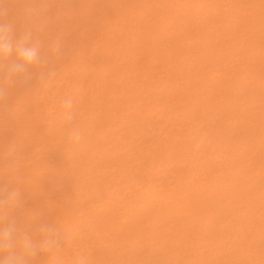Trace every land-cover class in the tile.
<instances>
[{"label":"bare ground","instance_id":"bare-ground-1","mask_svg":"<svg viewBox=\"0 0 264 264\" xmlns=\"http://www.w3.org/2000/svg\"><path fill=\"white\" fill-rule=\"evenodd\" d=\"M7 1H9V0H7ZM14 1H15V3H16L17 0H14ZM18 1H19V0H18ZM20 1H21V0H20ZM23 1H24V0H23ZM25 1H26V0H25ZM32 1H33V0H32ZM40 1H41V0H39V2H38L39 5H41V4H40ZM44 1H45V0H44ZM59 1H60V0H59ZM66 1H67V0H66ZM70 1H71V0H70ZM83 1H84V0H83ZM85 1H86V0H85ZM94 1H95V0H94ZM97 1H99V0H97ZM108 1H109V2H108ZM126 1H127V0H126ZM135 1H136V0H131V1L128 0V1L125 3L123 0H118V4H119V5H120V4H123L122 2H124V5H122L121 7L116 6V5H117V4H116V3H117V0H116V3H115V1H114V4H116V5L113 4V5L115 6V7H114V11H116V13H118V12L120 11V13L116 14L115 12H112V11H111V10H112L111 4H112L113 0H112V1H111V0H103V1L100 0L99 3L101 2L103 6H102L101 4L98 3V4H99V8H98V9H100V10H101V9H104V10H105V12H103V13L100 12V15H101V13H102L101 16H104L103 18H104L105 20H102V18H101V19H99V20H100V21H99V20H98V18H100V15H99V14H98L99 17H97V18L95 17V18H94V19H95L94 22H95V23H98V22H99L98 24L100 25V26H98V24H97L98 30H97V29L94 30V31H95V35H92V32H93L92 29H89V30H92V32H90V31H85L84 33H81V34L78 32L79 30L77 31L80 37H81L83 34H85L86 32H87V34H88V32H90L92 37H90V35H89V37H88L87 35H86V36L83 35V36H85L84 39L86 40V42H89V43L86 44L85 41H84V44H85V45H82V46H81V45H80L81 41H80V43L77 42V43H79V45H80V49H79V48L77 49L78 52L76 51L75 45L73 46L72 49L74 50V48H75V52H77V53H76V56H73V57L70 56V57H71V60H73V58L76 59L77 56H79V57L77 58L78 60L76 59V61H77L78 63H76L75 60L72 61V63H71V62H70V58H69V56H67V58L69 59V63H68V65L71 63V65H69V66H70L71 68H73V70H71V69H67V70H66V68H68L69 66H68V67H60V66H59V68H57V69H58V71H62V75H61V76H63V77L65 76V77H64L65 80H66V78H68V77H66L67 74H68V70L72 71V72L75 73V74H76L77 72L80 73V72L83 71V79H82V78L80 79V77L78 78V75H76V77L78 78V81H79V79L81 80V81L78 83V85H77V83H76V82H78V81H76V80H77L76 77H75L76 79L73 78V80H70L71 78L69 77L70 79H69V78H68V79H69L70 81H67V80H68V79H67V80H66L67 82H66V84H65V81H63L64 78H63V79H62V78H57L56 75H55V77H56V78H54L55 80H56V79L59 80V81L62 80L63 83L61 82V84L66 85V86H63V88L65 87V89H62V87H61V89L63 90L64 93H62V90H61V93H62V94L59 93V92H60V91H59V90H60V87H59V90H55V91H54L55 93H54V94H51V95H53L52 98H50L51 95H50V97L47 96V98H46V95H45V94H48V93H49L48 91L50 90V89H47V90H48V91H47L46 88H47V86H48V83L50 84V82H47V83H44V84H42V82H41L42 85H41V86H37V84H38V85L40 84V81H39L40 79H39V78H37L38 80L36 79V80L39 81V82H38L37 84H36V82H34V84L36 85L35 87H40V88H38L37 93H36L35 88L32 86V87L34 88V92L36 93V95H35L34 92L32 93L31 91H30L29 93H30V94H34V95H35V98L37 99L38 102L41 101V99H40V101H39V98H43V97H44L43 99L46 98V100H47V99L49 100V98H50V101H52V102L55 103V104H53V103H49V104H51V106L53 105V107L49 106V107H51V108H49V107H46V108H45L46 104H44V106H43V105H39V106H43V107L41 108V110H40L41 112H40L39 109H37V108H38V107H37V106H38L37 101L31 100V101H32V102H31V104H32L31 106L29 105V101H28V103L26 102L28 99H30V98H28L27 100L25 99V97L30 96V94H29V95L26 94V95H28V96L23 97V99H25V101H24L23 99H20V97H19V99L21 100L22 103H24V104H23V105H24L23 107H24V108L27 107V111H25L26 109H24V108L21 110L22 107H19V108H18V106H20V104H22L21 102H20V103L17 102V109H15V108H11L12 111L15 110V112H16V117H17V114L19 115V117H17L16 122L14 121L15 123H13V122H11V123H13L14 125H17V127H19V125H20V128H21V129H20V128H19V129L17 128L18 130H16V133L19 134V136H16L17 134H15V135L12 137V140H13L14 137H18V138L20 139V138H21V135H20V133H18L17 131H19V130H22V131H23V129H25V130H26V133H24L25 130H24L23 133L26 135L27 132H28V135H29V132H31V135H29V136H30V138H31V137H32V134H33V139H34V140L38 138V139H40V140L43 141L44 138H45V135H46V137H47V135L49 136V137L46 138V139L49 140V141L51 140V138H53V136L56 137V140L59 138V145H57V146L60 147L59 152H58L57 149H54V148H56V146H55L56 144H53L54 147H52L51 142H50L51 145H49V142H47V140H46V143L48 144L47 148H49V147L51 146V149L49 148V150H48V149L46 148V145H47V144H45V141L42 142V144H41V143L38 144L36 141H34V140L31 138V140H33L34 142H36L38 146H39V145H40V146L42 145V146H43L42 148L45 147V148H44V151L46 150L47 152H44V153H45L46 155L49 154L48 152H51V153H52V150H53V149L55 150V151L53 150V152H56V151H57L56 153H59V156H58V155H56V156H58V157L60 158V160L57 159L56 157H55L56 159H53V160H52V158H51V160H48L49 156H47V157H48V158H47L46 155H45L44 153H43V154H44L45 156L42 155V158L40 157L41 155L38 156L37 153L41 154L42 152H40L41 149H39V147H38V151L35 150V149H37V148H36V147L34 148V146H33L34 142H33V141H30L28 144L31 143L33 149L35 150V151H33V149H32V151H33V153L35 152L34 155L37 154L36 156L32 155L31 153H28L29 150H30L32 147L30 148V146H29V148H27V147H28V144H27L26 140H24V139H22V138L19 140V139L17 138V139L19 140V141H16L17 143L15 142V140H17L16 138H15L14 141L10 140V141H12V143L15 142V143L17 144V150H18V145H19V144L21 145V146H19V147H20L19 150L23 147V148L20 150V152H21L22 150H27V149H29V150H27V153L29 154V155L27 154V156H24V155L26 154V152L22 151L21 155H23L24 157H23V156L20 157V155L17 156L20 152H19V151H17V152L15 151L16 154L14 155V157H15V158H16V157L18 158V159H17V158H16V159H17L18 162H19V161L21 162V163L19 162L21 165L19 166V163H18V169H17V172H16L14 175H12V176H9V174L7 173L6 170H5L6 172L3 171V167H2L1 165H3V164L5 165V163H4V162H5V158H7V155H8V156H10V155H9V152H7V150H6L7 155H6L5 152L2 151L3 154L5 153L4 155H1L2 158L4 157V158H3V161H0V164H1V162L3 163V164L0 165V166H1L0 168H2V171H3L2 173H3V174H5V173L8 174V176L5 174V176L8 178V179L6 178L7 181L10 180L9 177H12L13 180H15V179H16V180H15V181H9V182L6 181V182H5V181H3V179H5V178L2 179V176H1V177H0V182H1V185H0V186H1V187H7V188H9V189H12L13 187H11V186H12V185L15 186V185L17 184V187L15 186L14 188H18V190H20V193H21V194H22V193L24 194V195L21 196L22 201H23V198H22V197L25 196V197H24V198H25L24 200H26V202H27V200H28V199H26V198H29V197H30V198H29L30 200H28V202H27L28 205L24 204V203L21 201V203H23V205H25V207L23 208L22 206H20V208H19V210H18L17 212H19V214H21V211H20V210H22V211L25 210V212H23L24 214L22 213L21 215H16V213H15V216H16L15 219L17 220L18 223H23V222H24L25 224H30V223L32 222V220H31L30 218H28V217L25 216V215L28 216V213H26V210L28 209V211H29L30 207H31V206L33 207V206H35V204H36L35 208L33 207L34 209H33L32 211H29L30 213H32V216H33V217L35 216V212H38V211L41 210V209H40V210H39V209L36 210V208H39V207L41 206L40 208L44 207V208H42V210H46V211H40L41 213L39 212V215L42 214V212H43V216H44V217H43L42 215H40V217L42 216V217H41L42 219L45 218V219H48L49 221H51V220H52V217H53V221H52V223L55 224V225H57V226H59V227H61L64 231L68 232L69 234L72 233V230H73V231H74V230H78V232H79V234H78V236H77L78 238L76 237V238H74L75 240H74V239L69 240V242L66 244V246L64 247V249L62 250V252H60V253L58 254V261L55 260V259H53L52 257H48L46 254H39V255L41 256L40 258H42V259L37 260L36 257H35V258H34L35 260L33 261V264H61V262H62V264H65V263H66V264H72V262H73V260L75 259V257H76L78 254H80L81 252L87 253L90 257L92 256V257H91V260H90V264H101V262H103V264H104V263H105V264H112L111 262H114V264H118L117 256H118V258L122 256V255L120 256V253H118V251H119L121 248H119L118 251H117V250H114L115 252L117 251V254H119V255H117L116 253L113 254V252L110 250V248L114 246V242H113V240L115 241V244H116V241H118V243H119V242L121 243V241H123V242H122V244H123V243H126L125 241H126L128 238H130V239L133 241V242L131 241L130 243H132V245H133V244H135V243H134V239H135V238H136V239L138 238L137 236H135V238H131V235H130L129 237L124 236V235H127V234H124V233H123L124 235L122 234L123 236H122L121 234H118V233H122V232H119V231H120V230H119L120 228L118 227V225L122 224L121 222H119V220H121V219H120V218H121L120 216H123V217H122L123 219H124V216H125V215H126V217H128V216L130 217L132 214L135 213V212L132 213L131 210L137 211V210H135V209H138L139 207L142 208V206L144 205V204H143L144 201L142 200V202H141L140 200H141V198L145 199V198H144L145 196L143 197V195H146V196H147L148 193L146 194V192H148V191H150V190H151V192H152V189H154L155 192H156V189L158 190V189L160 188V186H159V187H157V186H158V185H162V184H164V182H162V184L159 183L158 185H155L156 188H153V186H151L149 189H145V188H147V186H146V187L144 186V184H146V183L144 182V184H142V185L144 186V188H141V189H140V191H141L142 189H144L143 192H140V191H139V192H136V191L139 190L138 185H137L138 189H136L135 192H134L135 188H133V192L135 193V194L133 195V197H132V195L129 194L128 192H124V191H126V189H129V188H126V189L123 188V187H122V186H123V182H125V183L129 182V183H127V184H129V185L132 183L131 185H133V187H134L135 184H138V182H135L137 179H135L136 176H135V177L133 176L134 173L136 174L135 170H134V173L132 174L133 171L131 172L129 169L127 170V168H128L130 165H126V164H125V166H128L127 168L124 166V163L127 162V163L130 164V162H131V161H130V158H129V159H126L127 157H129V155H128L127 157H125V159H126V160H129L130 162H129V161L122 160V159H124V156H125L126 153H127V152H125V150H126V146H125V145H130L131 143L133 144V143H134V140H132V142H131L130 144H128L129 142H128L127 144H125V143H124L125 141L122 140V139H120L119 136H120V134H121L122 137H121V136H120V137L123 138V137L125 136L126 133H123V132H122V133L124 134V135H123L122 133H119V132H120L121 130H124V129H125L124 131H126V127H128L127 130H128V131H132L131 133H133V131H136V132L139 131L140 133H143V131H140V130H142L143 128L145 129L146 127H145L142 123L140 124L139 121L141 122V118L144 117V116H146V115L148 114L147 112H149V113L152 112V116H153V114H154V116H155L156 114L158 115V114H159V113H158V110H161V111H160V114L156 117V119H158V117L161 116V117H162V119H161L162 121H161V124H158V123H160V122H159L160 119H158V123H157V124L160 126V125H162V123H163V124L165 123L164 128L166 129V123H167V121H169V119H170L171 117H170V118H167V120H166V117H169V116H166V115H165L164 117H165V120H166V121L163 120L164 117H163L162 115H163L164 113H163L162 111H164L165 108L168 109V107L166 106L168 102H166V105L164 104V105H165V106H164L162 103H160V101H161L160 99L166 98V96L168 97L169 94H167V93H170V92L173 91V90H174V92H176L175 90H177V89H175V88L182 87L183 89H186L187 87H186L185 85H187V83H190V84H191V81H192V82H193V81L195 82V83L193 82V84H195L194 87H195V86H196V87L199 86V87H197V88H199V90L197 89V91L195 92L194 90L191 89V90H192V91H191L192 93H191V92H187V91H189V90H187V89H186V91L183 90V92L186 94V96H189L188 99H191L192 101H194V103H196L195 105H197V106H195L194 103H193V105H192V101H190V102H191V103H190L191 105H189V104L187 103V104L189 105L188 107H189L190 109L192 108V110H190V109L187 107V105H186V108L189 109L188 112H187V115L190 116V117H192V116L189 114V112H190V111H192V112L194 111V112H195V110H196V111L198 112V114H200V116H201V113L199 112V110H200V106H199V105H201V104H203V103H204V104H205V103H209V99H208V101H207V98H209V97H208V96H205V97L201 98V96H202V94H203V91H202V90L200 91V89H202V86H204V85H202V84H203V81L206 82V80H203V79L210 80V81H209V82H210V83H209L210 85H209L208 87H210L211 89H213V88H212V84H214V83L211 82V79L207 78V77H209V76H206V77L204 76L205 78L202 77V76H203L202 73H203V72L205 73L206 71H209V70H208L209 67H207L205 71H203L202 69H204V68L201 67V68H202L201 70H202L203 72H201V70H200V72H199L198 69H200V68H198V69L195 68V70H198L197 73L199 72L200 75H198V77L196 76V77H195V78H196L195 80H192V79L194 78V76H195V72H194L195 70L193 71L192 69H194V67H196L197 65H195L192 69L190 68V67H191V64L194 65L193 60L196 59V58H193V60H191V58L193 57L194 53L191 54L192 52H190V51H191V50H190V47L193 49L194 46L192 47V44H194V43H191V42H195V40H197L198 38H197V36L195 37L194 34H193V36L196 38L195 40L191 41V40L188 39V40H189V41H188L189 43H187V45H186V42L184 41V42H185L184 46L186 45V46L184 47V49H186V47L189 48V50L187 49L189 52H188L186 55H188V54L190 53L191 56H192V57H191V56H189V57L186 56V58L190 59L193 63H192L190 60H188V59H187V60H188L189 62H185V61H186V60H185V54L182 55V54L179 53V51H178V53H179L178 56L181 57V55H182V56L184 57V59H182L183 57H182L181 59H182V60H185V61H182V60H181L180 63H179V62H174L173 59L176 58V57H175L176 54H174L175 56H173V53H177V51L174 52V51H175V47L179 46V47L177 48L178 50H179V48H182V49H183V46L181 47L180 41L177 42V40H178L177 38H179L180 34H178V32H175V31H176V28H178V27H180L181 29H182V27H183V28H184V27H185V28L188 27V26H187V24L189 25L188 22H190V23L194 22V19H197V17H198L197 15L200 13L201 10L204 12V9L206 8L207 10L205 9V12H206V11L209 12L208 9H211L212 7L214 8V10L217 9V8H216L217 6H214V5H215V2H216V1H217V3H220V2H218V0H216V1H214V0H185V1H184V0H139V2L136 3ZM183 1H184V2H183ZM213 1H214V2H213ZM224 1L227 2V0H224ZM233 1H234V0H233ZM251 1H252V0H251ZM9 2H11V1H9ZM9 2H7V4H8ZM12 2H13V0H12ZM12 2H11V3H12ZM28 2H29V1H28ZM51 2H52V1H51ZM57 2H58V0H57ZM71 2H72V1H71ZM71 2H70V5L72 4ZM75 2H76V1H75ZM234 2H235V1H234ZM236 2H237V1H236ZM252 2H253V1H252ZM260 2H261L260 4H262V1H261V0H260ZM15 3H14V4L12 3V4L15 6ZM17 3H18V2H17ZM22 3H23V2H22ZM38 3H36V4H38ZM42 3H43V1H42ZM46 3H47V2H46ZM46 3H45V5H46ZM49 3H50V1H49ZM61 3H63V1H62ZM61 3H60V4H61ZM68 3H69V0H68V2L65 3V4H67V10H66V8L63 9V10H66V11H65V12H66V15H70L71 11H73V8H72V7H69V6H68V5H69ZM78 3H80V2H78ZM78 3H77V4H78ZM81 3H83V2H81ZM81 3H80V4H81ZM107 3H108V4L110 3V4L107 5ZM129 3H131V4L133 3V4L131 5V4H129ZM213 3H214V4H213ZM217 3H216V4H217ZM240 3H241V1H240ZM253 3H255V2H253ZM12 4H11V5H12ZM19 4H20V2H19ZM26 4L28 5V3L25 2V5H26ZM32 4H33V3H32ZM50 4H51V3H50ZM56 4H57V3H56ZM75 4H76V3H75ZM86 4H87V3H85V5H86ZM95 4L97 5V3H95ZM255 4H256V3H255ZM255 4H252V5H255ZM257 4H259V3H257ZM20 5L22 6V4H20ZM20 5H19V6H20ZM27 5H26V6H27ZM30 5H31V4H30ZM33 5H34V4H33ZM43 5H44V4H43ZM83 5H84V4H83ZM85 5H84V6H85ZM87 5H88V4H87ZM87 5H86V6H87ZM90 5H91V4H90ZM100 5H101V6H100ZM217 5H218V4H217ZM220 5H221V3H220ZM220 5H218V7H219ZM223 5H224V6H223ZM223 5H221V8H219V9H220V12H221L222 8L225 7V4H223ZM233 5H234V4H233ZM235 5H236V4H235ZM250 5H251V3H250ZM250 5H249V6H250ZM7 6H10V5L8 4ZM31 6H32V5H31ZM36 6H37V5H36ZM36 6H35V7H36ZM58 6H59V4H58ZM65 6H66V5H65ZM73 6H74V5H73ZM78 6H79V5H78ZM78 6H77V7H78ZM81 6H82V5H81ZM226 6H227V4H226ZM228 6H229V5H228ZM228 6H227V7H228ZM230 6H231V5H230ZM15 7H16V6H15ZM45 7H46V6H45ZM48 7H49L50 9H52V8H51V5H50V6L48 5ZM63 7H64V5H63ZM68 7H69V8H68ZM79 7H80V6H79ZM79 7H78V8H79ZM107 7H110L111 10H109L110 8H107ZM227 7H226V8H227ZM246 7H247V6H246ZM12 8H13V7H12ZM18 8H19V7H18ZM22 8H24V7L22 6ZM42 8L44 9V7H41V9H42ZM60 8H61V7H60ZM71 8H72V10H71ZM86 8L89 9L90 6H87ZM106 8L109 10L108 12H106ZM203 8H204V9H203ZM236 8H237V6H236ZM247 8H248V7H247ZM247 8H246V9H247ZM252 8H253V7H252ZM255 8H257L258 10L261 9V8H259L258 6H256V7L254 6V9H253L252 11H256ZM10 9H11V7H10ZM20 9H21V8H20ZM35 9H36V8H35ZM39 9H40V8L37 7V10H38L37 12L40 11ZM46 9H48V8H46ZM53 9H55V7H53ZM68 9H70L71 11H68ZM82 9H84V8L82 7ZM88 9H87V11H86V14L84 13L86 9L83 10V13H84L83 15H86V17H87V18L82 17V18H84V19L86 20L85 23H86V22L89 20V18L91 17V16H90V17L87 16V13H89L90 11H91V13H93V12H92L93 9H92V10H88ZM96 9H97V8H96ZM96 9H95V11H96L95 13H97V12L99 13V10L97 11ZM219 9H217V10H219ZM223 9H224V8H223ZM227 9H228V11H230L229 8H227ZM232 9L234 10L235 8H232ZM232 9H231V10H232ZM250 9H251V8H250ZM61 10H62V9H61ZM233 10H232V11H233ZM42 11H43V10H42ZM75 11H76V10H75ZM75 11H73V12H75ZM77 11H80V10H77ZM77 11H76L75 13H71V15H73L74 17H76L77 15L75 16V14H77ZM93 11H94V10H93ZM222 11H225V10H222ZM228 11H227V12H228ZM252 11H251V12H252ZM13 12H14V11H12V13H13ZM18 12H21V11H18ZM44 12H45V11H44ZM56 12H58V11H56ZM56 12H55V15H58V14H56ZM65 12H64V13H65ZM111 12H112L113 14H112ZM214 12H215L214 14H216V11H214ZM217 12H218V11H217ZM225 12H226V11H225ZM227 12H226V13H227ZM235 12H236V14H234L233 17H235V15H238V14H239V13H237V12H238L237 9L235 10ZM12 13H11V14H12ZM21 13H22V12H21ZM61 13H62V11H61ZM67 13H68V14H67ZM79 13H80V12H79ZM81 13H82V11H81ZM107 13H108V14H107ZM212 13H213V10L211 11L210 14H212ZM246 13H247V12H246ZM248 13H249V12H248ZM254 13H255V12H254ZM254 13H253V14H254ZM259 13H260V12H259ZM17 14H18V13H17ZM62 14H63V13H62ZM109 14H111V15H109ZM114 14H115V15H114ZM253 14H249V15H250L252 18H254V15H255L256 13H255L254 15H253ZM19 15H20V14H19ZM19 15H18V16H19ZM38 15H39V14H38ZM49 15H50V12L48 13V16H49ZM53 15H54V14H53ZM53 15L51 14L50 16L52 17ZM55 15H54V16H55ZM66 15L63 16V19L66 17ZM81 15H82V14H81ZM88 15H91V14H88ZM95 15L97 16V14H95ZM117 15H118V16H117ZM119 15H120V16H119ZM203 15L205 16V13H203ZM203 15L200 16V17L203 18ZM207 15H209V14H207ZM217 15H218V14H217ZM224 15H225V14H224ZM252 15H253V16H252ZM18 16H16V18H17ZM20 16H21V15H20ZM22 16H24L23 13H22ZM26 16H29V15H25V17H26ZM34 16H35V15H34ZM44 16H45V14H44ZM44 16H43V18H44ZM54 16H53V17H54ZM111 16H112V17H111ZM148 16H151V17H150L151 19H149ZM218 16H219V17H220V16L222 17V13L219 14ZM239 16H240V15H239ZM246 16H247V14H246ZM25 17H22V18H24L23 20H25ZM29 17H30V16H29ZM36 17H39V16H36ZM45 17H46V16H45ZM60 17H61V14H60ZM60 17H59V19H60ZM69 17H70V16H69ZM69 17H68V18H69ZM74 17H73V18H74ZM145 17H147L149 20H148V21H144V18H145ZM205 17H206V16H205ZM205 17H204V18H205ZM211 17H212V16H211ZM211 17H210V18H211ZM228 17H229V16H228ZM231 17H232V16H231ZM237 17H238V16H237ZM240 17H241V16H240ZM251 17H248V19H247L246 21L249 20L248 22H250ZM18 18H19V17H18ZM22 18H21V20H22ZM56 18H58V17H56ZM66 18H67V17H66ZM73 18H72V19H73ZM82 18H81V19H82ZM91 18H92V17H91ZM202 18H201V21H203ZM204 18H203V19H204ZM214 18H215V17H214ZM229 18H230V17H229ZM229 18H227V16H226V19H227L228 21H232V20H229ZM255 18H256V17H255ZM27 19H28V17H27ZM44 19H45V18H44ZM47 19H48V18H47ZM47 19H45V21H46ZM54 19H55V18H54ZM54 19L52 18V20H54ZM59 19H56V20H59ZM69 19H70V18H69ZM69 19H68V20H69ZM81 19H80V20H81ZM124 19H126V20L128 21V23H127V21H126V23L128 24V27H127L124 31H121V29L124 28V27L122 28L123 23H125V22H122ZM191 19H192V20H191ZM226 19H224V20H226ZM233 19H234V18H233ZM241 19H242V18H241ZM18 20H20V18H19ZM29 20H30V19H29ZM48 20H49V19H48ZM68 20H65V22L68 21ZM76 20H77V19H76ZM80 20H78V21H80ZM91 20H92V19H91ZM91 20L89 21V22H90L89 24H91V22L93 23V20H92V21H91ZM101 20H102L103 22H101ZM142 20H143V21H142ZM208 20H209V19H208ZM215 20H216V19H215ZM215 20H213L214 23L210 21V23H212L213 25L211 26V24H208V27H209V25H210L209 28H208V27H205V26H206V25L204 24L205 21L203 22L204 26H203V25H202V26L205 27V29H207V32L210 31L211 29H213V26H214V27H215V26L217 27V24L219 23V19H218V22H217L216 25H215ZM224 20H223V21H224ZM254 20H255V19L251 20V22L254 21ZM261 20H262V19H261ZM14 21H15V19H14ZM14 21H12V22H14ZM30 21H31V20H30ZM38 21H39V20H38ZM41 21H42V19H41ZM45 21H44V22H45ZM59 21H60V20H59ZM70 21H71V20H70ZM70 21H69V22H70ZM196 21H197V20H196ZM199 21H200V20H199ZM235 21H236V19H235ZM235 21H234V22H235ZM259 21H260V20H259ZM262 21H264V20H262ZM27 22H28V21H27ZM49 22H51V21H49ZM49 22H48V23H49ZM55 22H56V27H57V23H58V22H57V21H55ZM55 22L53 23V21H52V23H51V25H52L51 28H53V29L55 28V27H54ZM71 22H72V21H71ZM80 22H81V21H80ZM80 22H79V23H80ZM112 22H113V23H112ZM121 22H122V23H121ZM134 22H135V23H134ZM221 22H222V21H221ZM242 22H243V24H244V20L241 21V23H242ZM257 22H258V21H256V24H257ZM22 23H23V22H22ZM61 23H62V20H61ZM66 23H68V22H66ZM75 23H77V22H75ZM82 23H84V22H82ZM82 23H81V24H82ZM95 23H93V24H94V28H95V26H96ZM195 23H197V22H195ZM206 23H207V22H206ZM227 23H228V22H227ZM232 23H233V22H232ZM238 23H239L238 25H237L236 23H234L235 25L233 26V30H232V29H229V32H227V30H228L227 28H229V27H226V26L228 25V24H227V25L225 26V31H224L223 33H220V32H219V33H220L221 35L226 34V36L228 35V33H230V35H231V34H232L231 31L234 32V28H236V31L238 32L239 29H238L237 27L241 25L240 22H239V20H238ZM254 23H255V22H253V24H254ZM16 24H17V23H16ZM24 24L27 25V23H24ZM31 24H32V23H30L29 26H31ZM41 24H42L43 26L47 27V26H46L47 24L44 23V24H45V25H44L43 22H41V23H40V26H41ZM53 24H54V25H53ZM59 24H60V23H58V27H60L61 30L64 28V25H67V24H64V23H63L64 25L62 24V25L60 26ZM77 24H78V23H77ZM101 24H102V25H101ZM199 24H201V22H200V23H197L196 25L193 23V25L196 26V27L198 28V33H197L196 31H194V32H196L197 34H199V33L201 34V27H202V26L200 27ZM219 24H221V23H219ZM219 24H218V25H219ZM253 24H252V27H253ZM26 25H25V26H26ZM36 25H39V23L36 24ZM48 25H49V24H48ZM71 25H72V24H71ZM74 25L77 26L76 24H74ZM86 25H88V22L86 23ZM120 25H121V26H120ZM179 25H181V26H179ZM197 25H198V26H197ZM19 26H20V25H19ZM19 26H18V27H19ZM21 26H22V25H21ZM21 26H20V27H21ZM32 26L35 27L34 25H32ZM43 26H42V27H43ZM68 26H69V25H67L66 28L69 29L70 27H68ZM119 26L121 27V29H120ZM124 26H126V24H124ZM255 26H257V25H255ZM23 27H24V26H23ZM26 27H27V26H26ZM78 27H79V26H78ZM78 27H77V28L75 27V28L78 29ZM82 27H83V25H82ZM84 27H85V25H84ZM84 27H83V29H84V30H87V29H85V28H87L88 26L85 27V28H84ZM196 27H195V28H196ZM203 27H202V29H204ZM220 27H221V26H220ZM222 27H224V25H223ZM250 27H251V25H250L248 28H250ZM252 27H251V28H252ZM35 28H36V27H35ZM40 28H41V27H40ZM40 28H39V29H40ZM51 28H48V29H51ZM66 28H65V29H66ZM72 28L74 29V26H73ZM80 28H81V25H80ZM88 28H90V27H88ZM94 28H93V29H94ZM180 28H178V29H180ZM185 28H184V30H186ZM192 28H193V27L191 26V28H189V29H192ZM197 28H196V29H197ZM231 28H232V25H231ZM33 29H34V28H33ZM36 29H37V28H36ZM36 29H34V30L37 32ZM39 29H38V30H39ZM41 29H42V28H41ZM57 29H58V28H57ZM65 29H64V30H65ZM70 29H71V28H70ZM178 29H177V30H178ZM199 29H200V32H199ZM205 29H204V30H205ZM214 29H215V28H214ZM217 29H218V27H217ZM221 29H222V28H221ZM223 29H224V28H223ZM226 29H227V30H226ZM237 29H238V30H237ZM243 29H244V28H243ZM253 29H254V28H253ZM255 29H256V28H255ZM54 30H55V29H54ZM61 30H60V29L57 30L58 32L55 30L54 32H56V33H61V32H60ZM194 30H195V29H194ZM230 30H231V31H230ZM245 30H246V29H245ZM248 30H249V29H248ZM22 31H23V30H22ZM49 31H50V30H49ZM52 31H53V30H51V32H52ZM62 31H63V30H62ZM72 31H73V30H71L70 32H72ZM74 31H75V29H74ZM98 31H99V32H98ZM178 31H179V30H178ZM187 31L189 32V30H187ZM187 31H185V32H187ZM190 31H193V30H190ZM202 31H203V30H202ZM213 31H216V30H213ZM219 31H221V30H219ZM42 32H43V31H42ZM70 32H69V33H70ZM77 32H76V33H77ZM80 32H82V28L80 29ZM180 32H181V31H180ZM183 32H184V31L182 30V34H183ZM207 32L205 31L204 33L207 35ZM210 32H211V31H210ZM221 32H222V31H221ZM225 32H226V33H225ZM240 32H241V30H240ZM240 32L238 33L239 35H240ZM43 33H44V32H43ZM45 33H46V32H45ZM49 33H50V32H47V34H49ZM96 33H98V34H96ZM116 33H117V34H116ZM190 33H191V32H189V36H190ZM196 33H195V35H196ZM211 33H212V32H211ZM214 33H215V32H214ZM219 33L217 34V31H216L215 34H216L217 36L219 35V37H220L221 35H220ZM262 33H264V32H262ZM47 34H44V37H45V35H47ZM61 34H62V33H61ZM78 34H76V35H78ZM114 34H116L115 36L118 37L119 40H118V39H114V40H113V37H115ZM174 34H175V35L177 34L176 36H174V38L176 37L175 39H177V40H175V43L173 42V39H171L170 41L168 40V38H170V36L173 37ZM184 34H185V33H184ZM243 34H245V33H243ZM35 35H36V34H35ZM40 35H41V33H40ZM49 35H50V34H49ZM56 35H57V34H56ZM56 35H55V33H54V36H56ZM64 35H65V34H64ZM73 35H74V34H72V36H73ZM96 35H97V36H96ZM105 35H106L107 37H106ZM186 35H188V34L186 33ZM202 35L204 36V34H202ZM210 35L212 36L213 33L210 34ZM216 35H213V36H215L216 38H219V37H217ZM232 35H233V34H232ZM236 35H237V34H236ZM236 35H234V36H236ZM246 35H249V34H246ZM246 35H245V36H246ZM251 35H252V34H251ZM260 35H261V34H260ZM54 36L51 37V35H50V36H48L49 38H46V37H45V38L48 40V43L44 44V47H46L48 44L51 43V40H50V39H51V38H52V39L55 38ZM62 36H63V35H62ZM62 36H61V37H62ZM72 36H71V37H72ZM79 36H78V37H79ZM94 36H96V37H95L96 39L94 38L95 41H94L93 43H92V42L90 43V41L94 40V39H93ZM103 36H104V38H106V40H109V39H107V38L110 37V36H112V37H110V38H112V39H110V40H113V42L111 41V43L117 42V45L113 44V45H115V46H113V45H112V46H113L115 49H114V48H111V49H113V50H111V49H110V47H111L110 44H111V43H109V41H106V40H105L106 43H105V49H104V50L109 49V51L107 50L106 53L103 51V52H104L103 55H102V52L98 51V53H99L100 55L98 54L97 57H98V58L100 57V58H103V59H102V61L97 65L96 62L93 60V55H95L94 52H96V51L98 50V48L101 46V44H100V40H101V37H102V40H104ZM183 36H184V35H183ZM198 36H201V35H198ZM226 36H221V37H222V38H223V37L225 38ZM234 36H232V37H234ZM42 37H43V36H42ZM57 37H58V36H57ZM80 37H79V38H80ZM194 37H193V39H194ZM206 37H207V39H208V36H206ZM215 37H214V40H216ZM246 37H247V36H246ZM258 37H259V35H258ZM262 37H264V36H261V38H262ZM40 38H41V37H40ZM45 38H44L43 41H47ZM72 38H73V37H72ZM91 38H92V39H91ZM185 38H186V40H187V37H185ZM188 38H189V37H188ZM203 38H204V37H202L201 39H203ZM226 38H227V37H226ZM238 38H240L241 40H242V38H244V36L242 37V33H241V36H240V37H239V36L237 37V42H240V44H242V43H243V42H242L243 40L240 41V40H238ZM247 38H248V37H247ZM247 38H246V39H247ZM249 38H251V37H249ZM38 39H39V38H38ZM42 39H43V38H42ZM55 39H56V38H55ZM61 39H63V41H62V40H59L60 42H61V41L64 42V41L67 40V38H66V40H64L65 38H61ZM73 39H77V36H76V38H73ZM82 39H83V37L81 38V40H82ZM180 39H181V38H179V40H180ZM199 39H200V37H199ZM227 39H228V38H227ZM227 39H226V40H227ZM230 39H231V37H230ZM232 39H233V38H232ZM235 39H236V38L234 37V40H235ZM49 40H50V41H49ZM116 40H117V41H116ZM181 40H182V39H181ZM183 40H184V37H183ZM205 40H206V39H205ZM211 40H212V38H211ZM217 40H219V39H217ZM249 40H250V39H249ZM251 40H252V39H251ZM253 40H254V38H253ZM253 40H252L251 42L249 41V42H250L249 44L253 43V44L256 45V43H255L256 40H254V41H253ZM40 41H41V40H40ZM43 41H41V42H43ZM53 41H54V39H53ZM56 41H58V40L56 39ZM105 41H104V42H105ZM199 41H200V45H201V47H202V45L204 46V43H205L204 39L202 40V41L204 42L203 44H202L201 40H199ZM206 41L209 43V40H206ZM221 41H222V40H221ZM227 41H228V40H227ZM235 41H236V40H235ZM244 41H245V40H244ZM258 41H259V40H258ZM258 41H257V42H258ZM49 42H50V43H49ZM69 42L71 43V39H70ZM72 42H74V41H72ZM82 42H83V41H82ZM101 42H102V41H101ZM207 42H206V43H207ZM212 42H214V41L212 40ZM215 42H216V41H215ZM215 42H214V43H215ZM225 42H226V41H225ZM259 42H260V41H259ZM262 42H264V41H262ZM65 43H67V41H66ZM65 43H63V47H64V46L66 47V45H68V44H65ZM77 43H76V44H77ZM102 43H103V42H102ZM173 43H174V44H173ZM208 43H207V44H208ZM214 43H211V44H214ZM216 43L218 44L219 41H217ZM220 43H221V42H220ZM64 44H65V45H64ZM73 44H74V43H73ZM92 44H93V45H92ZM99 44H100V45H99ZM103 44H104V43H103ZM221 44H222V43H221ZM232 44H236V42H235V43H232ZM238 44H239V43H238ZM240 44H239L240 47L243 46V44H242V45H240ZM260 44H261V42H260ZM77 45H78V44H77ZM182 45H183V42H182ZM200 45H199V46H200ZM219 45H220V44H219ZM222 45H223V44H222ZM227 45H229V42H228ZM244 45H246V44H244ZM255 45H254V46H255ZM89 46H91V48H90ZM92 46H93L94 48H92ZM102 46H103V45H102ZM195 46L198 48L197 45H195ZM205 46H206V44H205ZM208 46H209V45H208ZM212 46H213V45H212ZM216 46L218 47V45H216ZM216 46H215V47H216ZM237 46H238V45H237ZM249 46H250V45H249ZM76 47H79V46H76ZM201 47L198 48V49H200L201 52H203L204 50L201 49ZM206 47H207V46H206ZM206 47H205V48L203 47V48L206 49ZM215 47H214V49H215ZM217 47H216V48H217ZM228 47H231V46H228ZM240 47H239V48H240ZM260 47H261V46H260ZM46 48H47V47H46ZM103 48H104V47H103ZM197 48H196V49H197ZM210 48H211V46H210ZM210 48H209V50H211ZM212 48H213V47H212ZM219 48L221 49V48H223V46H221V47H219ZM219 48H218V49H215V50H218V51H219V50H220ZM226 48H227V47H226ZM232 48H235V47L232 46ZM242 48L245 49V47H242ZM242 48H240V49H242ZM246 48H247V47H246ZM255 48H256V47H255ZM89 49H90V50H89ZM91 49H92V52H91ZM101 49H102V48H100V50H101ZM256 49H258V47H257ZM69 50H70V49H69ZM102 50H103V49H102ZM102 50H101V51H102ZM173 50H174V51H173ZM187 50H185V52H186ZM207 50H208V49H207ZM207 50H205L204 52H206ZM230 50H231V49H230ZM232 50H233V49H232ZM236 50H238V47L236 48ZM242 50H243V49H242ZM247 50H248V49H247ZM262 50H264V49H262ZM66 51H68V50L66 49ZM88 51H89V52H88ZM192 51H193V50H192ZM194 51H195V50H194ZM194 51H193V52H194ZM197 51H198V50H197ZM218 51H216V53H217ZM220 51H221V50H220ZM223 51H224V50H223ZM227 51H228V50H227ZM245 51H246V50H245ZM64 52H65V51H64ZM182 52H184V51H182ZM199 52H200V51H199ZM199 52H198V54H199ZM204 52H203V53H204ZM207 52H208V51H207ZM210 52H211V51H210ZM233 52H237V51H234V50H233ZM240 52H242V51H240ZM256 52H257V51H255V53H253V55L256 54ZM260 52H261V51H260ZM67 53H68V52H67ZM67 53H66V54H67ZM72 53H73V52H72ZM90 53H91V54H90ZM129 53H132V54L129 55ZM228 53H229V52H228ZM244 53H245V52H244ZM244 53H243V55H244ZM247 53H248V51H247ZM262 53H264V52H262ZM262 53H261V54H262ZM63 54H64V53H63ZM69 54H70V53H69ZM77 54H78V55H77ZM86 54H87L88 56H87ZM127 54H128V55H127ZM195 54H196V56H195V55H194V56H195V57H198V59H201V62H203V61H202L203 59L200 58V56L203 57V56H205V54L200 55V56H199V55L197 56V53H195ZM214 54H215V53H214ZM214 54H213V55H214ZM219 54H220V53H219ZM223 54H224V52H223ZM226 54H227V52H226ZM226 54H225V56H226ZM238 54L240 55L241 53H239V51H238ZM258 54H259V52H258ZM73 55H75V54H73ZM132 55H134V56H132ZM135 55H137V56H135ZM217 55H218V54H217ZM239 55H238V56H239ZM246 55L248 56V59L245 60V63H246L247 60L249 61V59L251 58V56H250V58H249V54H246ZM259 55H260V54H259ZM259 55H257V56H259ZM262 55H264V54H262ZM95 56H96V55H95ZM101 56H104V57H101ZM119 56H120V58H119ZM126 56H128L129 60L132 59V60L134 61V63H133L132 60H130V62L127 63V58H125ZM129 56H130V57H129ZM160 56H161V59L164 60V62L169 63V65L167 64V66H166L167 68H165V65H166V64L162 61V62L165 64V65L163 64L165 70H163V67L159 65V66H160V68H159L160 70H158V71H162V70H163L162 72H163V73L165 72L164 74H167V75H164V76L161 75V74H163V73L160 74V72H159L160 76H157V75H155V74H157L158 71H156V72L153 74V72H154L155 70H154L153 68L150 69V67H152V66H151L152 63H150V62L152 61V62H153V65H154L155 62H154L153 59L156 60V58H158V57H160ZM178 56H177V57H178ZM206 56H207V57H206ZM206 56H205V57H206L207 59H206V61H204V62L208 63V62H210V61L207 62V60H209L208 54H207ZM210 56H212L211 53H210ZM215 56H216V55H215ZM254 56H255V55H254ZM86 57H88V59H87ZM97 57H94L95 60L98 59ZM180 57H179V60H180ZM239 57H240V56H239ZM242 57H243V56H242ZM245 57H246V56H245ZM245 57H243V58L245 59ZM255 57H256V56H255ZM100 58H99V59H100ZM133 58H134V59H135V58H136V59H137V58H138V59H141V62H140L139 60H137V61H139V63H141V65L143 64V62L146 63V64L144 63L145 66L142 65L143 68H144V71H142V72L144 73V75H143L144 78H142V77H141V78H139V77H136V78H135L136 70H137V72H138V69H139V70H140V68H141V70H143V69H142V66L139 64L141 67H140V68H137V69L135 70L136 67H134V66H136V65H138V64H135V62H137V61H135ZM142 58H144V59L142 60ZM225 58H227V57H225ZM257 58H258V57H257ZM259 58H260V56H259ZM262 58H264V56H262ZM59 59H60V58H59ZM68 59H66V60H68ZM111 59H112V61H111ZM113 59H114V61H113ZM198 59H197V60H198ZM235 59H237V58H235ZM251 59H252V58H251ZM251 59H250V62H252L255 58H254L253 60H251ZM88 60H89V61H88ZM92 60H93V63H92ZM100 60H101V59H100ZM174 60L177 61L178 59H174ZM197 60H196V61H197ZM222 60H224V59H222ZM225 60H227V59H225ZM242 60H243V59H242ZM60 61H61V60H60ZM87 61H88V63H87ZM96 61H98V60H96ZM118 61H119V62H118ZM142 61H143V62H142ZM156 61L158 62V60H156ZM160 61H161V60H160ZM160 61H159V63H160ZM194 61H195V60H194ZM196 61H195V63H196ZM199 61H200V60H199ZM213 61L215 62L216 59H215V60H212L211 62L213 63ZM233 61H234V60H233ZM248 61H247V64H248ZM255 61H256V59L254 60V62H255ZM257 61H259V63H260V61H262V60H261V59H260V60L257 59ZM5 62H6V61H5ZM116 62H118V64H117L118 66H116ZM131 62H132V63H131ZM162 62H161V65H162ZM183 62H184V64H187V66L185 65V69H186V71L182 70V67H180L181 65L183 66ZM197 62H198V61H197ZM201 62H200V63H201ZM211 62L208 63V65H209V64H212ZM235 62H236V60H235ZM235 62H233L232 65H233ZM239 62L243 63L242 61H239ZM250 62H249V64H250ZM262 62H264V61H262ZM65 63H66V62H65ZM159 63H158V64H159ZM170 63H171V64H170ZM200 63H199V64H200ZM220 63H221V60H220ZM222 63H223V62H222ZM241 63H240V64H241ZM0 64L2 65V62H1ZM3 64H4V63H3ZM63 64H64V62H63ZM63 64H62V65H63ZM94 64H95V66H93ZM150 64H151V65H150ZM180 64H181V65H180ZM196 64H197V63H196ZM202 64H205V63H202ZM213 64H214V63H213ZM213 64H212V65H213ZM216 64H217V63H216ZM235 64H237V63H235ZM238 64H239V63H238ZM240 64H239V65H240ZM247 64H246V65H247ZM249 64H248V65H249ZM257 64H258V63H257ZM260 64H261V63H260ZM260 64H258V65H260ZM76 65H77V66H76ZM78 65H79V66H78ZM156 65H157V64H156ZM241 65L243 66V64H241ZM246 65H244V67H242V69H241V73H242L244 76H243V75L241 76V74H240V72H239L240 76H241V77H244V78L247 76V72H244V73H243V71L248 70L247 67H246ZM248 65H247V66H248ZM258 65H256L255 67H257ZM262 65H264V64H262ZM56 66H57V65H56ZM56 66H55V67H56ZM64 66H65V65H64ZM96 66H97V67H96ZM154 66H155V65H154ZM200 66H201V64H200ZM203 66H204V65H203ZM206 66H207V64H206ZM209 66H210V65H209ZM227 66H228V65H227ZM229 66H231V65H229ZM233 66H234V65H233ZM237 66H238V65H237ZM57 67H58V66H57ZM70 67H69V68H70ZM155 67H156V66H155ZM155 67H154V68H155ZM183 67H184V66H183ZM198 67H199V65H198ZM240 67H241V66H240ZM245 67H246V68H245ZM251 67H252V66H251ZM260 67H261V66H260ZM260 67H257V69H258V68L261 69ZM0 68H1V67H0ZM60 68H61V69H60ZM79 68H80V71H79ZM161 68H162V70H161ZM210 68H211V67H210ZM230 68H233V67H230ZM252 68H253V67H252ZM252 68H251V69H252ZM1 69H2V68H1ZM55 69H56V68H55ZM59 69H60V70H59ZM62 69L64 70V73H63V70H62ZM81 69H82V70H81ZM216 69H217V68H216ZM216 69H215V70H216ZM235 69H236V68H235ZM249 69H250V68H249ZM254 69H255V68H254ZM254 69L252 70V71H254V74H253V75H255V76L258 75V76H259L258 73H260V72H258V73L256 74V73H255L256 70H254ZM259 69H258V71H260ZM262 69H264V68H262ZM262 69H261V70H262ZM3 70H4V69H3ZM33 70H34V69H33ZM141 70H140V71H141ZM190 70L193 71L192 74H191V71H190ZM218 70H219V69H218ZM218 70H217V71H218ZM233 70H234V69H233ZM242 70H243V71H242ZM0 71H1V70H0ZM34 71H37V70H34ZM38 71H39V70H38ZM56 71H57V70H56ZM56 71H55V72H56ZM140 71H139V75L141 76V75H142V72H140ZM1 72L3 73V71H1ZM1 72H0V74H1ZM185 72L187 73V74H185V76L187 75V77L184 78V80H185V81H184L181 77H179V74H184ZM210 72H212V71H210ZM219 72H220V71H219ZM219 72H218V73H219ZM224 72H225V71H224ZM224 72H223V73H224ZM233 72H234V71H233ZM235 72H236V71H235ZM235 72H234V73H235ZM31 73H32V71H31ZM60 73H61V72H60ZM208 73H209V72H208ZM218 73H216L217 75H215V76L213 77L212 80H215V79H216L217 82H219L218 80L220 79L221 74H220V73L218 74ZM245 73H246V75H245ZM250 73H251V70H250ZM63 74H64V75H63ZM77 74H78V73H77ZM112 74H114V75H112ZM189 74H190L191 77L194 75L193 78H191V77L189 76ZM201 74H202V76H201ZM226 74H227V72H226ZM236 74H237V73H236ZM248 74H249V73H248ZM251 74H252V73H251ZM58 75H59V73H58ZM111 75H112V77H111ZM171 75H172V79H171L172 81L169 80L170 82H168V79H169V77H170ZM205 75H208V74H205ZM213 75H214V72H213ZM213 75H212V73H211V77H212ZM232 75H233V74H232ZM261 75H262V74H261ZM36 76L38 77V75H36ZM61 76H60V77H61ZM69 76H70V75H69ZM113 76H114V77H113ZM133 76H134V78H133ZM136 76H137V75H136ZM229 76L231 77V75H229ZM234 76H235V75H234ZM249 76H250V75H249ZM255 76H254V79H256ZM225 77H226V76H225ZM225 77H224V78H225ZM262 77H264V75H262ZM164 78H165V79H164ZM170 78H171V77H170ZM224 78H223V80H225ZM227 78H228V76H227ZM227 78H226V79H227ZM235 78H236V77H235ZM237 78H238V76H237ZM251 78H252V75H251ZM259 78H260V77H259ZM51 79H53V77H52ZM51 79H50V80H51ZM60 79H61V80H60ZM135 79H136V80H135ZM179 79H180V82H179ZM181 79H182V80H181ZM228 79H229V78H228ZM228 79H227V81H229ZM230 79H231V78H230ZM239 79H240V78H239ZM252 79H253V78H252ZM57 80H56L55 82L52 80V83H51V85H53V86L56 84V85L54 86L55 89H58V88H56V87H58V85H59L58 82H57ZM74 80H75L76 82H75ZM220 80H221V79H220ZM223 80H222V81H223ZM232 80H235V79L232 77V79H231L230 81H232ZM240 80H242V79H240ZM260 80L262 81V83H264V78H262V79H260ZM28 81H29V80H28ZM83 81H85V82L83 83ZM182 81H183V83H182ZM222 81H220V82H222ZM227 81H226V82H227ZM230 81H229V82H230ZM236 81H237V80H236ZM242 81H244V80H242ZM245 81H248V80L245 79ZM254 81H255V80H254ZM56 82H57V83H56ZM81 82H82V83H81ZM217 82H216V83H217ZM226 82H225V83H226ZM229 82H227L226 85H227ZM237 82H238V81H237ZM237 82H232V83H234V85H235V83H237ZM249 82H250V80H249ZM0 83H1V80H0ZM54 83H55V84H54ZM211 83H212V84H211ZM242 83H243V82H242ZM252 83H253V81H252ZM254 83H255V82H254ZM260 83H261V82H260ZM2 84H3V81H2ZM19 84H20V83H19ZM22 84H23V83H22ZM24 84H25V82H24ZM24 84H23V88H25V87H24ZM31 84H32V83H31ZM57 84H58V85H57ZM184 84H185V85H184ZM190 84H188V88H190L191 86L193 87V85H192V84L190 85ZM217 84H218V85H217ZM217 84H214V85H213V87H216V86H217V87H216L215 89H213L212 91H211V89H209V92H210V93L213 92V94H214V92H215L216 90L218 91L219 89H222V90H225V91L229 89V88H226V86H225L224 84H222V83H221V84L217 83ZM230 84H231V82H230ZM237 84H238V83H237ZM243 84L246 85L247 82H246V83L244 82ZM3 85H4V87H5V84H3ZM6 85H7V84H6ZM25 85H26V84H25ZM183 85H184L185 88L183 87ZM189 85H190V87H189ZM231 85H232V84H231ZM240 85H241V83H240ZM245 85H243V86L245 87ZM247 85H250V84L248 83ZM0 86H1V85H0ZM8 86H10V85H7V87H8ZM21 86H22V85H21ZM21 86H20V87H21ZM53 86H52V87H53ZM232 86H233V85H232ZM255 86H258V85H255ZM259 86H260V85H259ZM262 86H264V85H262ZM16 87H17V85H16ZM49 87H51V86H49ZM49 87H48V88H49ZM194 87H193V89H194ZM196 87H195V89H196ZM227 87H229V86H227ZM238 87H239V86H238ZM240 87H241V86H240ZM244 87H243V88H244ZM11 88H12V87H11ZM27 88H28V87H27ZM33 88H32V89H33ZM182 88H181V89H182ZM225 88H226V89H225ZM252 88L255 89L253 86H251V89H252ZM5 89H6V88H5ZM8 89H9V88H8ZM30 89H31V88H30ZM30 89H28V90H30ZM42 89H43V90H42ZM53 89H54V88H53ZM82 89H83V92L86 90L85 93H84V94H81V95H82L81 98H80V95H79V96H77V99H76L75 96L78 95L79 91H81ZM235 89H237V88H235ZM241 89H242V87H241ZM241 89H240V90H241ZM246 89H247V88H246ZM251 89H250V90H251ZM15 90H16V89H15ZM15 90L13 89L14 93H16ZM90 90H91V91H90ZM259 90H260V89H259ZM7 91H8V90H7ZM23 91H27V90L23 89ZM87 91H88V94H87ZM193 91H194V92H193ZM217 91H216V92H217ZM225 91H223V92H225ZM232 91H233V90H232ZM235 91H236V90H235ZM235 91H233V92H235ZM242 91H243V90H242ZM248 91H249V90H248ZM251 91H252V90H251ZM257 91H258V90H257ZM261 91H262V90H261ZM17 92H18V90H17ZM43 92L45 93L44 95H43ZM47 92H48V93H47ZM50 92L53 93L52 90H51ZM56 92H58V95H56V94H57ZM83 92H81V93H83ZM181 92H182V90H181ZM220 92L223 93L221 90L218 91V93H220ZM233 92H232V93H233ZM246 92H247V91H246ZM253 92H255V90L252 91V92H250V93H253ZM14 93H12V94H14ZM20 93H21V96H23L24 93H23L22 91H21ZM22 93H23V94H22ZM25 93H26V92H25ZM89 93H90V95H89ZM184 93H183V94H184ZM210 93H209V95H210V97H211L212 94H210ZM218 93L215 94V96L218 95V96H219V99H224V98H221V97H220L221 95L218 94ZM238 93H240V92L238 91ZM250 93H249V95L251 96ZM255 93H256V92H255ZM8 94H9V93H8ZM171 94H172V93H170V95H171ZM178 94H179V92H178ZM185 94H184V95H185ZM187 94H188V95H187ZM223 94H224V93H223ZM228 94H229V91H228ZM261 94L264 95V92H262ZM19 95H20V94H19ZM24 95H25V94H24ZM54 95H55V96H54ZM88 95H89V99H88ZM226 95H227V94H226ZM252 95H253V94H252ZM262 95H261V96H262ZM31 96H32V95H31ZM31 96H30V97H31ZM68 96L73 97L74 101H75V100H78V101H75L76 123L80 126V128L82 129V133H83V135H82V139H81L79 142H71V141L69 140V138H68V130H67L66 127L64 126V124H63V120H62V115H63L62 100H63L65 97H68ZM86 96H87V97H86ZM136 96H137V98H136ZM164 96H165V97H164ZM177 96L179 97V100H180L181 97H180L179 95H177ZM177 96H176V97H177ZM181 96H182V94H181ZM190 96H194V97L196 98V100H194L193 97H190ZM212 96H213V95H212ZM222 96H223V95H222ZM228 96H229V95H228ZM253 96H254V95H253ZM253 96H252V97H253ZM256 96H257V94H256ZM17 97H18V96H17ZM53 97H57V98H56V99H53ZM178 97H177V98H178ZM213 97H214V96H213ZM224 97H225V96H224ZM226 97H227V96H226ZM226 97H225V98H226ZM235 97L238 98L236 95H235ZM235 97H234V98H235ZM246 97H247V96H246ZM257 97H258V96H257ZM9 98H10V97H9ZM9 98H8V99H9ZM21 98H22V97H21ZM33 98H34V97L32 96L31 99H33ZM79 98H80V99H79ZM170 98H171V97H170ZM172 98H173V96H172ZM174 98H175V97H174ZM177 98H176V99H177ZM184 98H185V97H183L182 99H184ZM217 98H218V97H217ZM242 98H243V97H242ZM249 98H250V100L252 99L251 97H249ZM262 98H264V97H262ZM219 99H218V100H219ZM253 99H254V98H253ZM260 99H261V97H260ZM260 99H259V100H260ZM53 100H54V101H53ZM164 100H165V99H163V101H164ZM186 100H187V99H186ZM215 100H217V99H215ZM224 100H225V99H224ZM230 100H231V98H230ZM238 100H240V99L238 98ZM238 100H237V101H238ZM242 100H243V99H242ZM3 101H5V100H3ZM12 101H13V100H12ZM14 101H15V99H14ZM23 101H24V102H23ZM33 101H34V102H33ZM128 101H129L130 103H129ZM166 101H168V100L166 99ZM172 101H173V100H171V102H172ZM180 101H181V100H180ZM220 101H221V100H220ZM220 101H219V102H220ZM226 101H227V100H226ZM232 101H235V100H232ZM262 101H264V99H262L261 102H262ZM41 102L43 103V100H42ZM41 102H40L39 104H41ZM45 102H46V101H45ZM123 102L125 103V105L121 104V103H123ZM183 102H184V101H183ZM187 102H188V100H187ZM219 102H218V103H219ZM228 102H229V100H228ZM228 102H225V103L228 104ZM243 102H244V100H243ZM248 102H249V101H248ZM248 102H245V103H248ZM252 102H253L255 105H257V104H256L257 99H256V102H255V100H252ZM252 102H250L251 105H252ZM261 102H260V103H261ZM0 103H1V102H0ZM5 103H6V102H4V105H6V107H9V106H7V104H5ZM11 103H13V102H11ZM14 103H15V102H14ZM18 103H19V104H18ZM46 103H47V102H46ZM128 103H129V104H128ZM185 103H186V101H185ZM212 103H213V102H212ZM214 103H215V102H214ZM216 103H217V102H216ZM220 103H221V102H220ZM225 103L222 102V104H225ZM235 103H236V101H235ZM237 103H239V102H237ZM257 103H258V102H257ZM1 104H2V103H1ZM1 104H0V106H1ZM8 104H9V103H8ZM159 104H160V107H159L160 109L157 110L156 107H158ZM170 104H171V103H170ZM177 104H179V103H177ZM182 104H184V103H182ZM182 104H181V106H182ZM209 104H210V103H209ZM209 104H208V107H207V105H206V107H207L208 109H209V108L211 109L212 106L214 107V105H209ZM229 104H231L233 108L238 106V105L235 106V104L233 105V102H232V103L229 102ZM258 104H259V103H258ZM4 105L1 106V107L5 108ZM15 105H16V103H15ZM15 105H14V107H15ZM116 105H117V106H116ZM161 105H163V106H161ZM172 105H173V103H172ZM172 105H171V106H172ZM215 105H216V104H215ZM218 105L220 106L221 104H218ZM225 105H226V104H225ZM225 105H224V106H225ZM243 105H245V104H243ZM251 105H250V110H251V108L253 107V105H252V106H251ZM33 106H35L34 109H33L34 111H32V109H31V108H33ZM144 106H145V108L147 109V112H146L147 114L144 113V115H143V111L146 110L145 108H143ZM168 106H169V105H168ZM190 106H191V107H190ZM194 106L197 107V108L199 107V108L197 109V108H195ZM228 106H230V105H228ZM261 106H262V105H260V107H261ZM1 107H0V109H1ZM36 107H37V108H36ZM97 107L100 108L99 111H98V108H97ZM161 107H162V108H161ZM215 107H216V106H215ZM222 107H223V105H222ZM254 107H256V106H254ZM254 107H253V108H254ZM257 107H258V105H257ZM3 108H2V109H3ZM43 108L47 109L46 111H44V112H45V116L42 115V114H43ZM102 108H103V110H102ZM170 108H171V107H170ZM172 108H173V107H172ZM176 108H177V106H176ZM217 108H218V107H217ZM226 108H227V107H225V109H226ZM242 108H243V107H242ZM247 108H248V107H247ZM247 108H246V112L248 111ZM261 108H262V107H261ZM45 109H44V110H45ZM112 109H115L116 112H115V113H114V112H111ZM183 109H184V112L187 111V109H186V111H185V108H184V107H183ZM208 109H206V111H207ZM218 109H219V108H218ZM220 109H221V108H220ZM234 109H235V108H234ZM254 109H255V108H254ZM259 109H260V108H259ZM262 109H264V108H262ZM6 110H7V108H6ZM6 110H5V111H6ZM9 110H10V109H9ZM20 110H21L22 112H23V110H24L26 116H27V115H30L31 117H32V116H33V117H37L38 119L36 120V122H34V123L31 124V122H33V119H32L33 117H32V118H29V116L26 117L25 115H22L23 117H21V114H24V112L21 113ZM96 110H97V111H96ZM168 110H169V109H168ZM176 110H177V109H176ZM178 110H179V109H178ZM226 110H227V109H226ZM226 110H224V111L226 112ZM229 110L231 111V110H233V109H230V108H229L228 111H229ZM241 110H242V109H241ZM243 110H244V108H243ZM250 110H249V111H250ZM256 110H257V109H256ZM256 110H254V111H255L254 113L257 112ZM260 110H261V109H260ZM0 111H1V110H0ZM2 111H4V109H3ZM38 111H39L40 113H37ZM102 111H103V112H102ZM112 111H114V110H112ZM125 111L127 112L126 114H124ZM165 111H166V110H165ZM165 111H164V112H165ZM170 111H171V110H170ZM170 111L168 112V114L170 113ZM172 111H173V109H172ZM208 111H209V110H208ZM208 111H207V113H206V112H205V113L208 114ZM210 111H211V110H210ZM213 111H214V108L212 109V112H213ZM215 111H217V110L215 109ZM228 111H227V112H228ZM249 111H248V113H249ZM258 111H259V110H258ZM32 112H35V114H32V115H31ZM94 112H97V114L94 113ZM110 112H111V113H110ZM161 112H162V114H161ZM180 112H181V110H180ZM182 112H183V111H182ZM197 112H196V113H197ZM212 112H209V113H212ZM225 112H224V113H225ZM237 112H238V111H237ZM237 112H236V113L233 112V113H234V114H237ZM9 113L13 115L14 111H13V112H11V111L9 112V111L7 110V113L2 112L1 115H2V116H5V115L8 116ZM26 113H27V114H26ZM36 113L39 114V116H37ZM93 113H94L95 115H93ZM171 113H172V112H171ZM177 113H178V111H177ZM190 113H191V112H190ZM239 113H241V112H239ZM248 113H247V114L244 113V114H246V116H247V115H249ZM252 113H253V111L251 110V111H250V115H251ZM100 114H101V116H103V114L106 116V117L103 116V117H104L103 120L109 119V121H106V122L103 121V122H105V123L102 125L103 122L100 121L101 119H99V118L101 117ZM180 114H181V113H180ZM191 114H192V113H191ZM206 114H205V115H206ZM214 114H215V113H214ZM227 114H228V113H227ZM229 114H230V116L232 115L230 112H229ZM241 114H242V113H241ZM262 114H264V111H262ZM46 115H47L49 118L47 117V119H46V118H45ZM149 115L151 116V113H150ZM192 115H193V114H192ZM205 115H204L203 117H200V118H204V117H206L204 120H206V119L209 118V119L211 120L210 122L213 123V122H212V120H213L212 118H214L215 116H213V117H208V118H207L208 115H207V116H205ZM212 115H213V114H212ZM220 115H222V114H220ZM223 115H224V114H223ZM242 115H243V114H242ZM252 115H253V114H252ZM252 115H251V116H252ZM260 115H261V113H260ZM6 116H5V117H6ZM10 116H11V115H10ZM87 116H88V117H87ZM147 116H148V115H147ZM152 116H151V118H153ZM173 116H174V118H175L176 115H173ZM173 116H172V117H173ZM194 116H196V115H194ZM218 116H219V114H218ZM238 116H239V115H238ZM243 116H244V115H243ZM243 116H242V117H243ZM246 116H245L244 118H246ZM251 116H250V117H251ZM261 116H262V115H261ZM13 117H14V115H13ZM13 117H12V119H15V117H14V118H13ZM85 117L87 118V120L90 119V120H88V121H89V123L91 124V126H89V124L85 125V124L83 123V122H85V120H84ZM176 117H177V116H176ZM240 117H241V116H240ZM247 117H248V116H247ZM250 117H249V118H250ZM254 117H255V116H253L252 118H254ZM2 118L5 119L4 117H2ZM24 118H25V120H24ZM26 118L29 119V120H32V121H29V120H28V121H29V122H27L28 125H25V124H26V121H27ZM101 118H102V117H101ZM105 118H106V119H105ZM146 118H150V117L148 116V117H146ZM159 118H160V117H159ZM179 118H180V117L175 118V119H177L176 122L178 121ZM193 118H194V119H197L198 117H197V118L193 117ZM220 118H221V117H220ZM249 118H248V119H249ZM255 118H256V117H255ZM3 119H2V120H3ZM8 119H9V117L7 118V121H9ZM12 119H11V120H12ZM35 119H36V118H35ZM143 119H144V118H143ZM156 119H154V120H156ZM194 119H193V120L191 119V120L194 121ZM250 119H251V118H250ZM260 119H264V116H262ZM0 120H1V119H0ZM145 120H146V119H145ZM147 120H148V119H147ZM150 120H151V119H150ZM154 120H153V121H154ZM170 120H171V119H170ZM172 120H173V119H172ZM191 120H190V121H191ZM254 120H255V119H254ZM258 120H259V118H258ZM7 121H5V122H7ZM18 121H19V123L16 124ZM24 121H25V122H24ZM34 121H35V120H34ZM148 121H149V120H148ZM148 121H147V122L145 121V123H147V126H148ZM174 121H175V120H174ZM174 121H171L170 123H169V122H168V123L171 125L172 122H174ZM185 121H187V119H186ZM185 121H184V122H185ZM197 121H198V120H197ZM200 121H201V120H200ZM222 121H224V120H222ZM228 121H229V120H228ZM249 121H250V120H249ZM249 121H248V123H249ZM251 121H252V119H251ZM23 122H24L25 124H23ZM95 122H97L96 125H95ZM98 122H99V124H98ZM143 122H144V121H143ZM149 122H150V121H149ZM151 122H152V121H151ZM155 122H157V121H155ZM176 122H174V123H176ZM198 122H199V121H198ZM198 122H197V123H198ZM204 122H205V123H202V125H203V124H206V123L208 124L207 121H204ZM216 122H217V121H216ZM216 122H214V124H216ZM218 122H219V121H218ZM9 123H10V121H9ZM100 123H101V124H100ZM168 123H167V125H168ZM174 123H173V124H174ZM191 123H193V122H190V123L188 122V124H190V125H191ZM220 123H221V122H220ZM230 123H231V120H230ZM230 123H228L227 126H229ZM258 123L261 124V121H258ZM258 123H257V124H258ZM2 124H3V123H2ZM13 124H12V127H11L10 124H9V126H10V129H9V130H10V133H11V134H9V138H10V135H12V134L15 133V132H14L15 130H12V129H13V126H14ZM29 124H30V127H29ZM151 124H152V123H151ZM154 124H155V123H154ZM157 124H155V125H156V128H157ZM182 124H183V123H182ZM193 124H194V123H193ZM222 124H223V123H222ZM236 124H237V122L235 123V125H236ZM245 124L248 125L246 122L244 123V125H245ZM251 124H252V125L254 124V126H255V122H254V121H253V123H251ZM257 124H256V125H257ZM262 124H264V123H262ZM0 125H1V123H0ZM6 125H8V124H6ZM93 125H94V127H93ZM104 125H106V127H105ZM186 125H187V123H186ZM186 125H185V126H186ZM200 125H201V123H200ZM218 125H219V124H218ZM223 125H225V122H224ZM235 125H233V126H235ZM249 125H250V124H249ZM252 125H250L249 127H251ZM95 126H97L96 129H93V128H95ZM99 126H100V127H99ZM103 126H104V129H105V130H104L103 128H101V127H103ZM124 126H126V127H124ZM139 126H140V127H139ZM143 126H144V127H143ZM150 126H151V125H150ZM159 126H158V128H159ZM187 126L189 127V125H187ZM192 126H193V125H192ZM192 126H191V127H192ZM211 126H212V124H211ZM211 126L209 127V128H210V131H212V130H211L212 127H214V128L216 127V125H215V126H212V127H211ZM220 126H222V125L220 124ZM2 127H3V126H2ZM6 127H7V126H6ZM14 127H15V126H14ZM41 127L45 129V132H44V133H43V131H42V130H44V129H42ZM45 127H46V128H45ZM98 127H99L100 129H99ZM160 127H161V126H160ZM170 127H171V131H168L167 134H169V133L171 132V134L173 135V133H172V132H173V131H172L173 129H172V128H174V127H173V126H170ZM181 127H182V126H181ZM188 127H187V128H188ZM194 127H195V126H194ZM229 127H230V126H229ZM237 127H239V124H237ZM256 127H259V126H256ZM256 127H255V129H256ZM7 128H8V127H7ZM7 128H6V129H7ZM11 128H12V129H11ZM15 128H16V127H15ZM15 128H14V129H15ZM27 128H28V129H27ZM97 128H98L99 130H97ZM147 128L150 129V127H147ZM147 128H146V129H147ZM151 128H152V127H151ZM153 128H155V127L153 126ZM153 128H152V132H153ZM158 128H157V130H158ZM164 128H163V129H164ZM167 128L169 129V126H168ZM196 128H198V127H196ZM196 128H195V129H196ZM204 128H205V127H204ZM206 128H207V126H206ZM206 128H205V131L208 129V128H207V129H206ZM214 128H212V129H214ZM219 128H220V127H219ZM219 128L216 127V129H218V130L220 131ZM225 128H226V126H225ZM225 128L223 127L224 130H225ZM230 128H231V127H230ZM233 128H234V127H233ZM233 128H232V129H233ZM3 129H4V128H3ZM29 129H30V130H29ZM159 129H160V128H159ZM163 129H161V130H163ZM165 129H164V130H165ZM168 129H167V130H168ZM179 129H180V128H179ZM181 129H183V127H182ZM181 129L178 130V131H179L178 134L181 133V132H180V131H182ZM190 129H191V128H190ZM190 129H188V130H190ZM193 129H194V128H192V130H190V131H193ZM198 129H199V128H198ZM223 129L221 128V132H222ZM227 129L232 131V129H229V128H227ZM242 129H243V128H241V130H242ZM258 129H259V131H260V127H259ZM9 130H8V131H9ZM119 130H120V131H119ZM147 130H148V129H147ZM147 130H146V131H147ZM155 130H156V129H155ZM161 130H160V131L158 130V132L156 131L157 133H155V131H154L153 133H150V132H151V130H150V132H149L150 135H148V133L145 134L146 131L144 130L145 132H144L143 135L140 134V133H139L138 135H139V136H142V137L145 136V135H148L149 138H150L153 134H155V136H156V135L159 133V135H160ZM167 130H165V131H167ZM169 130H170V129H169ZM174 130H175V129H174ZM176 130H177V129H176ZM208 130H209V129H208ZM208 130H207V132H205V134L207 133V134H206L207 137H212V136H211L212 134L208 136ZM0 131H1V130H0ZM8 131H7V132H8ZM186 131H187V130H186ZM202 131H203V130H202ZM234 131H235V129H234ZM234 131H232V134H233V135H234V133H233ZM236 131H237V130H236ZM236 131H235V133H236ZM238 131H240V129H239ZM246 131H247V130H246ZM2 132H3V131H2ZM12 132H14V133H12ZM48 132H49V133H48ZM106 132H107L108 134H107ZM117 132H118L119 134H118ZM136 132H134L133 134H135ZM174 132H175V131H174ZM187 132H188V131H187ZM187 132H186V134H187ZM200 132H201V130H200ZM248 132H249V131H248ZM21 133H22V132H21ZM23 133H22V136L24 135ZM128 133L131 134L130 132H128ZM137 133H138V132H137ZM196 133L199 134V130H198V132H196ZM203 133H204V132H203ZM218 133H219V132H218ZM218 133H217V135H220V134H218ZM225 133H226V132H225ZM225 133H224V131H223L222 135L225 134ZM228 133H229V131H228ZM240 133L243 134V132H241V131H240ZM245 133H246V132H245ZM250 133L252 134V132H250ZM253 133H255V132H253ZM260 133H261V132H260ZM7 134H8V133H7ZM50 134H52V135L54 134V135H53V136H50ZM109 134L112 135V136H111L112 138L110 137ZM175 134H176V133H175ZM175 134H174V135H175ZM182 134H184V132H182ZM236 134H237V133H236ZM5 135H6V134H5ZM28 135H27V136H23V138H24V137L27 138ZM34 135H36L35 138H34ZM107 135H109V136H107ZM127 135H128V134H126V136H127ZM135 135H137V134H135ZM159 135H158V138L161 139V136L163 135V132H162V135H160V137H159ZM202 135L204 136V134H201L200 136H202ZM222 135H221V136H222ZM230 135H231V134H228V135H226V136H230ZM244 135H245V136H244ZM252 135H253V134H252ZM261 135H262V134H260V137H261V138L264 137V136H261ZM105 136L108 137V138L106 137V140H105ZM139 136H138V137H139ZM153 136H154V135H153ZM155 136H154V137H155ZM167 136H168V135H167ZM175 136H176V137H175ZM175 136H173V139L179 138V136H178V137H177V135H175ZM188 136H189V135H188ZM190 136H191V135H190ZM192 136H193V135H192ZM192 136H191V137H192ZM203 136H202V137H203ZM213 136H214V135H213ZM221 136H220V137H221ZM243 136H244V138L246 137V139H247V136H248V135L243 134ZM255 136H257V134H256ZM43 137H44V138H43ZM55 137H54V138H55ZM113 137H114V138H113ZM131 137H133V135H131V136L128 137V138H131ZM138 137H136V138H138ZM142 137H140V140H142ZM182 137H183V136H182ZM182 137H181V138H182ZM193 137H194V136H193ZM205 137H206V136H204V138H201V137H200L202 140L199 139L200 142H201V144L205 141V142L203 143L205 146L207 145L208 147H209V146L212 147V144H213V146L215 147L216 145H217V146H219V145H220V146H223V144H224V143H223V144L221 145V144L219 143V141H220V139H219V141L217 142L216 145H215L216 142H213L214 140H213V141L211 140V142H213V143L211 144V142H210L211 145H208L209 142L206 143V138H207V137H206V138H205ZM220 137L218 136V138H220ZM236 137H237V136H236ZM7 138H8V137H7ZM30 138H27V140H30ZM42 138H43V139H42ZM48 138H49V139H48ZM54 138H53V139H54ZM109 138L112 139V140L115 139L117 142H118L119 140H121V142H120L119 145H122L121 147H124V146H125V150H124L125 153L123 152V148H121L120 146H117V143H116V145H115V143H112V141L110 142V141H109V140H110ZM126 138H127V137H126ZM136 138L133 137V139H135V142H138V141H139V145H137L138 143H137V144L134 143L135 146L137 145L138 148H140L141 146H144V145H145V144H144V145H141V146H140V143H141V142H140V140H136ZM145 138H146V136H145ZM145 138H144V139H145ZM156 138H157V137H156ZM158 138H157V140L154 138V139H155V142H154V143H155V147H154L153 144H152V145H153V146H152L153 148H152L151 145H150L152 151H150L149 154H152L153 151H155L154 153H158V151H159V152H162V155L166 156V157H164V159H165V158H169V157H171L170 154H173L172 157H171L170 159H167V160H170V161H171L170 163H172V162H176V160H178V159H176V157H174V154L177 155V153L179 152V154L182 153V155L180 156V159L178 160L179 163H180V161L185 160V161L187 162V165H188V163H189L190 161H192V160H191V157H186V155H189V154H192V155H193V153L190 152V150L188 151V152H190L189 154H183V152H185V151H183V150H184V147H186V144H185V143H189V144H190V141H189V140H188L187 142L183 141V139L186 138V135L182 138V141H183L184 144H185V145H183L184 147H182L183 149L177 151V149H181L180 145H177L179 148L175 147V149L177 148L176 150H175L174 148H173V150L171 149L172 146L174 147L176 144L179 143V140L176 139L177 141L175 140L174 143H172V144L170 143V144H169L170 146H171V145H172V146H171V148H170V146H169V150H170V151H169L168 153H167V151L163 150V149H164V148L162 147L163 142H162V143L160 142V143H161V146H160V143H159V144L156 143V142L159 140ZM164 138H165V135H164ZM216 138H217V137H216ZM218 138H217V139H218ZM222 138H224L223 140H225L226 137H225V136H222ZM222 138H221V139H222ZM234 138H235V136H234ZM238 138H239V135H238ZM240 138L243 139V137H241V136H240ZM240 138L237 139L239 143H240V141H241ZM261 138L259 139V141L261 140ZM5 139H6V138H5ZM38 139H37V141H39ZM92 139H93V140H92ZM94 139H96V140H94ZM99 139H103L104 141H103V140H102V141L100 140V142H98ZM117 139H119V140H117ZM124 139H125V138H124ZM131 139H132V138H131ZM131 139H130V141H131ZM162 139H163V138H162ZM162 139H161V140H162ZM173 139H172L170 142H173ZM213 139H214V138H213ZM226 139H229V138H226ZM232 139H233V137H232ZM232 139H231V140H232ZM246 139H243V142H245L244 140H246ZM253 139H254V138H253ZM262 139H264V138H262ZM8 140H9V139H8ZM22 140L25 141L24 143L27 144L26 146H23V145H25V144H23V145L21 144V141H22ZM128 140H129V139H128ZM128 140H127V141H128ZM152 140H153V138H152ZM161 140H160V141H161ZM163 140H164V139H163ZM180 140H181V139H180ZM190 140H191V139H190ZM193 140H194V139H193ZM209 140H210V138H209ZM215 140H216V139H215ZM231 140H230V141H231ZM237 140H235V141H237ZM2 141H4V140H3L2 137H1L0 142H2ZM106 141H108L107 143H110V144L112 143V145H114L115 148L118 147V148H121L122 150H119V149H118L119 151H118V150L115 151V150H116V149H115V150L113 151L112 149H114V147L111 145V147H113V148H110V144L107 145ZM116 141H115V142H116ZM146 141H147V140H146ZM153 141H154V140H153ZM191 141H192V140H191ZM207 141H208V140H207ZM221 141H222V140H221ZM252 141H253V140H252ZM254 141H255V140H254ZM254 141H253V142H254ZM262 141H264V140H261L260 143H261ZM4 142H5V141H4ZM18 142H20V143H18ZM32 142H33V144H32ZM55 142H57V144H58V140H57V141H54V143H55ZM104 142L106 143V145H105ZM113 142H114V141H113ZM197 142H198V140H197ZM228 142H229V141H228ZM233 142H234V140H233ZM249 142H250V139H249L248 142H246V144L249 143ZM256 142H258V139H257ZM6 143H7V142H5V144H6ZM43 143H44L45 145H44ZM100 143H104L103 149L106 150V153H107L106 155H107V157L110 156L109 159H107V158L103 159V158H104L103 156L105 155V151H102V152H103V153H102L103 155H102V154H101V156L98 155V152H99L100 150L97 149V148H100V146H102V144H100ZM121 143H122V144H121ZM144 143H145V142H144ZM236 143H237V142H236ZM239 143H237V144L240 146ZM250 143H251V142H250ZM10 144H11V142H10ZM99 144H100V146H99ZM123 144H124V146H123ZM142 144H143V143H142ZM148 144H149V143H148ZM148 144H146L145 146H147ZM156 144L159 145L162 149H161L160 147L158 148ZM179 144H182V142L179 143ZM189 144H188V145H189ZM191 144H192V143H191ZM197 144H198V143H197ZM203 144H202V145H203ZM218 144H219V145H218ZM232 144H233V143H232ZM232 144H231V145H232ZM234 144H235V143H234ZM258 144H259V142H258ZM35 145H36V144H35ZM192 145H193V144H192ZM198 145H200V143H199ZM202 145H201V147H202ZM204 145H203V147H204ZM225 145H229V144L226 143ZM252 145H253V144H252ZM254 145H255V144H254ZM260 145H261V147H259ZM260 145H258V147H259L260 149H261L262 147H264V146H262V144H260ZM2 146H4L5 148H6L7 146L9 147L8 144H7V146H6V145H2ZM2 146L0 145V147H2ZM61 146H62V147H61ZM133 146H134V145H132V147H133ZM137 146L135 147L136 149H135L134 147L132 148V150H133V149H134V151L136 150V151H135V152H136V156H137V155H141V154H138V153H140V152L143 151V149H142V147H141L142 150H140V152H138ZM139 146H140V147H139ZM189 146H190V145H189ZM195 146H196V145H195ZM207 146L204 147L205 149H204V148H202V149L206 150V149L208 148ZM232 146H233V145H232ZM15 147H16V146H15ZM24 147H26V148H24ZM105 147H106V148L109 147V150L111 149V151L114 152L115 155H116V153L121 152V153H119L120 156L117 154V156H119V159L116 158L117 156H114V153H112V154H113V156H114L115 159H116V160L114 159L115 161L120 160L122 163H123V161H124V163L122 164L123 167H122L121 163H119V164H118V163H115V164H114L113 162H109V165H106V164H108V160H110V159L112 158V154H111V155L108 154V152L110 153L111 151H109V150L107 151V149H106ZM129 147H130V146H127L128 151H129ZM211 147H210V148H211ZM214 147H212V149H215V148H216V147H215V148H214ZM223 147L225 148L226 146H223ZM223 147H222L221 149H222V151L225 152L226 149L224 150ZM234 147H235V146H234ZM236 147H237V146H236ZM242 147H244V146L242 145ZM79 148H80V149H79ZM130 148H131V147H130ZM144 148H145V147H144ZM155 148H156V149H155ZM157 148L159 149L158 151H157ZM188 148H189V147H188ZM188 148H187V149H188ZM210 148H209L210 153H211V151H212L213 154H214V152L217 151V150H212V149L210 150ZM226 148H228V147H226ZM229 148H231V150H230ZM229 148H228V149H229L230 152L232 153V150H233L232 148H233V147L230 146ZM240 148H241V147H240ZM246 148H247V149H242V150H243V151H244V150H247V153H248V152L250 153L251 151H248V149H251V148H249V144H248V146H247ZM253 148L256 149L257 146H256V148H255V147H253ZM7 149H8V148H7ZM65 149H66V150H65ZM101 149H102V148H101ZM103 149H102V150H103ZM153 149H155V150H153ZM160 149L163 150V151H161ZM187 149H186V150H187ZM192 149L195 150V151H196V150L198 151V149L202 150L200 147H199L198 149H194V147H193ZM217 149H218V152H219V151H220V148L218 147ZM260 149H258V151H257V154H259V155L261 154V153H258ZM262 149H264V148H262ZM0 150H1V149H0ZM2 150H3V149H2ZM4 150H5V149H4ZM15 150H16V149H15ZM39 150H40V151H39ZM50 150H51V151H50ZM130 150H131V149H130ZM234 150H235V149H234ZM234 150H233V151H234ZM240 150H241V149H240ZM252 150H253V149H252ZM256 150H257V149H256ZM256 150H254V151H256ZM42 151H43V150H42ZM134 151H132V152H134ZM164 151H165V152H164ZM182 151H183V152H182ZM202 151H203V150H202ZM226 151H227V150H226ZM238 151H239V150H238ZM18 152H19V153H18ZM30 152H31V151H30ZM151 152H152V153H151ZM163 152H164V153H163ZM173 152H174V153H173ZM176 152H177V153H176ZM186 152H187V151H186ZM186 152H185V153H186ZM203 152H204V151H203ZM206 152H207V151H206ZM227 152H228V151H227ZM244 152H245V151H244ZM24 153H25V154H24ZM78 153H80V154H78ZM81 153H82V155H81ZM123 153H124V154H123ZM204 153H205V152H204ZM208 153H209V152H208ZM208 153H206V156H207ZM215 153H216V152H215ZM231 153L228 152V154H229L228 156H229V157H230ZM235 153H236V151H235ZM235 153H234V154H235ZM240 153H241V151H240ZM121 154H123L124 156H122ZM158 154H159V155H158ZM158 154H155V157H157L156 155H158V157L161 156V157H160L161 159L159 160L158 157H157L156 159H158L160 162H159V161H156V163L158 162L159 164H161V161H162L163 156L160 155V153H158ZM224 154H225V153H224ZM237 154H239V153H237ZM241 154H242V153H241ZM241 154H240V155H241ZM253 154H255V152L251 153V158L249 157L250 159H254V158H255V157H252ZM31 155H32V156H31ZM52 155H55V153L52 154ZM52 155H51V156H52ZM74 155H75V156H74ZM78 155H80L81 157L78 156ZM106 155H105V157H106ZM108 155H109V156H108ZM134 155H135V153H134ZM204 155H205V154H204ZM208 155H210V154H208ZM218 155H219V154H218ZM220 155H221V153H220ZM262 155H264V154H262ZM5 156H6V157H5ZM29 156H31V157L29 158ZM51 156H50V157H51ZM76 156H77V157H80L78 160H80V159H82V160H81L80 162H77V157H76ZM167 156H168V157H167ZM182 156H184V159H181V158H183ZM197 156H199V154H198ZM221 156H222V155H221ZM241 156H242V155H241ZM249 156H250V155H249ZM255 156H257V155H255ZM19 157H20V160H19ZM27 157H28L29 160L27 159ZM33 157H34V158H33ZM37 157H39V158H41V159H40V160H36ZM44 157H46L47 159L44 158ZM98 157H99V158H98ZM114 157H113V158H114ZM121 157H123V158H121ZM143 157H145V156H143ZM153 157H154V155H151L150 158H153ZM185 157H186V159H187V158H188V159L186 160ZM193 157H194V156H193ZM193 157H192V158H193ZM202 157L204 158V156H202ZM202 157H201V161H203V160H202V159H203ZM246 157L248 158V156H245L244 160L246 159ZM258 157H259V156H258ZM262 157H264V156H262ZM32 158H33L34 160H32ZM39 158H38V159H39ZM113 158H112V159H113ZM174 158H175V159H174ZM178 158H179V155H178ZM194 158H196V157H194ZM205 158H206V157H205ZM223 158H224V157H223ZM233 158L237 159L238 157H233ZM249 158H248V159H249ZM45 159H46V160H45ZM49 159H50V158H49ZM138 159H139V158H138ZM143 159H144V158H143ZM146 159L149 160L147 156H146ZM146 159H145V161H146ZM153 159H154V158H153ZM153 159H152V160H153ZM171 159H172V160H175V161H172ZM207 159H210V158H208V156H207ZM211 159H213V158H211ZM215 159H217V158H215ZM226 159H230V158H228V157L226 156ZM238 159H241V158H238ZM242 159H243V158H242ZM255 159H256V158H255ZM255 159H254V160H255ZM262 159H264V158H262ZM0 160H1V159H0ZM7 160H8V159H6V161H7ZM57 160H58L59 162H57V163H56V162H55V163H54V162H51V165H49V164H50L49 161H57ZM75 160H76V161H75ZM99 160H100V161H99ZM105 160H107V162H104ZM135 160H136V157H135ZM152 160H151V163H152V165H153V164H154L153 161H155V159H154L153 161H152ZM167 160H166V159L163 160V161H164V162H163L164 165H162L163 163L161 164V167L163 166L164 169H165V168H168V169H169V168H171V167H173V166H175V165H176V166L179 165V164H176V163H175V164H173V166H172V165L170 166V165H169L170 163H169V161H167ZM205 160H206V159H205ZM205 160H204V161H205ZM219 160H220V159H219ZM257 160H258V162L255 160V161L257 162V164H258V165H257V164H256V165L259 167V163H260L262 160H261V158H259V159H257ZM259 160H260V161H259ZM26 161H27V162H26ZM28 161H29V162H28ZM38 161H40V162H38ZM46 161H48V162H46ZM97 161H99V162H97ZM101 161H103V162L105 163V164H103V167L101 166V165H102V162H101ZM111 161H112V160H111ZM115 161H114V162H115ZM120 161H117V162H120ZM140 161L142 162V160H140ZM145 161L143 162L144 165L146 164ZM165 161H166V162H165ZM178 161H177V163H178ZM207 161H208V160H207ZM210 161H211V160H210ZM210 161H209V162H210ZM213 161L215 162V160H213ZM228 161H229V160H228ZM231 161H232V160H231ZM245 161H246V160H245ZM249 161H250V160H249ZM251 161H252V160H251ZM251 161H250V163H251ZM255 161L252 162V163H254V166H255V163H256ZM25 162H26V163H25ZM74 162H75V164L78 163V165L76 164L77 167H78V166H81V167H80V168H82L81 175H82L83 172H86V173H84V174H85V175L87 174L86 176H87V178H89V181H88L89 183H88V185H90V184H92V185H91V187L88 188V187L85 186V184H84V187H85V188H86V187L88 188V189L86 188V190H85L86 193L83 192L84 194H82V193H81L82 191L79 192V193L76 192V193H75L76 195H77V193L80 194V195H79V197H78V196L76 197L75 194H74V197H75V198H73V196H72L73 194H71L72 197H71L70 200L74 199V201H75L76 198H79L80 200L83 198V200H84V199H85L84 197H86V196H84L85 194L87 195V197H86V202H84V203H85V206H86V204H88L87 202L89 201V199H90L91 201H92V200H96V201H92V202L89 201L91 204H88V207H89V208H90L91 206L94 207V208L92 207L93 210H94L93 212L91 211L92 209L90 208V209H91L90 211L92 212L91 214H90V213L87 214V213H85V212H82V213H81L82 210L80 211V207H79V209H77L78 207L75 208L76 205L74 204V201H73V200L70 201V200H69V196H66V192H65V191L63 192V190H62V191L60 190V189H62L63 187H65L66 185H67V186H66V191H69V194H70V191L73 192V190H76V189L69 190L70 188L72 189V188H75V187H76L77 190H78V186H79V185L76 183L77 180H76V182H75V179L78 178V177H76V178H71L70 175H72V174H70V175L68 174L69 176H67V173H66L68 170H69V172H70V170H71V165H74ZM96 162H97V163H96ZM186 162H185V163H186ZM194 162H195V161H194ZM194 162H192V164H195V165H196V163L198 164L200 161H199V162L196 161V163H194ZM218 162H219V161H218ZM222 162H223V161H222ZM234 162H235V161H234ZM243 162H244V161H243ZM246 162H248V161H246ZM24 163H25V165H26L25 167H24ZM47 163H49V164H47ZM52 163H53V164H52ZM98 163H99V164L101 163V165H99V167L97 168ZM137 163H139V162H137ZM158 163H157V164H158ZM165 163H166V164L168 163V167H167V165H165ZM202 163H206V161H205V162H202ZM230 163H232V162H229L230 169H234L235 167H237L236 165H238V163H240V161H238V163L235 162V163H237V164H234V165H235L234 168H231V167H232V164L230 165ZM250 163L248 162L246 165H249V166H250V170H251V166H252V164H250ZM54 164H56V165L52 168V166H53ZM68 164H69V166H70V169H68V170H66V172H64V169H67V168H65V166H67ZM96 164H97V165H96ZM111 164L115 165V166L112 165V167H113V168H112V171H113V170L115 171V169L118 168V166H121V168H123V170H124V167L126 168V169H125L126 172L129 171L128 174H129L130 172H131V174H132V175H128V176H130V177H129V179L126 178V179H125L126 181H125V180H124V181H121V185H120L119 188H122V191H121L122 193H121L120 191H119V192H120L122 195H123L124 193H125V194L128 193V194H129V197H130V195H131L132 200H133L134 197L137 196L136 193H138V196H137V197H139V195L142 194V195L140 196V198H139L140 200L137 198L139 202L137 201V199H135V200H136V203H137V204H138V203H142L143 205H142V204H139V207H138V206L136 205V203H135V200H134V203H135V204L133 203L132 200H131V201L129 200V199H131V197L126 199V198L123 197V196L121 197V195H120L119 197H121L122 199H126L127 201L129 200V201L127 202V204L125 203V204H123V205H122V204L119 205V203H121V201H122L121 198L119 199L120 201L118 200V198H113V197H115V194H116V192H118L117 190H119V189H118V187H117V188L115 187L116 182H114V181H110V180L107 178V175H108V176H109V174H111L112 176H114V175L116 176V175H117V176H118L117 178H119V173L117 172V174H115V173L112 172V171L109 172V170H110V169H109L108 171H105V173L108 172L109 174L107 173V174H106V177L104 178L103 176L105 175V173H104L103 170H101V168H102V169L105 168L104 165L110 167ZM147 164H148V162H147ZM157 164H156V165H157ZM190 164H191V163H190ZM214 164H215V163H214ZM225 164H226V163H225ZM225 164H224V165H225ZM242 164H243V163H242ZM142 165H143V164H141V168L143 167ZM150 165H151V164H150ZM150 165H149V166H150ZM154 165H155V164H154ZM154 165H153V166H154ZM156 165L154 166L155 169L158 168ZM180 165L183 166L182 163H180ZM180 165H179V166H180ZM187 165H186V166H187ZM200 165H201V164H200ZM202 165H203V164H202ZM210 165H212V164H210ZM220 165H221V164H220ZM222 165H223V164H222ZM234 165H233V166H234ZM261 165H264V163H262ZM261 165H260V167H261ZM49 166H50V167H49ZM69 166H67V167H69ZM116 166H117V167H116ZM132 166H133V165H132ZM139 166H140V165H139ZM146 166H147L146 168L149 169V168H148V165H146ZM153 166H152V168H153ZM169 166H170V167H169ZM193 166H194V165H193ZM203 166H204V165H203ZM205 166H206V165H205ZM218 166H219V164H216V169H217ZM240 166H241V164H240ZM243 166H245V163H244ZM243 166H242V167H243ZM257 166H256V167H257ZM73 167H76V166H73ZM115 167H116V168H115ZM130 167H131V166H130ZM156 167H157V168H156ZM163 167H162V168H163ZM187 167L190 168V167H192V166H191V165H190V166L188 165ZM247 167H248V166H247ZM258 167H257L256 170H258ZM94 168H95V169H94ZM114 168H115V169H114ZM121 168H120V169H121ZM159 168H160V166H159ZM159 168L157 169V171L159 170ZM174 168H175V167H174ZM176 168H177V167H176ZM208 168H209V167H208ZM224 168H226V167H221V168L219 167V169H222V170H223ZM243 168H244V167H243ZM253 168L255 169V167H253ZM23 169L26 171V172L24 173V174L27 173L26 175H28V173H30V171H31V173H30V178L32 177L31 174H34V178H37V181H38V179H39L40 177H43V179H44V177H49L50 181H53V183H51V185H50V184H49L50 182H49V183H48L47 181H45V182H47V184L49 185V187L51 186V187H50L51 190L48 189L51 193H50L48 190H46L47 187H46L45 185H44V187H41L42 185H40V188H41V189H37L36 186L34 187V186H33V185H34L33 182H32V184H31L32 186H31V185H27V186H26V184H25L26 181H25V179L23 178L24 175H23V173L21 174V172H24ZM106 169H108V168H106ZM120 169H119V170H120ZM147 169H145L144 172H143L142 174H146V172L150 171V169H149L148 171H147ZM160 169H161V168H160ZM182 169H183V168H182ZM197 169H199V168H198V165H197ZM197 169H196V170H197ZM202 169H203V168H202ZM204 169L206 170V168H204ZM204 169H203V170H204ZM209 169H210L209 174L211 173V177H214V176H215V177L217 178V176H218V177H219V176L221 177V175H223V174H220V173L218 172V171H219V169H218L217 172L219 173V175H217L218 173L215 172L216 175H215V173H214V174H213L214 176H213V175H212V172H211L212 167L209 168ZM228 169H229V168H228ZM235 169H236V168H235ZM235 169H234V171H236ZM239 169H240V168H239ZM247 169H248V168H247ZM262 169H264V168H262ZM74 170L76 171V169H74V168H73V170H71V171L74 172ZM100 170H101V171H100ZM123 170L121 169V172H122ZM132 170H133V169H132ZM184 170H185V169H184ZM186 170H188V169H186ZM190 170H194V169H190ZM199 170H200V169H199ZM203 170H202V171H203ZM212 170H213V169H212ZM222 170H220L222 173H223V171L225 172V169H224L223 171H222ZM226 170H227V168H226ZM240 170H242V169H240ZM244 170H245V169H244ZM244 170L241 171V172L239 171V173H240V174H241V173L244 174L243 172H246V170H245V171H244ZM248 170H249V169H248ZM256 170H255L254 172H256ZM37 171H38L39 173H37ZM97 171L103 172V173H102V175H103V176H102L103 179L100 178V177H101V173H99V174H100V176H99V174H97V173H98ZM142 171H143V169H142ZM145 171H146V172H145ZM153 171H154V168H153ZM153 171H152V172H153ZM155 171H156V170H155ZM155 171H154V172H155ZM160 171H161V170H160ZM163 171H164V170L162 169V173L166 172L167 170L164 171V172H163ZM173 171H174V170H173ZM176 171H177V170H176ZM179 171H180L179 173H178V171H177L178 174H176L175 176H177V175L180 176V173L182 172L181 168L179 169ZM227 171H228V170H227ZM230 171H232V172L234 173L233 170H230ZM230 171H229V173H230ZM237 171H238V170H237ZM0 172H1V170H0ZM4 172H5V173H4ZM40 172H41V174H40ZM69 172H68V173H69ZM73 172H72V173H73ZM93 172H94V173H93ZM96 172H97V173H96ZM119 172H120V171H119ZM123 172H124V171H123ZM123 172H122V173H123ZM126 172H125V174H126ZM186 172H187V171H186ZM232 172H231V174H232ZM259 172H260V171H257V172H256V173H257V178H256V174H255V173L252 174V173H253V172H252V173H251L252 175L250 174L251 177L253 176L252 178L255 177L254 180H252V183H254L256 179H258V173H259ZM261 172H264V171H261ZM261 172L259 173V175L261 174ZM2 173H0V174L3 175ZM52 173H53V174H52ZM74 173H75V172H74ZM90 173H91V174H90ZM95 173H96V174H95ZM122 173H121V174H122ZM169 173H170V172H169ZM188 173H189V172H188ZM190 173H191V172H190ZM190 173H189V174H190ZM193 173H194V171H193ZM193 173H191V174H193ZM195 173H197V171H196ZM195 173H194V174H195ZM207 173H208V170H207ZM226 173H227L226 175H228V172H226ZM249 173H250V171H249ZM84 174H83V175H84ZM88 174L91 175V176H92V175H93V176H95V175L97 176V177H92V178H93L92 180H93L94 182L96 181V178H100V180H104V179L106 180V179H107L110 183H111V182H112V183H113V182L115 183V184L113 183V186L111 187V192H112V189H114V188H115L116 192H114L115 190L113 191V193H114V194H113V197H111L112 193H110V196H108V199H110L112 203H111L110 201H109V202L107 201V202H108L107 204L109 205V203H110V205H112V206L109 205V207H108L107 204H104V202H103L104 200L102 201V204H101V203H100V204H97V203H98L97 201L100 202V199H101V198L98 199V198H97L98 195H97L96 197H94V196H95V193H94V196H93V192H94L95 190L97 191V189L102 185V182H101V185H100V186H97V185L100 183V182H99V183L97 182V181H98V179H97V181H96L97 183L95 182V184H93L94 182H93V183L90 182V181H92V180L90 179V178H91L90 176L88 177ZM121 174H120V175H121ZM125 174H124V176L127 175V174H126V175H125ZM150 174H151V171H150ZM158 174H160V172H159ZM174 174H175V173H174ZM183 174H184V173H183ZM189 174H188V176H189ZM191 174H190V175H191ZM235 174H237V173H235ZM240 174H239V178H241V177H240ZM242 174H241V175H242ZM262 174H264V173H262ZM262 174H261V176H262ZM40 175H41V176H40ZM74 175H75V174H74ZM74 175H73V176H74ZM77 175H79V174L76 172V176H77ZM83 175H82L81 178L84 177V178H83V180H84L86 176H83ZM151 175H152V176H151ZM151 175H150V177H153V173H152ZM162 175H163V174H162ZM184 175L187 176L186 173H185ZM195 175H196V174H195ZM195 175H194V176H195ZM224 175H225V173H224ZM250 175H249V176H250ZM254 175H255V176H254ZM18 176H19V177L21 176V178H22V180H20V181H18V182H22L23 179H24V184H23V182H22V184H21V185H24V186H23V189H21L20 183L16 182ZM66 176H67V178H66ZM73 176H72V177H73ZM128 176H127V177H128ZM144 176H145V175H144ZM156 176H157V175H156ZM156 176H154V177H156ZM158 176H160V175H158ZM158 176H157V177H158ZM169 176H170V175H169ZM172 176H173V175H172ZM172 176H171V178H174V177H172ZM229 176H230V174H229ZM229 176H228V178H230ZM233 176H234V174H233ZM233 176H232V177H233ZM242 176H243V175H242ZM261 176H260L259 179H261ZM19 177H18V178H19ZM25 177H26V176H25ZM69 177H70V178H69ZM74 177H75V176H74ZM121 177H122V179H116V178H114V179H115L116 181H117V180H123V175H122ZM121 177H120V178H121ZM145 177H146V176H145ZM182 177H184V176L182 175ZM182 177H180V178L178 177V179H180V180L177 179V180H178V183H177V180H176V178H175L176 183H175V182L173 183L174 185H177V186H179L180 188H178L177 186H176V188H173L174 185H169L170 187L172 186V188L174 189V190H171L170 187L165 186V187H167V188L162 189V190H161L162 193H164V192H163L164 190H167V193H169L168 196L170 197L171 194H173V193L176 194L177 192H180L179 189H181V188H183V190L186 189L185 191H188L189 189L187 190V188L189 187V183H190L191 179H190V181H187V182H188V186L184 184V186H186V187H183V185H182V186H180V185L183 184V182L186 180L185 178H187V177H184V179L181 180ZM192 177H193V176H191V178H192ZM211 177H210V179H211ZM226 177H227V176H226ZM235 177H236V176H235ZM245 177H246V174H244L243 179H245ZM12 178H11V180H12ZM26 178H27V177H26ZM28 178H29V177H28ZM34 178H33V179H34ZM87 178H86V179H87ZM94 178H95V179H94ZM109 178H110V179H113V178H111V176H110ZM142 178H143V180H144V177H142ZM146 178H147V179H150V178H148V177H146ZM162 178H163V177H162ZM165 178H166V177H165ZM171 178H170V180H171ZM193 178H194V177H193ZM216 178H214V179L212 178V181H211V182L214 183L215 180H216ZM221 178H222V177H221ZM223 178H224V177H223ZM228 178H227V181H226V179H223L224 182H228V181H229ZM236 178H237V177H236ZM239 178H237V179H239ZM247 178H248V176L246 177V179H247ZM252 178H250V180H251ZM262 178H264V177H262ZM1 179H2L3 182L1 181ZM6 179H5V180H6ZM40 179H41V178H40ZM45 179H46V178H45ZM47 179H48V178H47ZM58 179H59V180H58ZM67 179H71V181H72V180H74V181L66 183V182L68 181ZM114 179H113V180H114ZM153 179H154V178H153ZM153 179H152V180H153ZM163 179H164V178H163ZM163 179H162V180H163ZM188 179H189V177H188ZM195 179H196V178H195ZM207 179H208V178H207ZM217 179H218V178H217ZM233 179H234V178H233ZM233 179H230V182H229V183H231V182L233 181ZM237 179H234V180H237ZM259 179H258V180H259ZM29 180H30V179H29ZM35 180H36V179H35ZM35 180H34V181H35ZM87 180H88V179H87ZM156 180H158V179H156ZM170 180H167V183H166V184H168V182H169ZM200 180L203 181V182H201L202 184L199 183V185L201 184L202 186L205 184V181H206L207 183L210 181V180H205V181H204V178H203V179H200ZM223 180L221 179V181H223ZM248 180H249V179H248ZM250 180H249V181H250ZM258 180H256V181H258ZM27 181H28V180H27ZM30 181H31V180H30ZM37 181H35V182H37ZM69 181H70V180H69ZM85 181H86V180H85ZM85 181H84V182H85ZM108 181H107V182H108ZM147 181H148V180H147ZM150 181H151V180H150ZM164 181H165V180H164ZM171 181H173V180H171ZM180 181H182L181 184L179 183ZM213 181H214V182H213ZM216 181H217V180H216ZM238 181H240L241 184H244V186L241 185V187H240L238 184L235 183V181H233V183L235 184V186H236V185L239 186V189H238V186L235 187L236 189L239 190L237 195H235V194L237 193V190L233 189L234 191H236V192H234V191L232 190V188H229V187H231L232 183H231L230 186H227L226 184H228V183H223V182H221V186L223 187V188H221V190H222V189L224 190V189L227 187L229 190H231L232 193H235V194L232 195L231 197L229 196V194L226 195V196H228L229 198H231V199H230L231 202H233V201H234V202H233V203H230V201H229V204L227 203L228 208H227V210H226V214H225V216L227 215V213L229 214V212L231 213L230 216L233 214V213H232V208H233V207H237V208H238V205H237V202H236V201H239V200L241 199V195H242V197H245V196H243V195H244V194H243L244 192L242 191V189H243L244 191H246V192H247V191H248V192L250 191V193H249V195H250L249 199L252 198L251 201L249 200L250 202H247L248 200H247V201H246V200H243V198L241 199L240 202H238V203H241L242 201H243V202H244V201L247 202V203H245V202L242 203L243 205L240 206V207H243V206H244L245 209H246V211L248 210L247 212L245 211V214H246V213L248 214V212L250 213L251 209H253V208H251L250 206L256 207V206L259 204V202H260V205H261L262 207H264V205H262V204H264V203H261V202H264V197H261L262 195H264V194L261 193V192L264 191V190H260L261 195H260V193H258V194H259L258 196H260V197L256 196V197L259 198V199L262 198V199H261L262 201H259V199H258V200H257V201H258V204H255V203H256V200H254L253 202H255V203H252L253 205H251V202H252V200H253V198H254V194H253V196L251 197V190H252V189L254 190L255 185H258V184H256L257 182L254 183V186H253V185H250V182H249V181H247L248 183L245 182L246 184H245V183H242V182H244L245 180H244V181H243V180H242V181H241V180H237V182H238ZM253 181H254V182H253ZM260 181H262V180H260ZM12 182H15L16 184H15V183H13V184H11V185H10V184H7V183H12ZM40 182H41V180H40ZM42 182H44V181H42ZM45 182H44V183H45ZM55 182H58V185H62V184H65V183H66V185H64V186H62V187H61V186H60V187L57 186V189L60 188L59 191L56 189V191L59 192V196H61L62 198L66 199V201L64 202V200H62L61 198H59L60 200L58 199V201H60V202L57 201V202L59 203V204H58V203L56 202V199H57L59 196H56V194H55V197H54V196H53V197L55 198L54 202H55L56 205L53 204L54 202L51 204L50 201H47V199L50 200L49 198H51V197L45 196V191H44V188H45V190H46V194H47V195H49V194H53V193H52V191H53V190H52V184L55 185ZM73 182L76 183L75 186H72V185H73ZM107 182L105 181L104 183L106 184ZM130 182H131V183H130ZM140 182L143 183L142 180H141ZM151 182H152V181H151ZM157 182H158V181H156V182H154V183L156 184ZM187 182H186V184H187ZM211 182H209L208 185H209ZM29 183H30V182H28V184H29ZM38 183H39V182H38ZM38 183L36 184L37 186H39V184H40V183H39V184H38ZM44 183H43V184H44ZM69 183L72 184V185H70ZM85 183H87V181H86ZM104 183H103V184H104ZM110 183H109V184H110ZM119 183H120V181H119V182L117 181L116 186H117ZM141 183H140V184H141ZM148 183H149V182H148ZM154 183H152V185H154ZM169 183L172 184L171 182H169ZM212 183H211V184H212ZM252 183H251V184H252ZM258 183H259V182H258ZM68 184L70 185V188L67 190V188L69 187ZM82 184H83V182H82ZM107 184H108V183H107ZM127 184H125V187H129V186H127ZM140 184H139V186H140ZM178 184H179V185H178ZM196 184H198V182H196ZM196 184H195V185H196ZM214 184H215V183H214ZM219 184H220V183H219ZM224 184H225L226 186H224ZM234 184H233V185H234ZM248 184L250 185V187L252 186L253 188L251 189L250 187H249V188H248V187H245V186H248ZM48 185H47V186H48ZM56 185H57V184H56ZM86 185H87V184H86ZM93 185H94V186H93ZM191 185H192V183H191ZM195 185H193V186L196 187ZM199 185H198V186H199ZM201 185H200V186H201ZM205 185H207V184H205ZM260 185H261V188L264 187V186H262V185H264V184L261 183ZM71 186H72V187H71ZM103 186H104V185H103ZM103 186L100 187V188L98 189V192H96V194L98 193V194L102 195L101 192H104V191H105V190L103 191V188H107V187H105L106 185H105L104 187H103ZM149 186H150V184H149ZM149 186H148V187H149ZM155 186H154V187H155ZM162 186H163V185H162ZM193 186H192V187H193ZM200 186H199V188H200ZM202 186H201V187H202ZM209 186H210L209 189H212L213 184H212V185H209ZM216 186H217V187H216ZM219 186H220V185H219ZM219 186L215 184L214 187H213L212 193H210L211 190H207V189H206V190L204 189V190H205V191H208V192H206V194L210 193V194L215 195V197H216V194H219V195H220L219 198L222 200L223 197H221V196L224 195V194H223V192H222L223 190L220 192V189H218V188L221 187V186H220V187H219ZM58 187H59V188H58ZM96 187H97V189H96ZM135 187H136V186H135ZM141 187H142V186H141ZM163 187H164V186H163ZM204 187L206 188V186H203V188H204ZM215 187H216V188H215ZM224 187H225V188H224ZM232 187H233V186H232ZM242 187H243V188H242ZM38 188H39V187H38ZM53 188H54V186H53ZM55 188H56V186H55ZM199 188H198V189H199ZM203 188H202V190H203ZM207 188H208V187H207ZM214 188H215V189H218L220 193H219L218 191H217L218 193H215V192H214V190H215ZM240 188H241V190H240ZM245 188H247V190H246ZM63 189H64V188H63ZM90 189H91V191H89ZM92 189H93V192H92ZM123 189H124V191H123ZM160 189H161V188H160ZM160 189H159V192H161ZM168 189H170L171 194H170V192H168ZM177 189H178L179 191H175V190H177ZM196 189H197V187H196ZM198 189L195 191L196 193H194V191L191 190L188 194H190V193H191V194H196V195H195L196 198H198V197L200 198L201 195H199V194H198L199 196L197 195V191H198ZM228 189H225V190L229 191ZM258 189H259V188H258ZM39 190H40V191H39ZM42 190H43V192H42ZM64 190H65V189H64ZM87 190H88V191H87ZM100 190H102V191L100 192ZM183 190H182V191H183ZM22 191H23V192H22ZM28 191H32V193H34V194H32V195H35V198H36V195H39V194H40L39 197L37 196V198H39V199L33 200V199H35V198H32V201L34 202L33 204H31V202H32V201H31V197H32L31 194L26 195V192H28ZM35 191H36V193H35ZM185 191H184V192H185ZM199 191H200V190H199ZM209 191H210V192H209ZM38 192H42V193H39V194H38ZM53 192H55V191H53ZM58 192H57V194H58ZM61 192H62V193H61ZM74 192H75V191H74ZM151 192L149 193L150 195H151ZM155 192L153 191V193H154L155 195L152 193V194L154 195V197L156 196V193H155ZM172 192H173V193H172ZM200 192L204 193V195H205V192H204V191H200ZM224 192H225V191H224ZM242 192H243V193H242ZM248 192H247V193H248ZM256 192H257V191H254L255 194H256ZM131 193H132V192H131ZM139 193H140V194H139ZM162 193H158V195L162 196ZM165 193H166V192H165ZM165 193H164V195H165ZM227 193H228V192H227ZM232 193H231V194H232ZM247 193H245V194H247ZM252 193H253V191H252ZM41 194H42V197H41ZM89 194H91L90 197H89ZM149 194H148V195H149ZM186 194H187V193H186ZM221 194H222V195H221ZM231 194H230V195H231ZM43 195H44L45 197H44ZM53 195H54V194H53ZM82 195H83V196H82ZM100 195H99V196H100ZM158 195L155 197V199L158 198ZM173 195H174V194H173ZM173 195H171V196L173 197ZM176 195H178V193H177ZM176 195H175V196H176ZM181 195H182V194H181ZM202 195H203V194H202ZM213 195H211L210 197H209V195H208V196L205 197V198H208V197H209V199H210ZM239 195H240V196H239ZM28 196H29V197H28ZM51 196H52V195H51ZM102 196H105V194H103ZM126 196H128V195H126ZM182 196L184 197V196H186V195H182ZM192 196H194V195H192ZM192 196H191V197H192ZM197 196H198V197H197ZM217 196H218V195H217ZM226 196L224 195V197H226ZM235 196H236V197H235ZM238 196L240 197V199L238 198L239 200H236ZM47 197H48V198H47ZM81 197H82V198H81ZM91 197H92V199H91ZM116 197H117V196H116ZM164 197H165V196H164ZM164 197H162L163 199H157V200H161L162 202L165 200L167 203H168V202L170 203V201L167 199V197H165V198H164ZM172 197H170V198H172ZM213 197H214V196H213ZM213 197H212V199H213ZM215 197H214V198H215ZM232 197H233V198H232ZM247 197H248V195H247ZM247 197H246V199H248ZM40 198H41V199L43 198L42 201L46 198V200H44V202H43L44 204L46 203V204H45L46 206H42L43 203H42V201H41ZM95 198H96V199H95ZM102 198H103V197H102ZM148 198H149V197H148ZM170 198H169V199H170ZM173 198H175V197H173ZM173 198H172V199H173ZM178 198H180L181 201L184 200L183 198L179 197V195H178L174 200H171V204H170L171 206H167L166 209L163 208V207L166 206V205H164L165 201H164L163 203L160 202V205H161V203H162V205H163V206H161L163 209H162V208L160 209L159 206L155 203V208L158 207V208H159L158 210H156V209L151 205V202H148V203H150V206H151V207H149V208H152V207H153V208L155 209V210H154L155 213H157L156 211H158V213H157L158 216H157V217L152 216L150 219H149V216H145V215L149 214V213H148L149 211H151V209L148 210V206H147V205H146V207H147L148 212H146V210L144 209L145 213H147V214H145V213L142 211V214L144 215V217H146L147 220L149 219L150 222H152V223H148L150 226L146 223V222H148L149 220H148V221H145V219L143 220V219L141 218V217H143V215H142V216H139V215H141V213L139 212V213H140V214H139L138 211H139V210H140V211L143 210V209H140V208H139V210L136 212V213H137V218H134V219H138V220H139V218H141V219L143 220V223H142V221H140V222H141V223H140V227L138 226V225H139V224H138V225H136V226H138V227H134L133 230H135L136 228H139V229H140V228L142 227V225H143L144 223H146L147 225L144 224L143 227H145V228H147V229L149 228V230H151V231H152V228H151V227H153L152 234L154 233V235L151 236V237H149V235L147 234L148 237H149V239H152L151 242L155 241L154 243H156V241H157V243L160 242L161 245L163 246V245L165 244L166 241L163 243V242H161V241L158 240V239H160L159 237L156 238V236H159V234H160L159 231H161V228H160V227H159L160 230H157V228H156V224L159 225V226L161 225V224H159V223H160V221L162 222V220H165V219H164V215H165V217L168 218L167 221L169 220V218H171V217L174 216L173 218H171L172 220H170V221H171L170 226H172V227H173V226H174V227H177V226H178V229H179V230H177V232H176V238H175V234H174L175 232H173V230L175 231L176 228H175V229H173L174 227H173V228H172V227L169 228L170 226H168L169 229H168V228H167V229H166V228L163 229L164 232H162V233H163L162 235L165 236L164 233L167 234L168 231L166 232L165 230H169V231H170L171 229H173V230L171 231V232H173V233L169 232L170 234L168 233V235H170V237H171L172 235H174L173 238L175 239V242H176V239H177V238L180 239V240H181V238H182L181 242H183V241L185 242V241H186L185 244L188 246V243H190V240L188 239V241H187V240H186L187 238L185 239V237H186L185 235H186V234H184V235H183V233L181 234V232H182L183 230L181 231V229H180V228H183V227H184V226H182L183 224L180 225V223H184V222H183V221L180 222L181 220L179 221V219H180L181 217L183 218L184 216H186L185 212L188 214V212H191V209H192V210L195 209V213L198 211L196 214L199 215V212H200V215L202 216L201 212H205V211H203V210H208V211H209V209H210L211 206H212L211 211H212V210H215V211H213V212L215 213L216 217H217V216H218V217H220V216L222 217V214H221V213L223 212V214H224V210H225L226 207H227V205H226V207H225V209H224V207L222 206L223 208H222V207H221V208H222L223 210H221L220 208H216V207H215V209H213V207L216 206V204L212 201V199H211L210 201L207 199L209 202L206 200V202H208V203H207V204H204V203H205V202H204V203H203L204 205L200 202V203L202 204V206H201V205H200V206L198 205V206H199V207H198V206H196V204H194V203H196L198 200H195L196 198L194 199V197H193V199H194L195 202H193V201H192L193 199L191 198V199H192V200H191V201H192V204H194L197 208H194V205H192V204L190 203V201H189V202H188V201L184 202V201H185V200H184V201H182V203L184 202L185 204H184V203H183V204H184L186 207L189 205V206L187 207V208H189V209L187 210V208H186L185 206H183V205H182V207H180V205L178 204V205H179L178 207H180V208L182 209V210H181V209H178V207H175V206H174V205L176 204L175 202H178ZM186 198H187V197H186ZM202 198H203V197H202ZM216 198H217L218 200L214 199V201H215V202L218 201V203H220L221 200H220L218 197H216ZM226 198H227V197H226ZM234 198H235V199H234ZM257 198H256V199H257ZM79 199H78V201H77V200L75 201V203H76L77 205H79V202H80ZM103 199H104V198H103ZM153 199H154V198H152V200H153ZM203 199H204V198H203ZM232 199H233V200H232ZM51 200L53 201V198H51ZM87 200H88V201H87ZM101 200H102V199H101ZM126 200H124V201H126ZM150 200H151V199H150ZM176 200H177V201H176ZM187 200H189V199L187 198ZM200 200L202 201V199H200ZM225 200H227V199H225ZM225 200H223V201H225ZM30 201H31V202H30ZM46 201H47L48 203H47ZM81 201H82V200H81ZM146 201H148V199H147ZM173 201H175V202H173ZM203 201H204V200H203ZM211 201H212L213 204H215V205H211V203H212ZM70 202H71V204H69ZM77 202H78V203H77ZM96 202H97V203H96ZM152 202H153V201H152ZM158 202H159V201H158ZM210 202H211V203H210ZM93 203H95V205H94ZM131 203H133L134 205H136V207L134 208V205L131 204ZM145 203L148 204L147 202H145ZM182 203H181V204H182ZM186 203H187V205H186ZM188 203H190V204H188ZM200 203L197 202V204H200ZM209 203H210V207H208V208L206 207V208H205L204 206H205V205H206V206H207V205L209 206ZM234 203L236 204V206H235ZM29 204H31V205H29ZM44 204H43V205H44ZM73 204H74L75 207L73 206ZM82 204H83V203H82ZM152 204L154 205V203H152ZM172 204H174V205H172ZM220 204H221V203H220ZM220 204H219V205H220ZM232 204H234V205H232ZM244 204H246V205H244ZM247 204L249 205L248 209H247V207H246V206H248ZM254 204H255L256 206H255ZM47 205H48V206H47ZM80 205H81V204H80ZM140 205H142V206H140ZM191 205H192V206H191ZM221 205H222V204H221ZM224 205H225V204H224ZM231 205H232V207L230 208L229 206H231ZM27 206H28V208H26ZM106 206H107V207H106ZM176 206H177V205H176ZM261 206H260V208L262 209ZM21 207H22V209H21ZM82 207H83V205H82ZM137 207H138V208H137ZM168 207H169V208H168ZM190 207H191V208H190ZM217 207H218V206H217ZM84 208H85V207H84ZM86 208H87V206H86ZM132 208H134V209H132ZM144 208H145V207H144ZM175 208L177 209L176 211H178V212L175 211ZM183 208H185V210H187V211L184 212ZM193 208H194V209H193ZM201 208H203V209H202L201 211H199ZM204 208H205V209H204ZM229 208H230V209H229ZM249 208H250V209H249ZM258 208H259V206H258ZM258 208L256 207V210H257ZM23 209H24V210H23ZM123 209H124V210H123ZM216 209H217V210H216ZM218 209L221 210V212H219ZM238 209H239V208H238ZM245 209H244V210H245ZM261 209H260V210L258 209L257 211L260 213V212H261ZM30 210H31V209H30ZM35 210H36V211H35ZM48 210H49V211H48ZM159 210L161 211L160 214H162V212H163V213L166 212V213H164V215H161V216H163V219H160L161 216H159ZM166 210H167V211H166ZM172 210H173L175 213H172V212H173ZM180 210H181V211H180ZM189 210H190V211H189ZM196 210H197V211H196ZM229 210H230V211H229ZM244 210H243V212H244ZM256 210H254V212H255ZM262 210H264V209H262ZM28 211H27V212H28ZM84 211H86V210H84ZM87 211H88V210H87ZM87 211H86V212H87ZM119 211H120V212H119ZM121 211H122V212H121ZM154 211H153V212H154ZM170 211H171L172 214L170 213ZM182 211H183L184 213H183ZM208 211H207V213H208ZM239 211H240V210H239ZM45 212H48L49 215H48L47 213H45ZM153 212H152L151 214H154ZM213 212H212V213L210 212V213H211V214H214ZM237 212H238V211H237ZM252 212H253V211H252ZM252 212H251V215H252ZM254 212H253V213H254ZM258 212H256V213H258ZM262 212H264V211H262ZM52 213H53V214H52ZM62 213H63V215H64V214L66 215V216H65L66 218L64 217L66 220L63 218V215H61ZM78 213H81V214H78ZM128 213H130V214H128ZM168 213H169V215H168L169 217L166 216V214H168ZM177 213H178V214H177ZM179 213H180L181 215H183V214H184V215L181 216ZM192 213H193V212H191L189 215L191 216ZM217 213H219V214H217ZM175 214H176V216H175ZM204 214H205V213H204ZM211 214H208V215L210 216ZM243 214H244V213H243ZM243 214L241 215V217L243 216ZM245 214H244V215H245ZM134 215H135V214H134ZM154 215H156V214H154ZM179 215H180L181 217H179ZM189 215H187L186 217H188ZM234 215L237 216V214H234ZM253 215L255 216L256 214L254 213ZM260 215L264 216V214H258L257 217L259 218ZM29 216H31V214H30ZM50 216H51V217H50ZM60 216H62V217L60 218ZM170 216H171V217H170ZM190 216H189V217H190ZM192 216H193V215H192ZM206 216H207V215H206ZM228 216H229V215H228ZM236 216H235V217H236ZM239 216H240V215H239ZM46 217H47V218H46ZM118 217H120V218L118 219ZM134 217H135V216H134ZM138 217H139V218H138ZM144 217H143V218H144ZM147 217H148V218H147ZM153 217H154V218H153ZM177 217H179V218H177ZM194 217H195V215H194ZM214 217H215V216H214ZM235 217H234V218H235ZM31 218H32V217H31ZM157 218H159V220H158ZM176 218H177V219H176ZM239 218H240V217H239ZM249 218H251V217H249ZM252 218H253V217H252ZM26 219H28V220H26ZM32 219H33V218H32ZM45 219H44V220H45ZM126 219H127V218H126ZM130 219H131V218H128V220H130ZM151 219H156V220H158V221H157L158 223H156L155 220H154V221H151ZM175 219H176V220H175ZM188 219H189V218H188ZM215 219H217V218H214V221H215ZM219 219H220V218H218L217 226H220V228H219V227H216V229H213V230H217V228L222 229V228H221V225H218V224H220V223H219ZM224 219H225V218H224ZM241 219H242V218H241ZM241 219H237V220H236V218H235V222H234V223L236 224V227H237V225L240 223V220H241ZM255 219H256V218H255ZM18 220H19V221H18ZM48 220H47V221H48ZM64 220H65V221H64ZM124 220H125V219H124ZM128 220H127V221H128ZM138 220H135V222L138 221ZM174 220H175V222H174ZM207 220H208V218H207ZM207 220H206V221H207ZM259 220H260L261 222H260ZM127 221H126V223H127ZM132 221H133V217H132L131 222H132ZM144 221H145V222H144ZM165 221H166V220H165ZM177 221H178V222H177ZM187 221H188V220H187ZM192 221H193V220H192ZM216 221H217V220H216ZM224 221H225V220H224ZM242 221L244 222L245 219L243 218V220H241V222H242ZM258 221H259L260 223H262L261 226L264 227V218H259ZM89 222L92 223V224L95 226V227H94V230H91V231H90V230L87 229L86 225H87ZM118 222H119L120 224H118ZM122 222H123V221H122ZM176 222H177V224H176L177 226L174 225V223H176ZM204 222H205V220H204ZM229 222H230V221H229ZM237 222H238V223H237ZM256 222H257V220H256ZM124 223H125V222H124ZM124 223H123V227L126 226V224L124 225ZM133 223H134V222H133ZM133 223H132V224H133ZM137 223H138V222H137ZM155 223H156V224H155ZM187 223H188V222H187ZM211 223H212V222H211ZM127 224H130V225H131L130 222L127 223ZM151 224H153V225L151 226ZM178 224H179V225H178ZM191 224H192V223H191ZM205 224H206V223H205ZM213 224H214V222H213ZM230 224H231V226H232V225H235V224H233V222H230ZM168 225H169V224H168ZM184 225H185V224H184ZM198 225H199V224H198ZM208 225H209V226H208ZM208 225H207V226L210 228V223H209V222H208ZM239 225H241V224H239ZM239 225H238V226H239ZM121 226H122V225H121ZM133 226H135V225L133 224V225H131V227L127 226V229L129 228V232H128V234H132L131 229H132ZM147 226H148V227H147ZM154 226H155V228H154ZM166 226H167V224H166ZM180 226H181V227H180ZM223 226H224V225H223ZM164 227H165V226H164ZM208 227H206V228H208ZM236 227H235V229H236ZM118 228H119V229H118ZM162 228H163V227H162ZM204 228H205V227H204ZM206 228H205V230H206ZM211 228H212V226H211ZM230 228H231V227H230ZM230 228H229V229H230ZM240 228H242V225H241ZM240 228H239V230H240ZM122 229H124V228H121V231H122ZM125 229H126V227H125ZM127 229H126V230H127ZM139 229H137V230L139 231ZM142 229H143V228H142ZM147 229H145V230L147 231ZM184 229H185V228H184ZM252 229H253V228H252ZM155 230H157L156 232L159 233V234L155 233ZM211 230H212V229H211ZM211 230H210V231H211ZM225 230H226V229H225ZM239 230L237 229V231H239ZM255 230H256V228H255ZM255 230H254V231H255ZM123 231H124V230H123ZM130 231H131V232H130ZM138 231L135 232V235H137ZM146 231H145V233H146ZM179 231H180V235H181V236L183 235L184 237H181V238H180V235L178 236ZM218 231H219V230H218ZM218 231H217V233H218ZM234 231H235V230H234ZM240 231H241V230H240ZM240 231H239V232H240ZM258 231H259V230H258ZM258 231H257V232H258ZM125 232H127V231H125ZM141 232L144 233V231H141ZM188 232H190V231H188ZM197 232H198V231H197ZM208 232H209V231H208ZM208 232H207V235H208ZM220 232H221V231H220ZM222 232H223V231H222ZM230 232H232V229H231L230 231H228L227 233H230ZM259 232H260V231H259ZM262 232H264V231H262ZM142 233L139 232L138 236L142 237V236H141ZM147 233H150V232L147 231ZM195 233H196V232H195ZM214 233H215V232H214ZM252 233H253V232H252ZM152 234L150 233V235H152ZM219 234H220V233H219ZM224 234H225V233H224ZM224 234H223V235H224ZM256 234H257V233H256ZM117 235H119V236H117ZM143 235H144V234H143ZM204 235H205V234H204ZM227 235L229 236V234H227ZM166 236H167V235H166ZM209 236H210V235H209ZM219 236H222V235H219ZM224 236H225V235H224ZM228 236H225V237H228ZM116 237H117V239H116ZM118 237H122V238H119V240L121 239V241L118 240ZM125 237L127 238L126 240H125ZM133 237H134V236H133ZM140 237H139V238H140ZM143 237L148 238V237H146L145 235H144ZM153 237H155L154 239H157V240H153ZM170 237L168 236V240H169V241L171 240V242H168V243H169L170 245H171V243H172V245H173L175 242L173 243V242H172V239H173V238H172V237L170 238ZM211 237H212V236H211ZM230 237H231V236H230ZM123 238H124V239H123ZM145 238H144V239H145ZM183 238H184V240H183ZM219 238H220V237H218V239H219ZM223 238H224V237H223ZM141 239L143 240V238H141ZM149 239H148V240L146 239V240L149 241ZM166 239H167V237H166ZM174 239H173V241H174ZM211 239H213V238H211ZM215 239H216V238H215ZM221 239H222V238H221ZM221 239H220V241H221ZM73 240H74V242H77V243H73ZM101 240H102V241H101ZM110 240H112V241L110 242ZM124 240H125V241H124ZM146 240H144V241H145L144 243H140V245H141V244H143V245H144V244H147V243H146ZM160 240L164 241V240H165V237H164V240H163V237H162V239H160ZM180 240H179V241H180ZM82 241H83V243H82ZM106 241H109V242H106ZM211 241H212V240H211ZM80 242H81V243H80ZM138 242H139V241H138ZM181 242H180V243H181ZM112 243H113V245H112ZM149 243H150V242H149ZM160 243H158V244H160ZM162 243H163V244H162ZM166 243H167V242H166ZM168 243H167L166 246L169 245ZM215 243H216V241H215ZM81 244L83 245V249H82V247H81V251L79 250V252H78V251H77L78 249L76 250V248H78L79 246H82ZM84 244H86V247H84ZM106 244H109V247L112 245V246L109 248L110 251H108V249H106V247L108 248V245L106 246ZM136 244H137V243H136ZM177 244H178V242H177ZM181 244H183V246H185L184 243H181ZM222 244H223V243H222ZM76 245H77V247H76ZM88 245H89V246H88ZM118 245H119V244H118ZM124 245L127 246V248H125ZM124 245L121 246V247H124V249H127V250H128L129 248L132 247V245H130L131 247L128 246V245H129L128 241H127V244H124ZM149 245H150V244H149ZM152 245H153V244H152ZM170 245H169V246H170ZM179 245H180V244H179ZM115 246H116V245H115ZM115 246H114V247H115ZM135 246H138V244L135 245ZM141 246H142V245H141ZM154 246H155V244H154ZM157 246L160 247L159 245H156V247H157ZM166 246H163V248L166 247ZM191 246H192V245H191ZM219 246H221V245H219ZM239 246H240V245H239ZM87 247H89L90 249H89V248H88L89 250L86 249ZM116 247H117V246H116ZM118 247H119V246H118ZM133 247H134V245H133ZM133 247H132V248H133ZM156 247H154V248H156ZM173 247L176 248V249H178V247H175V246H173ZM222 247H223V245H222ZM241 247H242V246H241ZM79 248H80V247H79ZM103 248H105L106 251H108V253L111 252L112 254H111V253H110L109 255L106 254V256H105V255L103 254V250H102ZM132 248H131V249H132ZM139 248H140V246H138V250H139ZM144 248H145V247H144ZM166 248H169V247H166ZM166 248H164V251L167 250ZM180 248H181V247H180ZM183 248H184V247H183ZM185 248H186V247H185ZM188 248H189V247H188ZM238 248H239V247H238ZM134 249H135V247H134ZM136 249H137V248H136ZM141 249H143V246L141 247ZM170 249H172V247L169 248L168 250H170ZM176 249H175V251H176ZM210 249H211V248H210ZM227 249H228V248H227ZM248 249H249V247H248ZM93 250H94V251H93ZM95 250H96V251H95ZM100 250H101V251H100ZM122 250H123V249H122ZM127 250H126V252H127ZM129 250H130V249H129ZM156 250L158 251V249H156ZM168 250H167V251H168ZM178 250H179V249H178ZM235 250H237V249H235ZM235 250H233L232 252H235ZM239 250H240L239 253L243 252V251H241V250H242L241 248H239ZM76 251H77V252H76ZM123 251H124V250H123ZM130 251H131V250H130ZM130 251H129V252H130ZM162 251H163V250H162ZM173 251H174V249H173ZM228 251H229V250H228ZM237 251H238V250H237ZM237 251H236V252H237ZM248 251H249V250H248ZM119 252L122 253L121 250H120ZM136 252H137V250L134 251V253H136ZM151 252H152V251H151ZM154 252H156V251L154 250ZM158 252H160V251H158ZM201 252H202V251H201ZM224 252H225V251H224ZM232 252H229V253L231 254ZM104 253H106L105 250H104ZM123 253H124V252H123ZM131 253H133V251H131ZM137 253H139V252H137ZM161 253H162V252H161ZM173 253H174V252H173ZM175 253H176V252H175ZM178 253H179V251H178ZM210 253H211V252H210ZM243 253H244V252H243ZM91 254H92V255H91ZM96 254H97V255H96ZM102 254H103V255H102ZM128 254H129V253H128ZM148 254H150V252H149ZM148 254H147V255H148ZM151 254L153 255V253H151ZM151 254H150V256L147 257V259H145V260H148V262H149V260H150V259H148V258L152 256ZM159 254H160V253H159ZM192 254H193V253H192ZM241 254H242V253H241ZM241 254H239V255H241ZM124 255H127V254L125 253ZM124 255H123V256H124ZM131 255H132V254H131ZM154 255H155V254H154ZM157 255H158V254H157ZM162 255H163V254H162ZM166 255H167V253H166ZM166 255H165V256H166ZM169 255H170V256H168L169 258H170L171 256L173 257V256L176 255V256H175L176 259H177V256H178V254H170V253H169ZM180 255H181V254H179V256H180ZM184 255H185V254H184ZM201 255H202V253L199 254V255H197V256H200V257H199V260H202L204 257H206V256H202V257H201ZM232 255H233V254H232ZM236 255H238V254H236ZM63 256H64V257H63ZM104 256H105V257H104ZM109 256H115V257H110V258H111L112 260H113V258H116V261H117V262H116V261H111V262H109V261H110ZM123 256H122V257H123ZM136 256H137V254H136ZM136 256H135V257H136ZM145 256H146V255H145ZM145 256H144V257H145ZM217 256H218V254H217ZM217 256H215V257H217ZM230 256H231V255H230ZM103 257H104V258H103ZM106 257H108V258H107L108 260L106 259L108 262L104 260ZM155 257H156V256H155ZM163 257H164V256H163ZM166 257H167V256H166ZM166 257H165V258H166ZM168 257H167V260H165V261H168ZM175 257H173V258L175 259ZM185 257H186V256H185ZM209 257H210V256H209ZM209 257H208V258H209ZM213 257H214V256H213ZM219 257H220V256H219ZM231 257H232V256H231ZM231 257H230V258H231ZM233 257H234V256H233ZM236 257H237V256H236ZM239 257H240V256H239ZM241 257H242V255H241ZM247 257H248V256H247ZM258 257H259V256H258ZM258 257H257V259H258ZM262 257H264V256H262ZM37 258H39L38 255H37ZM63 258H65V259H63ZM125 258H127V260H128L129 256H127V257H126V256L123 257V259H124L125 261H124L123 259H121V260L123 261L122 263H123V264H124V263H125V264H128L129 262H128ZM133 258H134V257H132L131 259H133ZM156 258H158V256H157ZM161 258H162V256H161ZM173 258H172V259H173ZM178 258H179V257H178ZM200 258H201V259H200ZM234 258H235V257H234ZM234 258H231V259H229V260L227 259V260L230 261V260H232V259H234ZM251 258H252V257H251ZM102 259H103V260H102ZM176 259H175V260H172V261H174L173 264H175ZM179 259H181V257H180ZM184 259H185V258H184ZM61 260H62V261H61ZM63 260L65 261V263L63 262ZM99 260H100V261H99ZM101 260H102V261H101ZM134 260H135V259H134ZM134 260H133V261H134ZM151 260H152V261H151ZM151 260H150L151 262H149L150 264L153 262V260L155 261L156 259H151ZM160 260H162V259H160ZM181 260H182V259H181ZM187 260H188V259H187ZM196 260H197V259H196ZM204 260H205V259H203V261H204ZM206 260L210 263V261H211L212 259H211V260L206 259ZM234 260H236V259H234ZM234 260H232L233 262H231V261H230V262L233 263V264H235V263H234ZM247 260H248V259H247ZM104 261H105V262H104ZM129 261H130V260H129ZM136 261H137V260H136ZM136 261H135V262H136ZM179 261H180V260H179ZM184 261L186 262V260H184ZM190 261H191V264H194V263H195V262H193V261H195V260H193V259H192V260L190 259ZM190 261H188V263H190ZM240 261H241V260H240ZM249 261H250V258H249ZM115 262H116V263H115ZM119 262H120V259H119ZM126 262H127V263H126ZM158 262H159V261H158ZM161 262H163V261H161ZM161 262H160L159 264H161ZM170 262H171V259H170ZM176 262H177V261H176ZM192 262H193V263H192ZM199 262H200V261H199ZM208 262H207V264H208ZM226 262H227V261H226ZM237 262H238V261H237ZM256 262H257V261H256ZM256 262H255V261H254V263H253V262H252V263L250 262V264H257V263L259 264V262H257V263H256ZM120 263H121V262H120ZM130 263H131V262H130ZM133 263H134V262H133ZM143 263L145 264L146 261H145V262H142V263H139V264H143ZM197 263H198V262L196 261V264H197ZM200 263H202V262H200ZM214 263H215V261H214ZM231 263H229V264H231ZM134 264H137V262L134 263ZM146 264H147V263H146ZM177 264H178V263H177ZM180 264H185V263H180ZM203 264H206V263H203ZM216 264H217V263H216ZM218 264H220V261H219ZM222 264H223V263H222ZM238 264H240V263H238Z\"/></svg>","mask_w":264,"mask_h":264},{"label":"rangeland","instance_id":"rangeland-1","mask_svg":"<svg viewBox=\"0 0 264 264\" xmlns=\"http://www.w3.org/2000/svg\"><path fill=\"white\" fill-rule=\"evenodd\" d=\"M9 1L12 2V0H9ZM9 1H7V2H9ZM28 1H29V2H28ZM42 1H43V3H42ZM49 1H50L51 4L49 3ZM51 1H52V2H51ZM62 1H63V3H61ZM71 1H72V2H71ZM71 1L69 0V3H68L69 5H68V6H69V7H72V8H73V11H75V10H76V11H77V10H80V11H77V14H75V16L77 15L76 17H74L73 15H71V13H75V12H76V11H75V12L71 11L72 8H71V10L68 9V11H71L70 15H66V12H65V11L67 10V4H65V3L68 2V0H67V1H66V0H60V1L58 0V2H57V0H45V1H44V0H41V1H40V4H41V5H39V3H38L39 0H33V1H32V0H26V1H25V0H24V1H23V0H21V1H20V0L18 1V0H17L16 3H15V1L13 0L12 3H13V4L15 3V6H16V7H15L11 2L8 3V4L10 5V6H8L9 9H10V7H11V9H10V14H9V16H8V20H9L10 22H12V21H14V19H15V21L12 22V23H13L14 26L16 27V30H17L18 33H19V32H22V30H25V28L32 27V28H34V29L37 28V29H36L37 32L34 30V31H35V34H36L35 36H36L37 39L39 38V40H41V41H43L45 37H46V38H49L48 36H50V35H51V37L54 36V33H55V35L57 34V35L54 36V37H55L58 41H59V40H62V41H63V39H61V38H65L64 40H66V38H67V40H66L67 43H65L66 41H64V42L61 41L62 44H63V43L68 44V45H66V47L64 46V51H65V52L63 51L64 54L60 57V59H57V60L54 61V64H55L54 67H55L56 65L58 66V67H57V66L55 67L56 70H57V71L55 72V75H56L57 78H62V79H63L65 76H64V77L61 76V75H62V71H58L57 68H59V66H60V67H68L69 65H71L72 61H74V60L76 61V59H77L79 56H77L76 59L73 58V60H71V57H70V56H72V57H73V56H76V53L78 52L77 49H78V48L80 49V45H81V46H82V45H85V44H84V41H85L86 44L89 43V42H86V40L84 39L85 36L87 35V36L89 37V35H90V37H92L90 32H92V30H93L92 35H95V31H94V30H95V29L98 30L97 24H98L99 22H98V23H95V22H94V20H95L94 18H95V17H96V18L99 17L98 14L100 15V12H102V13L105 12L104 9H101V10L98 9V8H99V4L102 5L101 2L99 3L100 0H99V1H97V0H95V1H94V0H86V1H85V0H84V1H83V0H71ZM75 1H76V2H75ZM101 1H103V0H101ZM111 1H112V0H111ZM114 1H115V3H116V0H113V2H112V4H111L112 10H111L110 7H107V8H110L109 10H111L112 12H115V13H116V11H114V7H115L114 5L117 4L116 6L121 7L122 5H124V2L126 3L128 0H127V1H126V0H123V1H124V2H122L123 4H120V5L118 4V0H117V3H116V4H114ZM130 1H131V0H130ZM184 1H185V0H184ZM184 1H183V2H184ZM214 1H216V0H214ZM214 1H213V2H214ZM234 1H235V2H234ZM234 1H233V0H227V2H226V1H224V0H218V2L221 3V5L225 4V7H223L224 9L222 8V10H225V11L227 12V11H228L227 8L230 9V11H228L227 13H226L225 11H222V10H221V12H220V9H219V8H221V5H220V3H217V1L215 2V5H214V6H217L216 8L219 9V10H217V9L214 10V8L212 7L211 9H208L209 12H208V11L205 12V9H206V8H205V9L203 8V9H204V12L201 10L200 13L197 15V16H198L197 19H194V22H192V23L188 22V23H189V25L187 24L188 27H186V28L184 27L186 30H184L183 27H182V29H181L180 27H178V28H180V29L176 28V31H175V32H178V34H180L179 38H181L182 40H181V39L179 40V38H177V39H178V40H177V39H175L176 37L174 38V36H176L177 34H176V35L174 34L173 37L170 36V38H168L169 41H170L171 39H173V42H174V43H175V40H177V42L180 41L181 47L183 46V49H182V48H179V50H178L177 48H178L179 46H177V47H175V51L173 50L174 52L177 51V53H173V56H175L174 54H176V56H175L176 58H174V59H178L177 61H175V60L173 59L174 62H179V63H180V61H181L182 59H184V57L182 56V55H184V54H185V60H186V61H185V60H182V61L189 62L188 60H190V59L186 58V56L189 57V56H191V54H193V53H194L195 56H196L195 53H197V56H198V55L200 56V55H203V54H205V56H206V55L208 54L209 60H207V62H208V61L211 62L212 60H215V59H216L215 62L213 61L214 64L211 62L213 65H212V64H209V65H210V66H209L208 63H210V62H208V63L204 62V61H206V59H207L206 57H207V56H206V57H205V56H203V57L200 56V58L203 59V60H202L203 62H201V59H198V57H195V56L193 55V57L191 56V57H192L191 60H193V58H196V59H194V60L196 61V60L198 59V60H197L198 62L196 61V63H197V64H196L195 61L193 60L194 65L191 64V67H190V68L192 69L195 65H197V66L194 67V69H192V70L194 71L195 68H196V69L200 68V69H198L199 72H200V70L202 69L201 67L204 68V69H202L203 71H205L206 68L209 67V68H208L209 71H206L205 73L201 70V72H203V73H202L203 76H202V74H201V76H202L203 78H205L206 76H209V77H207V78L211 79V82H213L214 84H217V83L221 84V83H222V84H224V85L226 86V88H229V89L226 90V91H225V90H222V89H219V90H218V91L221 90L222 92L225 91V92H223L224 94L221 93V92L218 93L217 90H216L217 92L215 91L214 94H213V92L210 93V92H209V89H211V88L208 87V86L210 85V84H209V83H210V82H209L210 80L203 79V80H206V82L203 81V84H202V85H204V86H202V89H200V91H201V90L203 91V94H202L201 98H203V97H205V96H208L209 98H207V101H208V99H209V103H210V104H209V103H205V104L203 103V104L199 105V106H200V110H199V112L201 113V116H200V114H198V112H197L196 110H195V112H194V111H193V112L190 111V112L193 114V115H192V114L189 112V114H190L192 117H190V116L187 115V112H188V110L190 109L188 106L191 105V104H190V103H191L190 101H192V100H191V99H188L189 96H186V94L183 92V90H185V91H186V89L189 90V91H187V92H191L192 90H194V91L196 92L197 89L199 90V88H197V87H199V86H197V87L195 86V87H196V89H195V87H194L195 84H193L194 81H193V82L191 81V84L193 85L194 89H193L192 86L190 87V85H191L190 83H187V85L184 84V85L187 87L186 89H183L182 87H178V88H175V89H177V90H175L176 92H174V90L170 92V93H172L171 95H170V93H167V94H169V95H168V97L166 96V98H163V99H165L164 101H163V99H160V100H161L160 103H162L163 105H164V104L166 105V102H168L166 106H167L168 109H169V110H168L167 108H165L164 111H165V110H166V111H165V112L162 111V112L164 113L162 116H163V117H164L165 115H166V116H169V117H166V120H167V118H170V117H171V118H170L171 120L169 119V121H167V123H168V122L170 123L171 121H174V120H175L174 122H176L177 119H175V118H178V117H180V118L178 119V121H177L176 123L172 122L171 125H170L169 123H168V125H167V123H166V129L164 128L165 123H164V124L162 123V125H160L161 127L158 125V124H161V121H162L161 119H162V117H161V116H159L160 118L158 117V119H160V121H159L160 123H158V119H156V117L160 114V111H161V110H158V109H160V108H159V107H160V104L158 105V107H156L157 110H158V113H159L158 115L156 114V115L154 116V114H153V116H152V112H150V113H151V116H152L153 118H151V116L149 115L150 113L147 112V109H146L145 106H144L143 108H145L146 110L143 111V115H144V113L147 112L148 114H147V113H146V114H147L150 118H146V117H148V116L146 115V116H144V117L141 118V122L139 121V123H140V124L142 123L146 128H147V127H150V129L147 128V129H148V130H147L146 128H145V129L143 128L142 130H140V131H143V133H140L139 131H137L138 133H137L136 131H133V133L136 132L135 134H137V135H135V134L131 133L132 131H128V130H127L128 127L124 126V127H126V131H124L125 129H124V130H121V131L119 130V131H120L119 133H122V132H123V133H126V134H128V135L126 136V134H125V136H124L123 138H121L122 136H121V134H120L121 137L119 136V138L122 139V140H124V141H125V142H124L125 144H127L128 142H129L128 144H130V143L132 142V140H134V143H136V144L138 143L137 145H139V141H138V142H135V139H133V137H135V138L138 137V136H139V135H138L139 133L143 135L144 132H145L146 130H147V131L145 132V134L148 133V135H150V134H149L150 130H151L150 133H153L154 131H155V133H157L158 130L160 131V130L163 129V128H164L165 130H167V129H168V128H167L168 126H169V129H170V130H169V129H168L167 131H165L164 129L161 130L160 135H162V132H163V135L161 136V139L163 138L164 140H163V139L161 140V139L158 138L159 133H158L156 136H155V134H153L155 137L152 135V136L149 138L148 135H145L146 138H145V136H143V137H142V136H139L138 138H136V140H140V137H142V140H140V142H141V143H140V146H141V145H144V144L146 145V144L149 143L147 146H145V145H144V146H141L142 149H143L142 152H140V150H142L141 147L139 146L140 148H138V146L136 145V146H137V149H138V152H140V153H138V154H141V155H137V156H136V152H135L136 150H135V151H134V149L132 150L133 147H134V148L136 147L134 143H133V144L131 143L130 145H125V146H126V150H125V146H124V144H123L124 147H121L122 145H119L120 142H121V140L117 139V140H119V141L117 142L115 139L112 140V139L109 138V139H110V140H109L110 142L112 141V143H115V145H116V143H117V146H120L121 148H123V152H124V150H125V152H127L125 156L123 155L125 152H124L123 154H121L122 156H124V159H122V160L129 161V160H126V159H129V158H130V161H131V162L129 161L130 164L127 163V162L124 163V161H123L124 166H125V164L131 166V167H130V166H129V167H128V166H125L126 168L128 167L127 170L129 169L131 172L133 171L132 174L134 173V170H135V172H136V174L134 173L133 176H134V177L136 176L135 179H137V180H136L135 182H138V184H135L134 187H133V185H131V184H132L131 182H130V183H131L130 185L127 184V183H129V182H127V183L123 182V186H122V187L125 188V189H126V188H129V189H126V191H124V189H123V191H124V192H128L129 194L132 195V197H133V195L135 194L134 192L136 191V189H138V187H139V190L136 191V192H139L141 188H144V186H145V187L147 186V188H145V189H149L151 186H153V188H156L155 185H158L159 183L162 184V182H164V184H162L164 187H163L162 185H158V186H157V187L160 186L161 189H160V188H159V189H160V191H161L162 189L167 188V187H165V186L170 187L169 185H174L173 183H174V182L176 183V180L178 179V177L180 178V177H182V175H183L184 177H187V178H185L186 180L183 182V184H181L182 181L179 182V183L181 184L180 186L183 185V187H186V186H184V184L188 186V182H187V181H190V179H191V181H190V183H189V187L187 188V190H188V189H189V190H188V191H185L186 189L183 190V188H181V189H179L180 192H177V193H178L179 197H181V198H183V199L185 200V201H184V200H182V201H184V202H186V201L189 202V201H190V203L192 204V201L195 202L194 199L196 198V196H195L196 194H191V193L188 194V193H189L191 190H193L194 193H196L195 191H196V190L199 188V186L202 184L201 182H203V181L200 180V179H203V178H204V181H205V180H210L209 182H211V181H212V178H213V179L216 178V177L213 175L215 172H216V173L219 172L220 174H223V175H221L222 178H221L220 176H219V177L217 176V178H218V179L216 178L217 181H216V180H215V182L213 181L216 185H218V186L220 185V186H221V182H223V183H228V184H226V185H227V186H230L231 183H232L231 187H229V188H232V190H233V189L237 190V193L235 194V193H232L231 190H229L227 187H226V188L224 187V188H225V189H228L229 191H227V190H225V189H224V190L222 189V190H223V191H222L221 188H223V187H222V186H221V187L219 186L220 188H218V189H220V192L222 191L223 194H224L225 196L229 194V196L231 197V196L234 195V194H235V195L238 194L239 186H240V187H241V185L244 186V184H241L240 181L237 182V180H241V181H242V180H243V181L245 180V181L242 182V183H245V182L248 183L247 181H249L250 178L253 177V176L251 177L252 174L255 173V174H256V178H257V173H256V172H257V171H260V172H261V171H264V169H262V168H264V165H261L262 163H264V159H262V158H264V157H262V156H264V155H262V154H264V149H262V148H264V147H262L261 149L259 148V147H261L260 144H262V146H264V141H262V142L260 143L261 140H264V139H262V138H264V137H262V138L260 137V134H262L261 136H264V124H262V123H264V119H260L262 116H264V114H262V111H264V109H262V108H264V101L261 102V100L264 99V98H262V97H264V95L261 94L262 92H264V86H262V85H264V83H262V81L260 80V79L264 78V77H262V75H264V69H262V68H264V65H262V64H264V62H262V61H264V58H262V56H264V55H262V54H264V53H262V52H264V50H262V49H264V42H262V41H264V37L261 38V36H264V33H262V32H264V21H262V20H264V0H261V1H262V4H260V3H261L260 0H252V1L255 2L256 4L253 3L251 0H234ZM236 1H237V2H236ZM240 1H241V3H240ZM17 2H18V3H17ZM19 2H20V4H22V6H23L24 8H22V6L19 4ZM22 2H23V3H22ZM25 2L28 3V5L26 4L27 6L25 5ZM46 2H47V3H46ZM70 2L72 3L71 5H70ZM78 2H80V3L83 2V3L80 4V3H78ZM108 2H109V1H108ZM135 2L138 3L139 0H136ZM32 3H33L34 5H33ZM36 3H38V4H36ZM45 3H46V5H45ZM56 3H57V4H56ZM60 3H61V4H60ZM75 3H76V4H75ZM77 3H78V4H77ZM85 3L88 4V5L86 4L87 6H90L89 9L86 8L87 6L85 5ZM95 3H97V5H96ZM98 3H99V4H98ZM216 3H217L218 5H220V6L218 7V5H217ZM250 3H251V5H250ZM257 3H259V4H257ZM8 4H7V5H8ZM11 4H12V5H11ZM30 4H31L32 6H31ZM43 4H44V5H43ZM58 4H59V6H58ZM83 4H84L85 6H84ZM90 4H91V5H90ZM109 4H110V3H109ZM109 4L107 3V5H109ZM113 4H114V5H113ZM129 4H131V3H129ZM132 4H133V3H132ZM132 4H131V5H132ZM213 4H214V3H213ZM226 4H227V6H228V5H229V6L227 7ZM233 4H234V5H233ZM235 4H236V5H235ZM252 4H255V5H252ZM19 5H20V6H19ZM36 5H37V6H36ZM48 5H49V6L51 5V8H52V9H50V8L48 7ZM63 5H64V7H63ZM65 5H66V6H65ZM73 5H74V6H73ZM78 5H79L80 7H79ZM81 5H82V6H81ZM101 5H100V6H101ZM230 5H231V6H230ZM249 5H250V6H249ZM35 6H36V7H35ZM45 6H46V7H45ZM77 6H78L79 8H78ZM102 6H103V5H102ZM223 6H224V5H223ZM236 6H237V8H236ZM246 6H247L248 8H247ZM254 6H255V7L258 6V7L261 8V9L258 10L257 8H255L256 11H252V10L254 9ZM12 7H13V8H12ZM18 7H19V8H18ZM28 7H32V8L35 10V14H34L35 16H34V15H29L30 17H29V16H26V17H25V15H26V14H25V9L28 8ZM37 7L40 8V9H39V10H40L39 12H37V11H38V10H37ZM41 7H44V9H43V8L41 9ZM53 7H55V9H53ZM60 7H61V8H60ZM69 7H68V8H69ZM82 7H83L84 9H82ZM226 7H227V8H226ZM252 7H253V8H252ZM20 8H21V9H20ZM35 8H36V9H35ZM46 8H48V9H46ZM65 8H66V10H63V9H65ZM96 8H97V9H96ZM107 8H106V12L109 11ZM232 8H235V9L233 10ZM246 8H247V9H246ZM250 8H251V9H250ZM61 9H62V10H61ZM85 9H86V10H85ZM87 9H88V10H92V9L94 10V11L92 10L93 13H91V11H90L89 13H87V16H89V17L91 16V17H92V18L90 17L89 20L87 21V22H88V25H86L87 22L85 23L86 20L84 19V18H87V17H86V15H83L84 13L86 14ZM95 9H96L97 11L99 10V13H98V12L95 13V12H96ZM231 9H232L233 11H232ZM236 9L238 10L237 13H239V14H238V15H235V17H233L234 14H236V12H235ZM42 10H43V11H42ZM83 10H85L84 13H83ZM206 10H207V9H206ZM212 10H213V13L210 14ZM12 11H14V12L12 13ZM18 11H21V12L23 13L24 16H22V13H21V12H18ZM44 11H45V12H44ZM56 11H58V12H56ZM61 11H62L63 14L61 13ZM81 11H82V13H81ZM214 11H216V14H214V13H215ZM217 11H218V12H217ZM251 11H252V12H251ZM49 12H50V15H51V14H52V15H53V14L55 15V12H56V14H58V15H55V16L53 15L54 17H53V16L51 17L50 15L48 16V13H49ZM64 12H65V13H64ZM79 12H80V13H79ZM112 12H111V13H112ZM246 12H247V13H246ZM248 12H249V13H248ZM254 12H255L256 14H255ZM259 12H260V13H259ZM11 13H12V14H11ZM17 13H18V14H17ZM102 13H101V15H102ZM118 13H120V11H119ZM118 13H116V14H118ZM203 13H205V16H206V17L203 15ZM221 13H222V17H221V16L219 17L218 15L221 14ZM253 13H254L255 15H254ZM19 14H20L21 16H20ZM38 14H39V15H38ZM44 14H45L46 17L44 16ZM60 14H61V17H60ZM67 14H68V13H67ZM81 14H82V15H81ZM88 14H91V15H88ZM95 14H97V16H96ZM107 14H108V13H107ZM112 14H113V13H112ZM207 14H209V15H207ZM217 14H218V15H217ZM224 14H225V15H224ZM246 14H247V16H246ZM249 14H253V15H254V18H252ZM18 15H19V16H18ZM64 15H66L67 18L65 17V18L63 19V16H64ZM101 15H100V18H98V20L101 19V18H102V20H105V19L103 18L104 16H101ZM109 15H111V14H109ZM114 15H115V14H114ZM202 15H203V18L205 17L204 19H203L202 17H200V16H202ZM239 15H240L241 17H240ZM253 15H252V16H253ZM16 16H18V17L20 18V20H18L19 18H18V17L16 18ZM36 16H39V17H36ZM43 16H44L45 19L48 18L49 20L47 19V20L45 21V19L43 18ZM69 16H70V17H69ZM117 16H118V15H117ZM119 16H120V15H119ZM211 16H212V17H211ZM226 16H227V18L230 17L229 20H232V21H228V20L226 19ZM228 16H229V17H228ZM231 16H232V17H231ZM237 16H238V17H237ZM22 17H25V20H23L24 18H22ZM27 17H28V19H27ZM56 17H58V18H56ZM59 17H60V19H59ZM68 17H69L70 19H69ZM73 17H74V18H73ZM82 17H84V18H82ZM111 17H112V16H111ZM150 17H151V16H148L149 19H151ZM210 17H211V18H210ZM214 17H215V18H214ZM248 17H251L250 22H248L249 20L246 21V20L248 19ZM255 17H256V18H255ZM21 18H22V20H21ZM52 18H53V19L55 18V19L52 20ZM72 18H73V19H72ZM81 18H82V19H81ZM148 18L145 17V18H144V21H148V20H149ZM201 18H202L203 21H201ZM233 18H234V19H233ZM241 18H242V19H241ZM29 19H30L31 21H30ZM41 19H42V21H41ZM56 19H59L60 21H59V20H56ZM68 19H69V20H68ZM76 19H77V20H76ZM80 19H81V20H80ZM91 19L93 20V23H95V25H96L95 28H94V24H93L92 22H91V24H89V23H90L89 21H90ZM208 19H209V20H208ZM215 19H216V20H215ZM218 19H219V23H221V24L218 23L219 25L217 24ZM224 19H226V20H224ZM235 19H236V21H235ZM253 19H255V20L251 22V20H253ZM261 19H262V20H261ZM38 20H39V21H38ZM61 20H62V23H61ZM65 20H68V21H66V22H68V23H66ZM70 20H71L72 22H71ZM78 20H80L81 22L78 21ZM92 20H91V21H92ZM102 20H101V22H103ZM191 20H192V19H191ZM196 20H197V21H196ZM199 20H200V21H199ZM213 20H215V25L217 24V27H218V29H217L216 26H215V27L213 26V29L210 30V31L213 33V35H216V34H215L216 31H217V34H218L219 32H220V33H223V32L225 31V26H226L227 24H228V25H227L226 27H229V28H227L228 30L226 29L227 32H229V29H232V30H233V26L235 25L234 23H236L237 25L239 24V23H238V20H239V22H240L241 25L237 27V28L239 29L238 32L236 31V28H234V32L230 30L231 33H232L233 35H232V34L230 35V33H228V35L226 36V34L221 35V34L219 33L221 36H226L228 39H227L226 37H225V38H224V37L222 38L221 36L219 37V35H218V36L216 35L217 37H219V38H216V37L213 36V35L211 36L210 34H212V33H211L210 31L207 32V29H205V27H208V24H211V26L213 25L212 23H210V21L214 23ZM223 20H224V21H223ZM243 20H244V24H243V22L241 23V21H243ZM259 20H260V21H259ZM27 21H28V22H27ZM44 21H45V22H44ZM49 21H51V22H49ZM52 21H53V23H54L55 21H57L58 23H60V24H59L60 26H61L63 23H64V24H67V25H69L68 27H70L71 29H70V28H69V29L66 28L67 25H64V24H63V25H64V28L62 29V30H63V31H62L61 28L58 27V23H57V27H56V22H55V25L53 24L54 27H55L54 29H55L56 31L60 29V30H61L60 32H61L62 34H61V33H56V32H54L55 30H54L53 28H51V27H52V25H51ZM69 21H70V22H69ZM99 21H100V20H99ZM126 21H127L126 19H124V20L122 21V22H125V23H123V25H122V28L124 27L123 29H121V27H120L121 25L119 26L120 29H121V31H124V30L128 27V24H127L128 21H127V23H126ZM142 21H143V20H142ZM204 21H205V22H204ZM221 21H222V22H221ZM234 21H235V22H234ZM256 21H258L257 24H256ZM22 22H23V23H22ZM41 22H43V24H44V23L47 24V25H46L47 27L43 26L42 24H41V26H40V23H41ZM48 22H49V23H48ZM75 22H77L78 24L75 23ZM79 22H80V23H79ZM82 22H84V23H82ZM122 22H121V23H122ZM195 22H197V23H200V22H201V24H199L200 27H201L202 25L204 26V24L206 25L205 27L202 26L205 30L202 29V27H201V34H200V33L197 34V33H198V28H197L196 26L193 25V23H194L195 25L197 24V23H195ZM203 22H204V24H203ZM206 22H207V23H206ZM227 22H228V23H227ZM232 22H233V23H232ZM253 22H255V23L253 24ZM16 23H17V24H16ZM24 23H27V25L24 24ZM30 23H32L31 26H29ZM38 23H39V25H36V24H38ZM81 23H82V24H81ZM112 23H113V22H112ZM134 23H135V22H134ZM45 24H44V25H45ZM48 24H49V25H48ZM71 24H72V25H71ZM74 24H76L77 26H75ZM124 24H126V26H124ZM252 24H253V27H252ZM19 25H20V26L22 25V26L20 27ZM25 25H26L27 27H26ZM32 25H34L36 28L33 27ZM80 25H81V28H82V32H80V29H81V28H80ZM82 25H83V27H84V25H85V27L88 26V27H90V28H88V27L85 28V27H84L85 29H87V30H84L83 27H82ZM101 25H102V24H101ZM223 25H224V27H222ZM231 25H232V28H231ZM250 25H251L252 28H251V27L248 28ZM255 25H257V26H255ZM18 26H19V27H18ZM23 26H24V27H23ZM42 26H43V27H42ZM73 26H74L75 31H74V29L72 28ZM78 26H79V27H78ZM98 26H100V25L98 24ZM179 26H181V25H179ZM191 26H192L193 28H192V29H189V28H191ZM197 26H198V25H197ZM220 26H221V27H220ZM40 27H41L42 29H41ZM75 27H76V28L78 27V29H76ZM195 27H196L197 29H196ZM209 27H210V25H209ZM209 27H208V28H209ZM39 28H40V29H39ZM48 28H51V29H48ZM57 28H58V29H57ZM65 28H66V29H65ZM93 28H94V29H93ZM214 28H215V29H214ZM221 28H222V29H221ZM223 28H224V29H223ZM243 28H244V29H243ZM253 28H254V29H253ZM255 28H256V29H255ZM38 29H39V30H38ZM64 29H65V30H64ZM89 29H92V30H89ZM177 29H178L179 31H178ZM194 29H195V30H194ZM238 29H237V30H238ZM245 29H246V30H245ZM248 29H249V30H248ZM49 30H50V31H49ZM51 30H53V31L51 32ZM71 30H73V31L70 32ZM78 30H79V31H78ZM182 30L184 31L183 34H182ZM187 30H189V32H191V33H190V36H189V32H188ZM190 30H193V31H190ZM202 30H203V31H202ZM213 30H216V31H213ZM219 30H221L222 32L219 31ZM240 30H241V32H240ZM42 31H43L44 33H43ZM77 31H78L80 34H81V33H84L85 31H90V32H88V34H87V32H86L85 34H83V35H85V36L82 35V36L80 37ZM180 31H181V32H180ZM185 31H187V32H185ZM194 31H196L197 33L194 32ZM205 31L207 32V35L204 33ZM45 32H46V33H45ZM47 32H50V33H49L50 35L47 34ZM57 32H58V31H57ZM69 32H70V33H69ZM76 32H77V33H76ZM98 32H99V31H98ZM199 32H200V29H199ZM214 32H215V33H214ZM239 32H240V35L238 34ZM40 33H41V35H40ZM184 33H185V34H184ZM186 33H187L188 35H186ZM195 33H196V35H195ZM225 33H226V32H225ZM241 33H242V37L244 36V38H242L243 41H242L240 38H238V40H240V41L243 42V43H242L243 46L240 47V46H239L240 42H237V37H238V36L240 37V36H241ZM243 33H245V34H243ZM44 34H47V35H45V37H44ZM64 34H65V35H64ZM72 34H74V35L72 36ZM76 34H78V35H76ZM96 34H98V33H96ZM116 34H117V33H116ZM116 34H114V36H115ZM193 34H194L195 37L197 36V38H198L197 40H195L196 38L193 36ZM202 34H204V36H203ZM236 34H237V35H236ZM246 34H249V35H246ZM251 34H252V35H251ZM260 34H261V35H260ZM62 35H63V36H62ZM183 35H184V36H183ZM198 35H201V36H198ZM234 35H236V36H234ZM245 35H246L248 38H247ZM258 35H259V37H258ZM42 36H43V37H42ZM57 36H58V37H57ZM61 36H62V37H61ZM71 36H72L73 38H76V36H77V39H73ZM78 36H79L80 38H79ZM96 36H97V35H96ZM96 36H94L93 39H94ZM105 36H106V35H105ZM206 36H208V39H207ZM232 36H234V37L236 38V39H235L236 41L234 40V37H232ZM40 37H41V38H40ZM82 37H83V39L81 40ZM106 37H107V36H106ZM110 37H112V36H110ZM110 37L107 38V39H109V40H106V38H104V36H103L104 40H102V37H101V40H100V44H101V46L98 48V50H97L96 52H94V54H95L96 56L93 55V60L96 62L97 65H98V64L102 61V59H103V58H100V57H99V58L101 59V60H100V59L97 57L98 54H99L98 51L102 52V55L104 54V52L106 53L107 50L109 51V49L104 50V49H105V43H106V41H109V43H111V41L113 42L114 39H118V40H119V38L116 37V36L113 37V40H110V39H112V38H110ZM183 37H184V40H183ZM185 37H187V40H186ZM188 37H189V38H188ZM193 37H194V39H193ZM199 37H200V39H199ZM202 37H204L203 39H204L205 43L202 41V40H203V39H201ZM214 37L216 38V40H214ZM230 37H231V39H230ZM249 37H251V38H249ZM42 38H43V39H42ZM46 38H45V39H46ZM55 38H53L54 41H56ZM211 38H212V40H213L214 42H215V41H216V42L219 41V43L217 44L216 42H215V43L212 42ZM232 38H233V39H232ZM246 38H247V39H246ZM253 38H254V40H256V41H255L256 45L253 44V43L249 44V43L253 40ZM53 39H52V38L50 39V40H51V43L53 42ZM70 39H71V43L69 42ZM91 39H92V38H91ZM95 39H96V38H95ZM95 39L92 40V41H90V43H91V42L93 43V42L95 41ZM188 39L191 40V41L195 40V42H191V43H194V44H192V47L194 46L193 49L190 47V50H191L190 52H192V53H191V54L189 53L188 55H186V54L189 52V51H188L189 48L186 47V49H184V47L187 45V43H189V42H188V41H189ZM205 39H206V40H209V43H208ZM217 39H219V40H217ZM226 39H227L228 41H227ZM249 39H250V40H249ZM251 39H252V40H251ZM46 40H47V39H46ZM50 40H49V41H50ZM105 40H106V41H105ZM199 40H201L202 44L204 43V46L202 45V47H201V45H200V41H199ZM221 40H222V41H221ZM244 40H245V41H244ZM254 40H253V41H254ZM258 40L261 42V44H260V42H259ZM72 41H74V42H72ZM80 41H81V43H80ZM82 41H83V42H82ZM101 41H102L104 44H103ZM104 41H105V42H104ZM116 41H117V40H116ZM184 41L186 42V45H185V46H184V44H185ZM225 41H226V42H225ZM249 41H250V42H249ZM257 41H258V42H257ZM77 42H79L80 45H79V43H77ZM182 42H183V45H182ZM206 42H207L208 44H207ZM220 42H221L223 45H222ZM228 42H229V45H227ZM235 42H236V44H232V43H235ZM46 43H48V40L42 42L43 46H44V44H46ZM49 43H50V42H49ZM51 43H50V44H51ZM73 43H74V44H73ZM76 43H77L78 45H77ZM174 43H173V44H174ZM211 43H214V44H211ZM238 43H239V44H238ZM65 44H64V45H65ZM100 44H99V45H100ZM113 44L117 45V42L111 43V44H110V45H111L110 49H111V48H114L113 46H115V45H113ZM205 44H206L207 47L205 46ZM219 44H220V45H219ZM242 44H240V45H242ZM244 44H246V45H244ZM48 45H49V44H48ZM48 45H47V46H48ZM74 45H75V48H76V51H77V52H75V48H74V50L72 49ZM92 45H93V44H92ZM102 45H103V46H102ZM112 45H113V46H112ZM195 45H197L198 48L201 47V49H203L204 51L208 49V50H207L208 52H207V51H206V52L203 51L204 53L201 52V50L198 49ZM199 45H200V46H199ZM208 45H209V46H208ZM212 45H213V46H212ZM216 45H218V47H217ZM237 45H238V46H237ZM249 45H250V46H249ZM254 45H255V46H254ZM47 46H46V47H47ZM76 46H79V47H76ZM210 46H211V48H210ZM215 46H216L217 48H216ZM221 46H223V48L220 49L219 47H221ZM228 46H231V47H228ZM232 46L235 47V48H232ZM260 46H261V47H260ZM46 47H45V48H46ZM89 47L91 48V46H89ZM103 47H104V48H103ZM203 47H204V48L206 47V49H204ZM212 47H213V48H212ZM214 47H215V49H218V48H219L221 51H220V50H219V51H218V50H215ZM226 47H227V48H226ZM237 47H238V50H236ZM239 47H240V48L245 47V49L242 48V49H243V50H242V49H240ZM246 47H247V48H246ZM255 47H256V48L258 47V49H256ZM92 48H94V47L92 46ZM100 48H102L103 50L101 49V50H102V51H101ZM196 48H197V49H196ZM209 48H210L211 50H209ZM66 49H67L68 51H66ZM69 49H70V50H69ZM114 49H115V48H114ZM187 49H188V50H187ZM230 49H231V50H230ZM232 49H233L234 51H237V52H233ZM247 49H248V50H247ZM89 50H90V49H89ZM111 50H113V49H111ZM185 50H187V51L185 52ZM192 50H193V51L195 50V51L193 52ZM197 50H198V51H197ZM223 50H224V51H223ZM227 50H228V51H227ZM245 50H246V51H245ZM103 51H104V52H103ZM178 51H179L180 54H182L181 57L178 56V55H179ZM182 51H184V52H182ZM199 51H200V52H199ZM210 51H211V52H210ZM216 51H218V52L216 53ZM238 51H239V53H241L240 55L238 54ZM240 51H242V52H240ZM247 51H248V53H247ZM255 51H257L256 54H254L256 57L253 55V53H255ZM260 51H261V52H260ZM67 52H68V53H67ZM72 52H73V53H72ZM88 52H89V51H88ZM91 52H92V49H91ZM198 52H199V54H198ZM223 52H224V54H223ZM226 52H227V54H226ZM228 52H229V53H228ZM244 52H245V53H244ZM258 52H259L260 55L258 54ZM66 53H67V54H66ZM69 53H70V54H69ZM210 53L212 54V56H210ZM214 53H215V54H214ZM219 53H220V54H219ZM243 53H244V55H243ZM261 53H262V54H261ZM73 54H75V55H73ZM90 54H91V53H90ZM131 54H132V53H129V55H131ZM213 54H214V55H213ZM217 54H218V55H217ZM225 54H226V56H225ZM246 54H249V58H250V56H251V58H252V59L250 58L251 60H253V59L255 58L256 61L254 62V60H255V59H254L252 62H250V59H249V61H248V60H247V61H248V64H249V62H250V64L248 65V64H247V61H246V63H245V60L248 59V56H247ZM77 55H78V54H77ZM86 55H87V54H86ZM99 55H100V54H99ZM127 55H128V54H127ZM215 55H216V56H215ZM238 55H239L240 57H239ZM257 55H259L260 58H259V56H257ZM67 56H69V58H70V62H71L69 65H68V63H69V59L67 58ZM87 56H88V55H87ZM132 56H134V55H132ZM135 56H137V55H135ZM177 56H178V57H177ZM242 56H243V57L246 56L245 59H244ZM94 57H97L98 59H96V60H98V61H96ZM101 57H104V56H101ZM129 57H130V56H129ZM179 57H180V60H179ZM182 57H183V58H182ZM225 57H227V58H225ZM257 57H258V58H257ZM86 58L88 59V57H86ZM119 58H120V56H119ZM125 58H127V63H129L130 60H132V59L129 60L128 56H126ZM181 58H182V59H181ZM235 58H237V59H235ZM66 59H68V60H66ZM133 59H134V58H133ZM143 59H144V58H142V60H143ZM187 59H188V60H187ZM222 59H224V60H222ZM225 59H227V60H225ZM242 59H243V60H242ZM257 59H258V60H260V59L262 60V61H260L261 64L259 63V61H257ZM60 60H61V61H60ZM77 60H78V59H77ZM93 60H92V63H93ZM134 60H135V61L139 60V61L141 62V59H138V58H137V59L135 58ZM153 60H154V62H155L154 65L156 66V67H155V66L153 65V62H152V61L150 62V63H152V65L150 64V65L152 66V67H150V69L153 68V69L155 70V71L153 72V74H154L156 71L160 70V69H159L160 66H162V67H163V70H165V69H164V65L166 64V65H165V68H167V67H166L167 64L169 65V63L164 62V60L161 59V56L158 57V58H156V60H158V62H157L155 59H153ZM160 60H161V61H160ZM191 60H190V61H191ZM199 60H200V61H199ZM220 60H221V63H220ZM233 60H234V61H233ZM235 60H236V62H235ZM88 61H89V60H88ZM88 61H87V63H88ZM111 61H112V59H111ZM113 61H114V59H113ZM132 61H133V60H132ZM139 61L135 62V64H138V65L134 66V67H136L135 70H136L137 68H140L142 65L145 66V64H146L145 62L142 61L143 64L141 65V63H139ZM159 61H160V63H159ZM162 61H163L165 64H164ZM239 61H242L243 63H241V62H239ZM63 62H64V64H63ZM65 62H66V63H65ZM118 62H119V61H118ZM118 62H116V66H118V65H117ZM161 62H162V65H161ZM191 62H192V61H191ZM193 62H192V63H193ZM200 62H201V63H200ZM222 62H223V63H222ZM233 62H235V63H237V64L234 63V64H233L234 66H233V65H232ZM0 63H1V62H0ZM3 63H4V64H3ZM76 63H78V62L76 61ZM131 63H132V62H131ZM133 63H134V61H133ZM144 63H145V64H144ZM158 63H159V64H158ZM199 63L201 64V66H200ZM202 63H205V64H202ZM216 63H217V64H216ZM238 63H239V64H240V63L243 64V66H242L241 64L239 65ZM257 63L260 64V65H258ZM62 64H63V65H62ZM139 64H140L141 66H140ZM156 64H157V65H156ZM163 64H164V65H163ZM170 64H171V63H170ZM206 64H207V66H206ZM246 64H247L248 66H247ZM64 65H65V66H64ZM159 65H160V66H159ZM180 65H181V64H180ZM185 65L187 66V64H184V62H183V66H184V67H183L182 65L180 66V67H182V70H184V71H186V69H185ZM198 65H199V67H198ZM203 65H204V66H203ZM227 65H228V66H227ZM229 65H231V66H229ZM237 65H238V66H237ZM244 65H246V67H247V69H248V70H245V71L242 70L243 73H244V72H247V76H246L245 78H244V77H241V76L243 75V74L241 73V69H242V67H244ZM256 65H258L257 67H260V66H261L260 68H261L262 70L258 68V69L260 70V71H258L257 67H255ZM76 66H77V65H76ZM78 66H79V65H78ZM93 66H95V64H94ZM240 66H241V67H240ZM251 66H252L253 68H252ZM0 67L2 68V69L0 68V70H1V71H4L3 69H5V67H6V62L3 61V62H2V65L0 64ZM69 67H70V66H69ZM69 67L66 68V70H67V69H71V70H73V68H71V67L69 68ZM96 67H97V66H96ZM154 67H155V68H154ZM210 67H211V68H210ZM230 67H233V68H230ZM246 67H245V68H246ZM216 68H217V69H216ZM235 68H236V69H235ZM249 68H250V69H249ZM251 68H252V69H251ZM254 68H255V69H254ZM60 69H61V68H60ZM60 69H59V70H60ZM142 69H143V70H141V68H140L141 71L138 69V72H137V70H136V75H137V76L135 75V78H136V77H139V78L142 77V78H144V77H143L144 73L142 72V71H144L143 66H142ZM215 69H216V70H215ZM218 69H219V70H218ZM233 69H234V70H233ZM253 69L256 70V72H255L256 74H257L258 72H260V73H258L259 76H258V75H256V76L253 75V74H254V71H252ZM34 70H37V71H34ZM34 70H33V69L31 70V71H32L31 79H29V81L25 82L26 85H25L24 82H23L25 88H23V84L20 83V82H18L17 84H15V85H13V86H8V87H7V85H9V84H8L7 82L1 80V83H0V85H1L2 87H4L3 84H5V87H4V88H6V91L8 90L7 93H9V94H7V98L5 99V101H0V102L2 103V104L0 103L1 106L4 105V102H6L5 104H7V106H9V107H6V105H4L5 108H3V107L0 106V107H1V109H0V110H1V111H0V119H1V120H0V123H1V125H0V130H1V131H0V139H1V137H2V139H3L5 142H7V143L5 144V142L2 141V142H0V145H1V146H2V145H6V146H7V144L10 145V142H11V144H14V145L16 146V147H15V149H16L15 151H16V152H17V151L20 152V150L23 148V147H22V148L19 150V148H20L19 146H21V145L19 144V145H18V150H17V144H16L17 142H16V141H19V140L22 138V139L26 140V142H27V144H28L30 141H33V140H34V139H33V134H32V137H31L33 140H31V138H30V136H29V135H31V132H29V135H28V132H27V134L25 135V134H24V133H26V130H25V129H23V131H22V130H19V131H17V132L20 133L21 138L19 139L18 137H14L13 140H12V137H13L15 134H17V133H16V130H18V129L20 128V125H19V127H17V125H14V124H13V123L16 122L17 117H19V115L17 114V117H16V112H15V110H13V111H14L13 115H14L15 119H12L13 115L10 114V113L8 114V116L5 115L6 117H5V116H2L1 114H2V112L7 113V110H8L9 112H10V111L13 112L11 108H15V109H17V102L20 103V102H21L20 99H23V97L28 96V95L30 94V93H29L30 91L33 93V92H34V88H35L36 93H37V90H38V88H40V87H35L36 85L34 84V82H36V84H37V83L40 81V80L37 81V80H38L37 78H39V71H38V69H34ZM62 70H63V69H62ZM81 70H82V69H81ZM161 70H162V68H161ZM163 70H162V71H163ZM192 70H190V71H191V74L193 73ZM198 70H195V71H194V72H195V76L193 75L194 78H193V76L191 77L190 74H189V76H190L191 78H193L192 80H195V79H196L195 77H196V76L198 77V75H200L199 72L197 73ZM217 70H218V71H217ZM250 70H251V73H252V74L250 73ZM1 71H0V72H1ZM79 71H80V68H79ZM139 71L142 72V75H141V76L139 75ZM162 71H158L157 74H155V75L160 76V74L163 73ZM210 71H212V72H210ZM219 71H220V72H219ZM224 71H225V72H224ZM233 71H234V72L236 71V72L234 73ZM60 72H61V73H60ZM159 72H160V74H159ZM208 72H209V73H208ZM213 72H214V75H213ZM218 72L221 74V76H220V79H221V80L219 79V80H218L219 82H217L216 79H215V80H212L213 77H214L215 75H217L216 73H218ZM223 72H224V73H223ZM226 72H227V74H226ZM239 72H240L241 76H240ZM58 73H59V75H58ZM63 73H64V70H63ZM77 73H78V74H77ZM77 73L75 74V73H73L72 71L68 70V74H67L66 77H68V78L70 77L71 79H70V78H69V79H70V80H73V78H75L76 75H78V78L80 77V79H81V78L83 79V71L80 72V73H79V72H77ZM164 73H165V72H164ZM164 73L161 74V75H163V76H164V75H167V74H164ZM211 73H212V75H213L212 77H211ZM219 73H218V74H219ZM236 73H237V74H236ZM248 73H249V74H248ZM185 74H187V73L185 72L184 74H179V77H181V78L184 80V78L187 77V75L185 76ZM205 74H208V75H205ZM232 74H233V75H232ZM261 74H262V75H261ZM0 75H2V72H1ZM36 75H38V77H37ZM55 75L53 76V79H51V80L48 81V82H50V84L48 83V86H47L46 90H47V89H50L49 91L47 90L49 93L47 92L48 94H45V93L43 92V95L45 94V95H46V98H47V96L50 97L51 94H54V93H55V92H54L55 90H59V87H60V90H59L60 92H59V93H61V90H62V89H65V87L63 88V86H66V85H64V84H61V82L63 83V81H65V84H66L67 81H70L68 78H66V80L68 79L67 81L65 80V78L63 79V81H62L61 79H60L61 81H59V80L56 79L59 85L57 84L58 87H56V88H58V89H55L54 86H55L56 84L54 83V84H55L54 86L51 85L52 80H53L54 82L56 81V80L54 79V78H56ZM63 75H64V74H63ZM69 75H70V76H69ZM112 75H114V74H112ZM112 75H111V77H112ZM229 75H231V77H230ZM234 75H235V76H234ZM245 75H246V73H245ZM249 75H250V76H249ZM251 75H252V78H253V79L251 78ZM60 76H61V77H60ZM204 76H205V77H204ZM225 76H226V77H225ZM227 76H228L229 79L227 78ZM237 76H238V78H237ZM243 76H244V75H243ZM254 76H255L256 79H254ZM113 77H114V76H113ZM170 77H171V78H170ZM170 77H169V79H168V82H170L169 80L172 79V75H171ZM224 77H225V78H224ZM232 77H233L235 80L230 81V80L232 79ZM235 77H236V78H235ZM259 77H260V78H259ZM76 78H77V77H76ZM76 78H75V79H76ZM78 78H77L76 81H78ZM133 78H134V76H133ZM223 78H224L225 80H223ZM226 78L231 82V84H232L233 86L230 84L229 81H227ZM230 78H231V79H230ZM239 78L242 79V80H244V81L240 80ZM36 79H37V80H36ZM80 79H79L78 82H76V81L74 80V81L77 83V85H78V83L81 81ZM164 79H165V78H164ZM182 79H181V80H182ZM245 79H247L248 81H245ZM135 80H136V79H135ZM222 80H223V81H222ZM236 80H237L238 82H237ZM249 80H250V82H249ZM254 80H255V81H254ZM2 81H3V84H2ZM171 81H172V80H171ZM184 81H185V80H184ZM220 81H222V82H220ZM226 81L229 82L227 85H226V83H227ZM252 81H253V83H252ZM57 82H56V83H57ZM84 82H85V81H83V83H84ZM179 82H180V79H179ZM216 82H217V83H216ZM225 82H226V83H225ZM232 82H237L238 84L235 83V85H234V83H232ZM242 82H243V83H244V82H245V83L247 82V84L249 83L250 85H247V84L245 85V84H243ZM254 82H255V83H254ZM260 82H261V83H260ZM19 83H20V84H19ZM31 83H32V84H31ZM44 83H47V82H42V84H44ZM81 83H82V82H81ZM182 83H183V81H182ZM194 83H195V82H194ZM240 83H241V85H240ZM6 84H7V85H6ZM42 84H41V82H40V84H39V85L37 84V86H41ZM188 84H190V85H189L190 88H188ZM211 84H212V83H211ZM214 84H212V88H213V89H215V88L217 87V86H216V87H213ZM16 85H17V87H16ZM21 85H22V86H21ZM184 85H183V87H184ZM217 85H218V84H217ZM243 85H245V87H244ZM255 85H258V86H255ZM259 85H260V86H259ZM20 86H21V87H20ZM32 86H33L34 88H33ZM49 86H51V87H49ZM52 86H53V87H52ZM227 86H229V87H227ZM238 86H239V87H238ZM240 86L242 87V89H241ZM251 86H253L255 89H253V88L251 89ZM11 87H12V88H11ZM27 87H28V88H27ZM48 87H49V88H48ZM61 87H62V89H61ZM243 87H244V88H243ZM8 88H9V89H8ZM30 88H31V89H30ZM32 88H33V89H32ZM53 88H54V89H53ZM181 88H182V89H181ZM184 88H185V87H184ZM226 88H225V89H226ZM235 88H237V89H235ZM246 88H247V89H246ZM13 89H14V90L16 89V90H15L16 93H14ZM23 89H25V90H27V91H23ZM28 89H30V90H28ZM191 89H192V90H191ZM213 89H211V91H212ZM240 89H241V90H240ZM250 89H251L252 91L255 90L256 93H255V92L250 93V92H252ZM259 89H260V90H259ZM17 90H18V92H17ZM42 90H43V89H42ZM51 90L53 91V93L50 92ZM181 90H182V92H181ZM232 90H233V91L236 90V91L233 92ZM242 90H243V91H242ZM248 90H249V91H248ZM257 90H258V91H257ZM261 90H262V91H261ZM21 91H22L25 95L22 93L23 96H21V93H20ZM85 91H86V90H85ZM85 91L83 92V89H82L81 91H79L78 95H76L75 98L77 99V96H79V95H80V98H81V97H82L81 94H84ZM90 91H91V90H90ZM194 91H193V92H194ZM228 91H229V94H228ZM238 91H239L240 93H238ZM246 91H247V92H246ZM25 92H26V93H25ZM81 92H83V93H81ZM178 92H179V94H178ZM232 92H233V93H232ZM12 93H14V94H12ZM34 93H35V92H34ZM36 93H35V95H36ZM56 93H57L56 95H58V92H56ZM62 93H64L63 90H62ZM62 93H61V94H62ZM183 93H184L185 95H184ZM191 93H192V92H191ZM209 93L212 94L214 97H213L212 95H211V97H210ZM217 93L220 94V95H221L220 97H221V98H224L225 100H224V99H219V96H218V95L215 96V94H217ZM249 93L251 94V96L249 95ZM19 94H20V95H19ZM26 94H28V95H26ZM87 94H88V91H87ZM181 94H182V96H181ZM226 94H227V95H226ZM252 94H253L254 96H253ZM256 94H257L258 97L256 96ZM31 95L34 97L33 99H31V98H32ZM35 95H34V94H30L31 97H30V96L25 97L26 100H27L28 98H30V99H28V100L26 101L27 103H28V101H29V105H30V106L32 105V104H31V102H32L31 100L37 101V99L35 98ZM89 95H90V93H89ZM89 95H88V99H89ZM177 95H179V96L181 97V99H180L181 101L179 100V97H178ZM187 95H188V94H187ZM222 95H223V96H222ZM228 95H229V96H228ZM235 95H236L240 100H238V98H236ZM261 95H262V96H261ZM17 96H18V97H17ZM52 96H53V95H51L50 98H52ZM54 96H55V95H54ZM172 96H173V98H172ZM176 96H177L178 98H177ZM224 96H225V97L227 96V97L225 98ZM246 96H247V97H246ZM252 96H253V97H252ZM9 97H10V98H9ZM19 97H20V99H19ZM21 97H22V98H21ZM86 97H87V96H86ZM164 97H165V96H164ZM170 97H171V98H170ZM174 97H175V98H174ZM183 97H185V98L182 99ZM190 97H193V99L196 100V98H195L194 96H190ZM217 97H218V98H217ZM234 97H235V98H234ZM242 97H243V98H242ZM249 97H251L252 99L250 100ZM260 97H261V99H260ZM8 98H9V99H8ZM43 98H44V97H43ZM43 98H39V101H40V99H41V101L43 100V103L40 101L41 104H39L40 102L37 101V103H38V106H37V107H38V108H37V107H36V108L39 109V111H40L41 108L44 106V104H46L45 108L51 106V104H49V103H53V104H55L54 102L50 101V98H49V100H48V99L46 100V98H45V99H43ZM56 98H57V97H53V99H56ZM80 98H79V99H80ZM136 98H137V96H136ZM176 98H177V99H176ZM230 98H231V100H230ZM253 98H254V99H253ZM14 99H15V101H14ZM25 99H23V100L25 101ZM166 99H167L168 101H166ZM186 99L188 100V102H187ZM215 99H217V100H215ZM218 99H219V100H218ZM242 99L244 100V102H243ZM256 99H257V102H258L259 104L256 102ZM259 99H260V100H259ZM12 100H13V101H12ZM171 100H173V101L171 102ZM220 100H221V101H220ZM226 100H227V101H226ZM228 100H229L230 103L233 102V105L235 104V106H237V105H238V106H237V107H234V108H235V109H234V108L232 107V105L229 104ZM232 100H235L236 103H235V101H232ZM237 100H238V101H237ZM252 100H255V102H256V104L258 105V107H257V105H255V104L252 102ZM24 101H23V102H24ZM34 101H33V102H34ZM45 101H46L47 103H46ZM53 101H54V100H53ZM75 101H78V100H75ZM183 101H184V102H183ZM185 101H186V103H185ZM219 101H220L221 103H220ZM248 101H249V102H248ZM11 102H13V103H11ZM14 102L16 103V105H15ZM128 102H129V101H128ZM212 102H213V103H212ZM214 102H215V103H214ZM216 102H217V103H216ZM218 102H219V103H218ZM222 102H223V103L228 102V104L225 103V104H226V105H225V104H222ZM237 102H239V103H237ZM245 102H248V103H245ZM250 102H252L253 107L256 106V107H254L255 109H254L253 107L251 108V110L253 111V113H252L253 115L251 114L252 116L250 115V111H251V110H250V105H251ZM260 102H261V103H260ZM8 103H9V104H8ZM19 103H18V104H19ZM21 103H22V102H21ZM129 103H130V102H129ZM129 103H128V104H129ZM170 103H171V104H170ZM172 103H173V105H172ZM177 103H179V104H177ZM182 103H184V104H182ZM187 103H188L189 105H188ZM193 103H194V101H192V105H193ZM23 104H24V103L20 104V106H18V108H19V107H22V108H21V110H22V109L24 108V107H23V106H24ZM121 104L125 105L124 102L121 103ZM181 104H182V106H181ZM195 104H196V103H194V105H195ZM208 104H209V105H214V107L212 106L211 109H210V108L208 109V108H207V107H208ZM215 104H216V105H215ZM218 104H221V105L219 106ZM243 104H245V105H243ZM14 105H15V107H14ZM39 105H43V106H39ZM163 105H161V106H163ZM165 105H164V106H165ZM168 105H169V106H168ZM171 105H172V106H171ZM186 105H187V107H188L189 109L186 108ZM206 105H207V107H206ZM222 105H223V107H222ZM224 105H225V106H224ZM228 105H230V106H228ZM252 105H251V106H252ZM260 105H262V106H261L262 108L260 107ZM116 106H117V105H116ZM176 106H177V108H176ZM195 106H197V105H195ZM195 106H194V107H195ZM215 106H216V107H215ZM34 107H35V106H33V108H31L32 111H34V110H33ZM51 107H53V105H52ZM51 107H49V108H51ZM170 107H171V108H170ZM172 107H173V108H172ZM183 107L185 108V111H186V109H187L186 112H184ZM190 107H191V106H190ZM217 107H218L219 109H218ZM225 107H227V108H226L227 110L225 109ZM242 107L244 108V110H243ZM247 107H248V108H247ZM2 108L4 109V111H2V110H3ZM6 108H7V110H6ZM45 108H43V114H42V115H44V116H45V112H44V111L47 110V109H45ZM97 108H98V107H97ZM161 108H162V107H161ZM195 108H197V107H195ZM198 108H199V107H198ZM198 108H197V109H198ZM213 108H214V111L212 112V109H213ZM220 108H221V109H220ZM229 108H230V109H233V110H231V111L229 110V111H228ZM246 108H247L248 111L250 110L249 113H248V111L246 112ZM259 108H260L261 110H260ZM9 109H10V110H9ZM24 109H26L25 111H27V107L24 108ZM44 109H45V110H44ZM99 109H100V108H98V111H99ZM172 109H173V111H172ZM176 109H177V110H176ZM178 109H179V110H178ZM206 109L209 110V111L207 110V111H208V114H206V113H207ZM215 109H216L217 111H215ZM241 109H242V110H241ZM256 109H257V110H256ZM5 110H6V111H5ZM21 110H20V111H21ZM102 110H103V108H102ZM112 110H114V111H112ZM112 110H111V112H114V113L116 112L115 109H112ZM170 110H171V111H170ZM180 110H181V112H180ZM190 110H192V108H191ZM210 110H211V111H210ZM224 110H226V112H225ZM254 110H256L257 112L254 113V112H255ZM258 110H259V111H258ZM39 111H38L37 113H40V112H41V111H40V112H39ZM96 111H97V110H96ZM169 111H170V113L168 114ZM177 111H178V113H177ZM182 111H183V112H182ZM227 111H228V112H227ZM237 111H238V112H237ZM23 112H24V110H23ZM23 112L21 111V113H23ZM102 112H103V111H102ZM111 112H110V113H111ZM162 112H161V114H162ZM171 112H172V113H171ZM196 112H197V113H196ZM205 112H206V113H205ZM209 112H212V113H209ZM224 112H225V113H224ZM229 112L232 114L231 116H230ZM233 112H235V113L237 112V114H234ZM239 112H241L244 116H243L241 113H239ZM37 113H36V114H37ZM94 113L97 114V112H94ZM94 113H93V115H95ZM126 113H127V112L125 111L124 114H126ZM180 113H181V114H180ZM214 113H215V114H214ZM227 113H228V114H227ZM244 113H246V114L248 113V114H249V115H247L248 117H247L246 114H244ZM260 113H261L262 116L260 115ZM26 114H27V113H26ZM32 114H35V112H32L31 115H32ZM205 114H206V115H205ZM212 114H213V115H212ZM218 114H219V116H218ZM220 114H222V115H220ZM223 114H224V115H223ZM10 115H11V116H10ZM22 115H25V112H24V114H21V117H23ZM173 115H176L177 117L175 116V118H174ZM194 115H196V116H194ZM204 115H205V116L208 115L207 118H208V117H213V116H215L214 118H212V119H213V120H212L213 123L210 122L211 120H210L209 118L206 119V120H204L206 117H204V118H200V117H203ZM238 115H239V116H238ZM25 116H26V115H25ZM27 116H29V118H32V117H33V116L31 117L30 115H27ZM27 116H26V117H27ZM37 116H39V114H37ZM100 116H101V114H100ZM103 116H105V115L103 114ZM103 116H101L102 118H101V117L99 118V119H101L100 121H102V122H103V121H105V122H106V121H109V119H106V118H105L106 120H103V118H104ZM172 116H173V117H172ZM240 116H241V117H240ZM242 116H243V117H242ZM245 116H246V118H244ZM250 116H251V117H250ZM253 116H255L256 118H255V117L252 118ZM2 117H4L5 119H3ZM8 117H9L8 120L10 121V123H9V121H7V118H8ZM14 117H13V118H14ZM47 117H48V116L46 115L45 118L47 119ZM87 117H88V116H87ZM105 117H106V116H105ZM193 117H195V118L198 117V118H197V119H194ZM220 117H221V118H220ZM249 117L252 119V121H251V119H250ZM35 118H36V119H35ZM48 118H49V117H48ZM143 118H144V119H143ZM248 118H249V119H248ZM258 118H259V120H258ZM2 119H3V120H2ZM11 119H12V120H11ZM26 119H27V118H26ZM32 119H33V122H31V124L34 123V122H36V120H37L38 118H37V117H33ZM145 119H146V120H145ZM147 119H148L150 122H149ZM150 119H151V120H150ZM154 119H156V120H154ZM172 119H173V120H172ZM186 119H187V121H185ZM191 119H192V120L194 119V121H192ZM254 119H255V120H254ZM24 120H25V118H24ZM28 120H29V119H27L26 124L24 123L25 121L23 122V124L28 125L27 122L32 121V120H29V121H28ZM34 120H35V121H34ZM84 120H85V122H83V123H84L85 125L89 124V126H91V124H90L89 121H88V120H90V119L87 120V118L85 117ZM153 120H154V121H153ZM163 120H165V117L163 118ZM166 120H165V121H166ZM190 120H191V121H190ZM197 120H198L199 122H198ZM200 120H201V121H200ZM222 120H224V121H222ZM228 120H229V121H228ZM230 120H231V123H230ZM249 120H250V121H249ZM5 121H7V122H5ZM14 121H15V122H14ZM143 121H144V122H143ZM145 121H146V122L148 121V126H147V123H145ZM151 121H152V122H151ZM155 121H157V122H155ZM184 121H185V122H184ZM204 121H207L208 124L206 123V124H203V125H202V123H205ZM216 121H217V122H216ZM218 121H219V122H218ZM248 121H249V123H248ZM253 121L255 122V126H254V124H253V125L251 124V123H253ZM258 121H261V124H259ZM11 122H13V123H11ZM105 122H103L102 125H103ZM188 122H189V123H190V122H193L194 124L191 123V125H190V124H188ZM197 122H198V123H197ZM214 122H216V124H214ZM220 122H221V123H220ZM224 122H225V125H223ZM236 122H237V124H239V127H237V124L235 125ZM245 122H246L248 125H246V124L244 125ZM2 123H3V124H2ZM18 123H19V121H18L16 124H18ZM96 123H97V122H95V125H96ZM151 123H152V124H151ZM154 123H155V124L158 123V124H157V128H158V126H159L160 129L158 128V130H157L156 125H155ZM173 123H174V124H173ZM182 123H183V124H182ZM186 123H187V125H189V127L186 125ZM200 123H201V125H200ZM222 123H223V124H222ZM228 123H230L229 126H230L231 128H230L229 126H227ZM257 123H258V124H257ZM6 124H8V125H6ZM9 124H10L11 127H12V124L16 127V128H15V127L13 126V129L11 128L12 130H15V131H14L15 133L12 132V133H14V134L10 135V138H9V134H11V133H10V130H9V129H10ZM98 124H99V122H98ZM100 124H101V123H100ZM211 124H212V126H215V125H216L217 128L220 127V128H219L220 131H219L218 129H216V127H215V128L212 127ZM218 124H219V125H218ZM220 124H221L222 126H220ZM249 124L252 125V126L249 127V126H250ZM256 124H257V125H256ZM150 125H151V126H150ZM185 125H186V126H185ZM192 125H193V126H192ZM233 125H235V126H233ZM2 126H3V127H2ZM6 126H7L8 128H7ZM104 126L106 127V125H104ZM104 126L101 127V128L104 129ZM144 126H143V127H144ZM153 126H154L155 128H153ZM170 126H173V127H174V128H172V129H173V130H172V131H173V132H172L173 135L171 134V132H170L169 134H167L168 131H171V127H170ZM181 126L183 127V129H181V128H182ZM191 126H192V127H191ZM194 126H195V127H194ZM206 126H207V128H208L209 130L206 128ZM210 126H211L212 128H214V129L211 128L212 131H210V128H209ZM225 126H226V128H225ZM256 126H259V127H260V131H259V129H258L259 127H256ZM29 127H30V124H29ZM93 127H94V125H93ZM96 127H97V126H95V128H93V129H96ZM99 127H100V126H99ZM99 127H98V128H99ZM139 127H140V126H139ZM151 127L153 128V132H152V128H151ZM187 127H188V128H187ZM196 127H198L199 129L196 128ZM204 127L208 130V136L212 134V135H211L212 137H207V135H206L207 133L205 134V132H207V130L205 131V128H204ZM223 127L225 128V130L223 129ZM233 127H234V128H233ZM255 127H256V129H255ZM3 128H4V129H3ZM6 128H7V129H6ZM14 128H15V129H14ZM17 128H18V129H17ZM41 128H42V127H41ZM45 128H46V127H45ZM98 128H97V130L100 129V128H99V129H98ZM179 128L182 130V131H180V132H181L180 134H178V133H179L178 130H180ZM190 128H191V129H190ZM192 128H194L193 131H190V130H192ZM195 128H196V129H195ZM221 128L223 129L222 132H221ZM227 128H229V129H232V128H233L232 131H234V129H235V131L237 130V131H236L237 134H236L235 131H234V132H233L234 135H233V134H232V131H231V130H228ZM241 128H243V129L241 130ZM20 129H21V128H20ZM27 129H28V128H27ZM42 129H44V128H42ZM155 129H156V130H155ZM174 129H175V130H174ZM176 129H177V130H176ZM188 129H190V130H188ZM239 129H240L241 132H243V134L248 135V136H247V139H246V137L244 138L245 135L243 136V134H241L240 131H238ZM8 130H9V131H8ZM24 130H25V132H24ZM29 130H30V129H29ZM104 130H105V129H104ZM144 130H145V131H144ZM186 130H187L188 132H187ZM198 130H199V134L196 133V132H198ZM200 130H201V132H200ZM202 130H203V131H202ZM246 130H247V131H246ZM2 131H3V132H2ZM7 131H8V132H7ZM42 131H43V133H44V132H45V129L42 130ZM156 131H157V132H156ZM174 131H175V132H174ZM223 131H224V133H225V132H226V133L222 135ZM228 131H229V133H228ZM248 131H249V132H248ZM21 132H22V133L24 132V133H23V134H24L23 136H27V135H28L27 138H30V140H27L26 137L23 138ZM128 132H130L131 134H129ZM182 132H184V134H182ZM186 132H187V134H186ZM203 132H204V133H203ZM218 132H219V133H218ZM245 132H246V133H245ZM250 132H252L253 135H252ZM253 132H255V133H253ZM260 132H261V133H260ZM7 133H8V134H7ZM48 133H49V132H48ZM106 133H107V132H106ZM117 133H118V132H117ZM119 133H118V134H119ZM123 133H122V134H123ZM175 133H176V134H175ZM217 133L220 134V135H217ZM5 134H6V135H5ZM107 134H108V133H107ZM174 134L177 135V137L179 136V138H176V139L179 140V143L182 142V144H179V143H178V144H176L174 147L171 145V146H172V148H171V146H170L169 144H170V143H171V144L174 143V141L176 140V139H173V136H175ZM201 134H204V136L207 137V138H206V137H205V138H206V143L209 142L208 145H211L213 142H216V143H215V145H216L217 142H218L219 139H220L219 143H220L221 145L224 143L223 146H226V147H228V148L231 146V147H233L232 149H233V150L235 149V150H234V151L232 150V153H231V152H230L231 148H229V149H230V150H229L228 148H226V147L224 148L223 146H220L219 144H218L219 146H217V145L215 146L216 148H215V147L213 146V144H212V147H214L215 149H212L211 146L208 147V146L206 145L208 148H207L206 150H204V149H205L204 147H206V146L203 144L205 141L202 143V144L204 145V147H203V145H202L201 142H200V140H202L201 138H204L203 135H202L203 137L200 136ZM228 134H231V135H230V136H226V135H228ZM256 134H257V136H255ZM53 135H54V134H53ZM53 135L50 134V136H53ZM109 135H110V134H109ZM109 135H107V136H109ZM123 135H124V134H123ZM131 135H133V137H131L132 139H131V138H128V137H130ZM160 135H159V137H160ZM164 135H165V138H164ZM167 135H168V136H167ZM185 135H186V138H184L183 141H185V142H187L188 140L190 141V144H189V143H185V144H186V147L183 146V145H185V144H184V142L182 141V138H183ZM188 135H189V136H188ZM190 135H191V136L193 135L194 137H193V136L191 137ZM213 135H214V136H213ZM221 135H222V136H225L226 138H229V139H226V138H225V140H223L224 138H222ZM238 135H239V138H240V136H241V137H243V139H246V140H244L245 142H243V139L240 138L241 141H240V143H239L238 140H237V139H239V138H238ZM16 136H19V134H17ZM107 136H105V140H106V137H107ZM111 136H112V135H110V137H111ZM182 136H183V137H182ZM218 136H219V137L221 136V137L218 138ZM234 136H235V138H234ZM236 136H237V137H236ZM7 137H8V138H7ZM35 137H36V135H34V138H35ZM47 137H49V136L47 135ZM47 137H46V135H45V138L43 137V138H44L43 141L40 140V139H38V138H37V139H38L39 141H37V139H35L34 141H36L38 144H39V143L42 144V142L45 141V144H47V143H46V140H47L46 138H47ZM54 137H55V136H53V138H54ZM126 137H127V138H126ZM156 137L159 139L156 143L159 144L160 142H161V143L163 142V144H162V147L164 148L163 150L167 151V153L170 151V150H169V146H170V148L173 150V148L175 149V147L179 148L177 145H180V147H181V149H177V148H176L177 151H178V150H182V149H183L182 147H184V150H183V151H185V152L187 151L186 153L182 151L183 154H189L190 152H192L193 155H192V154L186 155V157H191V160H192V161H190V162L188 163V165H189V166L191 165L192 167H190V168L187 167L188 165H187V162H186L185 160L180 161V163H182V165H183V166H181L178 160L180 159V156L182 155V153L179 154V152H178V153L176 152L177 155L174 154V157H176V159H178V160H176V162H172V163H170L171 161H170V160H167V159H170V158L172 157L173 154H170L171 157H169V158H165V159H166L167 161H169V163H170L169 165H170V166H171V165L173 166V164H175V163H176V164H179L180 166H179V165H177V166L175 165V166H173V167H171V168H169V169H168V168H165V169H164V167L162 166V167H163V168H162V167H161V164L164 162L163 160H165L164 157H166V156L162 155V152H159V151H158V150H159L158 148L161 146V143H160V146L157 145V144H156V145H157V147H158V148H157L158 153H160V155H162L163 158H162L161 164H159L158 162H157V163H158V164H157L156 161H159V160L161 159V158H160L161 156L158 157L159 154H158V153H154L155 151H153V153L151 152L152 154H149L150 151H152L151 147H152L153 145H154V147H155V143H154V142H155V139L157 140ZM175 137H176V136H175ZM181 137H182V138H181ZM200 137H201V138H200ZM216 137H217L218 139H217ZM232 137H233V139H232ZM5 138H6V139H5ZM15 138H16V139L18 138L19 140H18V139L15 140ZM43 138H42V139H43ZM53 138H51L50 141L47 140V142H49V145L52 144V147H54L53 144H56V145H55L56 148H54V149H57V151L59 152L60 147L57 146V145H59V138L57 139V140H58V144H57V142L54 143V141H57V140H56V137H55L54 139H53ZM107 138H108V137H107ZM111 138H112V137H111ZM113 138H114V137H113ZM124 138H125V139H124ZM144 138H145V139H144ZM152 138H153L154 141L152 140ZM154 138H155V139H154ZM209 138H210V140H209ZM213 138H214V139H213ZM221 138H222V139H221ZM253 138H254V139H253ZM260 138H261V140L259 141ZM8 139H9V140H8ZM48 139H49V138H48ZM128 139H129V140H128ZM130 139H131V141H130ZM172 139H173V142H170ZM180 139H181V140H180ZM190 139H191L192 141H191ZM193 139H194V140H193ZM199 139H200V140H199ZM215 139H216V140H215ZM231 139H232V140H231ZM249 139H250V142H251V143L249 142V143L246 144V142H248ZM257 139H258L259 144H258V142H256ZM10 140H12V141L15 140L16 143H15V142L12 143V141H10ZM92 140H93V139H92ZM94 140H96V139H94ZM100 140L102 141L103 139H99L98 142H100ZM127 140H128V141H127ZM146 140H147V141H146ZM160 140H161V141H160ZM197 140H198V142H197ZM207 140H208V141H207ZM211 140H212V141L214 140V141L211 142ZM221 140H222V141H221ZM230 140H231V141H230ZM233 140H234V142H233ZM235 140H237V141H235ZM252 140H253V141L255 140V141L253 142ZM34 141H33V142H34ZM103 141H104V140H103ZM113 141H114V142H113ZM115 141H116V142H115ZM176 141H177V140H176ZM228 141H229V142H228ZM24 142H25V141L22 140V141H21V144H22V145L25 144V145H23V146H26L27 144L24 143ZM33 142H32V144H33ZM36 142H34L33 146H34V148H35V147L37 148V149H35V150H37V151H38V147H39V149H41V151H40V150H39V151L42 152V153H41V154L37 153V154H38V156L41 155L40 157L42 158V155H43V156L46 155L44 152H47V151H46V150L44 151V148H45V147L42 148V147H43L42 145H41V146H40V145L38 146ZM50 142H51V144H50ZM107 142H108V141H106V143H107ZM144 142H145V143H144ZM210 142H211V144H210ZM236 142L239 143L240 146H239ZM18 143H20V142H18ZM104 143H105V142H104ZM104 143H100V144H102V146H100V144H99L100 148H97V149L100 150V151L98 152V155H100V156H101V154L103 153L102 151H105V155L107 154V153H106V150L103 149ZM106 143H105V145H106ZM112 143H111V144H110V143H107V145L110 144V148H113L114 145H112ZM142 143H143V144H142ZM191 143H192L193 145H192ZM197 143H198V144L200 143V145H198ZM226 143L229 144V145H225ZM232 143H233V144H232ZM234 143H235V144H234ZM35 144H36V145H35ZM43 144H44V143H43ZM45 144H44V145H45ZM121 144H122V143H121ZM152 144H153V145H152ZM188 144H189L190 146H189ZM231 144H232L233 146H232ZM248 144H249V148H251V149H248V151H251L250 153H249V152L247 153V150H244L245 152L242 150V149H247L246 147L248 146ZM252 144H253V145H252ZM254 144H255V145H254ZM111 145H112L113 147H111ZM132 145H134V146L132 147ZM150 145H151V147H150ZM195 145H196V146H195ZM201 145H202V147H201ZM242 145H243L244 147H242ZM258 145H260V146L258 147ZM29 146H30V148L32 147L31 143L28 144V147H27V148H29ZM47 146H48V144L46 145V148H47ZM127 146H130V147H131V148L129 147V151H128V149H127ZM234 146H235V147H234ZM236 146H237V147H236ZM256 146H257V148H256ZM61 147H62V146H61ZM144 147H145V148H144ZM188 147H189V148H188ZM193 147H194V149H198L199 147H200L201 149L204 148V149H202V150H203L205 153H204L202 150H200V149H198V151H197V150L195 151V150L192 149ZM210 147H211V148H210ZM218 147L220 148V151H219V152H218V149H217ZM222 147H223L224 150L226 149L229 153H231L230 157L228 156L229 154H228V152H227L226 150H225V152L222 151V149H221ZM240 147H241V148H240ZM253 147H255L257 150L254 149ZM7 148H8V146H7L6 148H5L4 146L0 147V149H1V150H0V159H1L0 161H3V158H4V157L2 158L1 155H4V154L6 153ZM24 148H26V147H24ZM49 148L51 149V146H50ZM49 148H47V149L49 150ZM101 148H102L103 150H102ZM105 148H106V147H105ZM121 148H118V147L115 148V147H114V149H112V150H113V151H114L115 149H116L115 151H117L118 149H119V150H122ZM152 148H153V147H152ZM160 148H161V147H160ZM187 148H188V149H187ZM209 148H210V150H211V149H212V150H217V151H215L216 153L214 152V154H213L212 151H211V153H210ZM2 149H3V150H2ZM4 149H5V150H4ZM32 149H33V147H32L30 150H29V149H27V150H29L28 153H31L32 155H34L35 152L33 153V151H35V150L33 149V151H32ZM54 149H53V150H54ZM79 149H80V148H79ZM106 149H107V151H108V150H109V147H107ZM130 149H131V150H130ZM135 149H136V148H135ZM155 149H156V148H155ZM155 149H153V150H155ZM161 149H162V148H161ZM161 149H160V150H161ZM176 149H175V150H176ZM186 149H187V150H186ZM240 149H241V150H240ZM252 149H253V150H252ZM258 149H260L259 152H258V153H261L260 155L257 154ZM27 150H22V151L26 152V154L24 153V154H25L24 156H27V154H28V153H27ZM42 150H43V151H42ZM53 150H52V153H51V152H48L49 154L46 155V157L49 156V158H50V159H49V158L47 157L48 160H51V158H52V160H53V159H56V158L60 160V158L58 157V156H59V153H56L57 151H56V152H53ZM65 150H66V149H65ZM119 150H118V151H119ZM163 150H161V151H163ZM189 150H190V152H188ZM238 150H239V151H238ZM254 150H256V151H254ZM2 151L5 152V153L3 154ZM22 151H21L20 153L18 152L19 154H18L17 156H19V155H20V157L23 156V155H21ZM30 151H31V152H30ZM50 151H51V150H50ZM54 151H55V150H54ZM109 151H111V149H110ZM132 151H134V152H132ZM165 151H164V152H165ZM206 151H207V152H206ZM235 151H236V153H235ZM240 151H241L242 154L240 153ZM7 152H8V151H7ZM16 152L14 153V155L16 154ZM164 152H163V153H164ZM208 152H209V153H208ZM253 152H255V154H253L252 157H255L256 159H255V158H254V159H255L257 162H258L257 159H259V158H261V160H262V161L259 163V167L257 166L258 164H257V162H256L254 159H250V158H251V153H253ZM43 153H44L45 155H44ZM54 153H55V155H52V154H54ZM112 153H114V152H112V151H111L110 153L108 152V154H110V155H111ZM119 153H121V152H119ZM119 153H116V155H115V153H114V156H117V154L120 156ZM134 153H135V155H134ZM173 153H174V152H173ZM206 153L210 154V155L207 154L208 158H210V159H207ZM220 153H221L222 156L220 155ZM224 153H225V154H224ZM234 153H235V154H234ZM237 153H239V154H237ZM37 154H36V155H37ZM78 154H80V153H78ZM155 154H158V155H156V156L158 157L159 160L156 159L157 157H155ZM198 154H199V156H197ZM204 154H205V155H204ZM218 154H219V155H218ZM240 154H241L242 156H241ZM6 155H7V153H6ZM9 155H10V154H9ZM28 155H29V154H28ZM32 155H31V156H32ZM36 155H34V156H36ZM51 155H52V156H51ZM56 155H58V156H56ZM81 155H82V153H81ZM102 155H103V154H102ZM105 155L103 156V157H104L103 159H105V158L109 159L110 156L108 155L109 157H107V155H106V157H105ZM128 155H129V157H127ZM151 155H154L153 158L155 159V161H153V160H154L153 158H150ZM178 155H179V158H178ZM249 155H250V156H249ZM255 155H257V156H255ZM24 156H23V157H24ZM31 156H29V158H30ZM50 156H51V157H50ZM74 156H75V155H74ZM78 156H80V155H78ZM114 156H113V154H112V158H113ZM119 156H117L116 158L119 159ZM143 156H145V157H143ZM146 156L148 157L149 160L146 159ZM193 156L196 157V158H194ZM202 156H204V158H203ZM226 156H227L228 158H230V159H226ZM245 156H248V158L250 157L249 159H248L247 157H246V159H245V160L248 161L249 163H250V161L252 160L251 163H250V164H252V166H251V170H250V166H249V165H246L248 162H246V161L244 160ZM258 156H259V157H258ZM5 157H6V156H5ZM20 157H19V160H20ZM46 157H44V158H46ZM55 157H56V158H55ZM76 157H77V156H76ZM80 157H81V156H80ZM80 157H77V162H80V161L82 160V159L78 160ZM125 157H127V158L125 159ZM135 157H136V160H135ZM167 157H168V156H167ZM182 157H183V158H181V159H184V156H182ZM186 157H185V159H186ZM192 157H193V158H192ZM201 157L203 158V159H202L203 161H201ZM205 157H206V158H205ZM223 157H224V158H223ZM233 157H238V158H241V159H238V158L235 159V158H233ZM9 158H10V156L7 155V158H5V162H4V163H6V159H9ZM16 158H17V157H16ZM16 158H15V159H16ZM33 158H34V157H33ZM33 158H32V160H34ZM38 158H39V157H37L36 160H40V159H41V158H39V159H38ZM47 158H46V159H47ZM98 158H99V157H98ZM112 158H111L110 160H108V164H106V165H109V162H113L114 164H115V163H118V164L121 163V165L123 164L120 160H117V161H120V162L115 161V160H116L115 157H114L113 159H112ZM121 158H123V157H121ZM138 158H139V159H138ZM143 158H144V159H143ZM211 158H213V159H211ZM215 158H217V159H215ZM242 158H243V159H242ZM17 159H18V158H17ZM17 159H16V160H17ZM27 159H28V157H27ZM46 159H45V160H46ZM114 159H115V160H114ZM145 159H146V161H145ZM152 159H153V160H152ZM174 159H175V158H174ZM187 159H188V158H187ZM187 159H186V160H187ZM205 159H206V160H205ZM219 159H220V160H219ZM28 160H29V159H28ZM111 160H112V161H111ZM140 160H142V162H141ZM151 160L154 162L155 165L157 164L156 166H157L158 168H159V166H160L161 169L159 168V170L157 171L158 168L156 167L157 169H155V167H154L155 165H154V164H153L154 166L152 165ZM171 160H172V159H171ZM204 160L206 161V163H202V162H205ZM207 160H208V161H207ZM210 160H211V161H210ZM213 160H215V162H214ZM228 160H229V161H228ZM231 160H232V161H231ZM249 160H250V161H249ZM75 161H76V160H75ZM99 161H100V160H99ZM99 161H97V162H99ZM114 161H115V162H114ZM144 161H145V163H146L145 165H144V163H143ZM172 161H175V160H172ZM177 161H178V163H177ZM194 161H195V162H194ZM196 161H197V162L200 161V162L197 164ZM209 161H210V162H209ZM218 161H219V162H218ZM222 161H223V162H222ZM234 161L237 162V163H238V161H240V163H238V165H236L237 167H235L234 164H237V163H235ZM243 161H244V162H243ZM253 161L256 162V163H255V166H254V163H252ZM259 161H260V160H259ZM19 162H20V161H19ZM19 162H18V163H19ZM26 162H27V161H26ZM26 162H25V163H26ZM28 162H29V161H28ZM38 162H40V161H38ZM46 162H48V161H46ZM49 162H50V164H49V163H47V164L51 165V162H54V163L56 162V163H57V162H59V161L57 160V161H49ZM97 162H96V163H97ZM101 162H102V165H101V163H100V164L98 163L97 168L99 167V165H101V166L103 167V164H105L104 162H107V160H105L104 162H103V161H101ZM137 162H139V163H137ZM147 162H148V164H147ZM159 162H160V161H159ZM165 162H166V161H165ZM185 162H186V163H185ZM192 162L196 163V165H195V164H192ZM229 162H232V163H230V165L232 164V167H231V168H234V167H235L236 169H235V168H234V169H235L236 171H234V169H230ZM20 163H21V162H20ZM20 163H19V166L21 165ZM25 163H24V167L26 166ZM190 163H191V164H190ZM214 163H215V164H214ZM225 163H226V164H225ZM242 163H243V164H242ZM244 163H245V166H243ZM1 164H3V163L1 162ZM1 164H0V165H1ZM52 164H53V163H52ZM76 164L78 165V163H76ZM76 164H75V162H74V165H71V170H73V168L76 169V171L74 170L75 173H74L73 171H71V170H70V172H69V170H68V169H70L69 164L67 165V166H69V167L65 166V168H67V169H64V172H66V170H68V171L66 172V173H67V176H69L70 174H72V175H70L71 178H76V177H78V178L75 179V182H76V180H77L76 183L79 185V186H78V190H77L76 187L71 189V188H70V185H72V184H70V183H69L70 185L68 184L69 187L67 188V190H68L69 188H70L69 190L76 189V190H73V192L70 191V194H69V191H66V186H67L66 183H68V182H72V181H74V180L71 181V179H67L68 181H67L65 184H62V185H58V182H55V185L52 184V190L55 191V192L52 191V193H53L54 195H53V194H49V195H47V194H46V190H48V189L51 190V189H50L51 186L49 187V185L47 184V182H48V183L50 182V183H49L50 185H51V183H53V181H50L49 177H44V179H43V177H40L41 179L39 178L38 181H37V178H34V174H31L32 177L30 178V173H31V171H30V173H28V175H26L27 173L24 174V173L26 172L24 169H23L24 172H21V174L23 173V175H24L23 178H24L25 181H26V182H25L26 186H27V185H31L32 182H33V184H34L33 186H34V187L36 186L37 189H41V188H40V185H42L41 187H44V185H45V186L47 187L46 190H45V188H44L45 196H48V197L53 198V201L51 200V198H49L50 200L47 199V201H50L51 204H52V203L54 202V200H55V198H54V197H55V194H56V196H59V192H58V191H59V189H60V188H59L60 186L62 187V186H64V185H66L65 187H63L65 190H64L63 188L60 189V190H61V191L63 190V192H64V191L66 192V196H69V200L71 199L72 196H73V198H75V197H74V194H75L76 192L79 193V192L82 191L81 193L84 194L83 192H85L86 188H87V187H88V188L91 187L92 184L88 185V183H89V182H88V181H89V178H87V176H86L87 174H86V175L84 174V173H86V172H83V173H82V175L84 174L83 176H86L85 179L83 180L84 177L81 178V177H82V175H81L82 168H80L81 166H78V167H77ZM141 164H143V165H142V166H143L142 168H141ZM150 164H151V165H150ZM200 164H201V165H200ZM202 164H203L204 166H203ZM210 164H212V165H210ZM216 164H219V166L217 167V169H216ZM220 164H221V165H220ZM222 164H223V165H222ZM224 164H225V165H224ZM240 164H241V166H240ZM256 164H257V165H256ZM55 165H56V164H54V165L52 166V168H53ZM96 165H97V164H96ZM106 165H104L105 168H103V169L101 168V170H103L104 173H105V171H108L109 169H110L109 172L112 171V168H113L112 165H113V164H111L110 167H109V166H106ZM132 165H133V166H132ZM139 165H140V166H139ZM146 165H148V168L150 169L151 174L153 173V177H150L151 174H150V171H148L149 169L146 168V167H147ZM149 165H150V166H149ZM162 165H164V163H163ZM165 165H167V167H168V163H167V164L165 163ZM186 165H187V166H186ZM193 165H194V166H193ZM197 165H198V168H199L200 170L197 169ZM205 165H206V166H205ZM233 165H234V166H233ZM260 165H261V167H260ZM1 166L3 167V171H5L4 164L1 165ZM1 166H0V167H1ZM73 166H76V167H73ZM113 166H115V165H113ZM152 166H153V168H154V171L156 170L155 172L153 171ZM170 166H169V167H170ZM242 166H243L244 168H243ZM247 166H248V167H247ZM256 166L258 167V170H256V169H257ZM49 167H50V166H49ZM116 167H117V166H116ZM116 167H115V168H116ZM122 167H123V165H122ZM125 167H124V170H123V168H121V166H118V168H116V169L114 168L115 171H114V170L112 171V172H114L115 174H117V172H118V173H119V178H117V177H118L117 175H116V176H115V175L112 176L111 174H109V173L107 172V173L109 174V176L107 175V178H108L110 181H114V182H116V184H117V181H118V182L120 181V183H119L117 186H116V184L113 182V183L115 184V187H116V188L118 187V189H119V190H117L118 192H116L115 188L112 189V192H111V187L113 186V183H112V182L110 183L107 179H106V180H105V179H104V180H100V178H102V179H103V177L105 178L107 173H105V175L103 176V175H102L103 172H100L101 170H100V171H97L98 173L96 172L97 174L101 173V177H100V178H96V181H97V179H98L97 182H98V183L100 182L97 186H100V185H101V182H102V185H101L100 187H102L103 185H104V186L106 185L105 187H107V188H103V191L105 190L104 192H101L102 190H100L101 194H102V195L105 194V196H102V195H100V194H98V193L96 194V192H98V189H99L100 187H99L98 189H97V187H96L97 191L95 190L94 192H93V189H92L93 196H94V193H95V196H94V197H96V196L98 195L97 198H98V199H99V198L102 199V200L100 199V202L97 201V202H98V203L96 202L97 204H100V203L102 204V201H103V200H104V201H103L104 204H107L109 201L111 202V200L108 199V196H110V193H112L111 197H113V194H114L113 191H114V190H115L114 192H116V194H115V197H113V198H118V200H119L122 196L125 197L126 199L131 197V195H130V197H129V194H128V193H126V194L124 193V194L122 195V194H121V193H122V192H121V191H122V188H119L120 185H121V181H124L126 178L129 179L130 176H128V175H132L131 172H130L129 174H128L129 171L126 172V170H125L126 168H125ZM174 167H175V168H174ZM176 167H177V168H176ZM208 167H209V168L212 167L213 170L211 169V172H212V175H213L214 177H211V173L209 174L210 169H209ZM219 167H220V168H221V167H226L228 171L226 170V168H224V169H225V172H224V171H223L224 169H223V170H222V169H219ZM253 167H255V169H254ZM106 168H108V169H106ZM120 168L124 171V172L122 171L123 173L121 172V169H120ZM180 168H181V170H182V172L180 173V176H178V175L175 176L176 174H178V173L180 172V171H179ZM182 168H183V169H182ZM202 168H203V169L206 168V170H205V169L203 170ZM228 168H229V169H228ZM239 168L242 169V170H240ZM247 168H248L249 170H248ZM94 169H95V168H94ZM119 169H120V170H119ZM132 169H133V170H132ZM142 169H143V171H142ZM145 169H147L148 172L145 171L146 174H142V173L144 172ZM162 169H163L164 171H166V170H167V171H166V172L163 171L164 173H162ZM184 169H185V170H184ZM186 169H188V170H186ZM190 169H194V170H190ZM196 169H197V170H196ZM218 169H219V171H218ZM244 169L246 170V172H243V173L246 174V177L248 176L247 179H246V177H245V179H243L244 174L241 173V174L243 175V176H242V175L239 173V171L241 172V171H243ZM0 170H1L0 173H2V172H3V171H2V168H0ZM160 170H161V171H160ZM173 170H174V171H173ZM176 170L178 171V173H177ZM202 170H203V171H202ZM207 170H208V173H207ZM220 170H222L223 173H222ZM230 170H233L234 173H233L232 171H230ZM237 170H238V171H237ZM245 170H244V171H245ZM255 170H256V172H254ZM119 171H120V172H119ZM152 171H153V172H152ZM186 171H187V172H186ZM193 171H194V173L197 171V173H195L196 175L193 173ZM217 171H218V172H217ZM229 171H230V173H229ZM249 171H250V173H249ZM5 172H6V171H5ZM5 172H4V173H5ZM68 172H69V173H68ZM72 172H73V173H72ZM76 172H77L79 175L76 176ZM125 172H126L127 175L125 174ZM159 172H160V174H158ZM169 172H170V173H169ZM188 172H189V173L191 172V173H193V174L190 173V174H191V175H190ZM226 172H228V175H226V174H227ZM231 172H232V174H231ZM252 172H253V173H252ZM260 172H259V173H260ZM37 173H39V172L37 171ZM93 173H94V172H93ZM96 173H95V174H96ZM121 173H122V174H121ZM174 173H175V174H174ZM183 173H184V174L186 173L187 176H185ZM216 173H215V175H216ZM219 173H218L217 175H219ZM224 173H225V175H224ZM235 173H237V174H235ZM251 173H252V174H251ZM259 173H258V179L260 178L261 174L264 173V172H261L260 175H259ZM2 174H3V173H2ZM5 174L8 176L7 173H5ZM5 174H3V175L0 174V177L2 176V179H3V178L6 179L7 177L5 176ZM40 174H41V172H40ZM52 174H53V173H52ZM68 174H69V175H68ZM74 174H75V175H74ZM90 174H91V173H90ZM120 174H121V175H120ZM124 174H125L126 176H124ZM162 174H163V175H162ZM188 174H189V176H188ZM229 174H230V176H229ZM233 174H234V176H233ZM239 174H240V177H241V178H239ZM250 174H251V175H250ZM73 175H74L75 177H74ZM122 175H123V180H117V181H116V180L114 179V178H116V179H122V177H121ZM144 175H145L146 177L150 178V179H147ZM156 175H157V176L160 175V176L157 177ZM169 175H170V176H169ZM172 175H173V176H172ZM194 175H195V176H194ZM249 175H250V176H249ZM25 176H26L27 178H26ZM40 176H41V175H40ZM67 176H66V178H67ZM72 176H73V177H72ZM89 176L91 177V178H90L91 180L93 179L92 177H97L96 175H95V176H93V175L91 176V175L88 174V177H89ZM99 176H100V174H99ZM102 176H103V177H102ZM110 176H111V178H113L114 180H113V179H110V178H109ZM127 176H128V177H127ZM151 176H152V175H151ZM154 176H156V177H154ZM171 176L174 177V178H171ZM191 176H193L194 178H193V177L191 178ZM226 176H227V177H226ZM228 176H229L230 178H228ZM232 176H233V177H232ZM235 176H236L237 178H239V179H237ZM254 176H255V175H254ZM18 177H19V176H18ZM18 177H17V181H16V182L22 180L21 176H20L19 178H18ZM28 177H29V178H28ZM70 177H69V178H70ZM120 177H121V178H120ZM142 177H144V180H143ZM162 177H163L164 179H163ZM165 177H166V178H165ZM184 177H182L181 180L184 179ZM188 177H189V179H188ZM210 177H211V179H210ZM223 177H224V178H223ZM262 177H264V174H262L261 179H259V180L256 179V180H258V181H256V180H255V182L253 181L254 183L257 182L256 184H258V185H255L254 190L252 189V188H253L252 186L250 187V185H253V186H254V183H252V180H254L255 177L252 178V179L249 181V182H250V185L248 184V186H245V187H248V188L250 187V188L252 189V190H251V197H252L253 194H254V198H253V200H252V202H251V205H253L252 203H255V202H253L254 200H256V203H255V204H258V201H257V200H258L259 198H257L256 196L259 195L258 193H260V190H264V187L261 188V185H260L261 183L264 184V178H262ZM9 178H10V180L7 181V179H8V178H7L6 180L3 179V181H5V182H6V181L9 182V181H15V180H16V179L13 180L12 177H9ZM11 178H12V180H11ZM33 178H34V179H33ZM45 178H46V179H45ZM47 178H48V179H47ZM86 178H87L88 180H87ZM153 178H154V179H153ZM170 178H171V180H173V181H171ZM175 178H176V180H175ZM195 178H196V179H195ZM207 178H208V179H207ZM227 178H228L229 181H228V182H224L223 179H226V181H227ZM233 178H234V179H237V180H234ZM2 179H1V181H2ZM24 179H23V181H22L23 184H24ZM29 179H30L31 181H30ZM35 179H36V180H35ZM94 179H95V178H94ZM152 179H153V180H152ZM156 179H158V180H156ZM162 179H163V180H162ZM221 179H222L223 181H221ZM230 179H233V181H235V183L239 185V186L236 185V186H238V189L235 188L236 186H235V184L233 183V181H232L231 183H229V182H230ZM248 179H249V180H248ZM27 180H28V181H27ZM34 180L37 181V182H35ZM40 180H41V182H40ZM58 180H59V179H58ZM69 180H70V181H69ZM85 180L87 181V183H85V182H86ZM141 180H142L143 183L140 182ZM147 180H148V181H147ZM150 180H151L152 182H151ZM164 180H165V181H164ZM167 180H170L169 182H171L172 184H170L169 182H168V184H166V183H167ZM178 180H180V179H178ZM178 180H177V183H178ZM260 180H262V181H260ZM3 181H2V182H3ZM42 181H44V182L47 181V182L44 183V182H42ZM84 181H85V182H84ZM96 181H95V182H96ZM105 181H106V182L108 181V182H107L108 184H107V183L105 184V183H104ZM125 181H126V180H125ZM156 181H158V182L155 184L154 182H156ZM22 182H18V183H20L21 189H23V186H24V185H21ZM28 182H30V183L28 184ZM38 182H39L40 184H39ZM75 182H73V185H72V186H75V184H76ZM82 182H83V184H82ZM90 182L93 183L94 181L92 180V181H90ZM95 182H94L93 184H95ZM97 182H96V183H97ZM144 182H145L146 184H144ZM148 182H149V183H148ZM186 182H187V184H186ZM196 182H198V184H196ZM209 182H208V183H209ZM258 182H259V183H258ZM13 183H15V182L7 183V184H10V185H11V184H13ZM37 183L39 184V186L36 185ZM43 183H44V184H43ZM103 183H104V184H103ZM109 183H110V184H109ZM140 183H141V184H140ZM152 183H154V185H152ZM191 183H192V185H191ZM199 183H201V184L199 185ZM208 183L205 181V184H207V185L204 184L203 186H206V188H205V187L203 188V186L201 185L202 187L200 186V188L198 189V191H197V195H198V194L201 195L200 198L198 197V196H199V195H198V196H197L198 198L195 199V200H198V201H197L198 203L201 202V203L203 204V203L205 202L204 204H207V203L212 199L213 196L215 197V195L210 194V193H212V190H213V187H214L215 184L211 182V183L213 184V187H212V189H209V188H210L209 185H212V184L210 183V184L208 185ZM219 183H220V184H219ZM246 183H245V184H246ZM251 183H252V184H251ZM15 184H16V183H15ZM56 184H57V185H56ZM84 184H85V186H87L86 188L84 187ZM86 184H87V185H86ZM125 184H127V186H129V187H125ZM139 184H140V186H139ZM142 184H144V186H143ZM149 184H150V186H149ZM195 184H196V185H195ZM233 184H234V185H233ZM0 185H1V182H0ZM47 185H48V186H47ZM137 185H138V187H137ZM178 185H179V184H178ZM193 185H195V186L197 187V189H196V187H194ZM198 185H199V186H198ZM226 185L224 184V186H226ZM15 186L17 187V184H16ZM15 186L12 185L11 187L14 188ZM31 186H32V185H31ZM53 186H54V188H53ZM55 186H56V188H55ZM57 186H59V187H58L59 189H57ZM72 186H71V187H72ZM93 186H94V185H93ZM104 186H103V187H104ZM135 186H136V187H135ZM141 186H142V187H141ZM148 186H149V187H148ZM154 186H155V187H154ZM176 186H177V185H174L173 188H176ZM192 186H193V187H192ZM232 186H233V187H232ZM262 186H264V185H262ZM0 187H1V186H0ZM38 187H39V188H38ZM177 187L180 188L179 186H177ZM207 187H208V188H207ZM216 187H217V186H216ZM216 187H215V188H216ZM88 188H87V189H88ZM133 188H135L134 192H133ZM173 188H172V186L170 187L171 190H174ZM202 188H203V190H202ZM215 188H214V189H215ZM242 188H243V187H242ZM258 188H259V189H258ZM56 189H57L58 191H56ZM159 189H158V190L156 189V192H155L154 189H152V192H151V190L148 191V192H146V194H147V193L149 194V193L151 192V195H150V194H149V195L147 194V196H146V195H143V197L145 196V197H144L145 199L141 198V200H140L139 198H140V196H141L142 194L139 195V197H137V196H138V193H136L137 196L134 197L133 200H132V197H131V199H129L130 201L132 200L133 203H134V200L137 199V198H138L141 202H142V200L144 201V203H143L144 205H143L142 203H138V204H137V203H136V200H135V203H136V205H137L138 207H139V204H142V205H143V206L140 205V206H142V208L139 207L140 209H143V210L140 211L138 207H137L138 209H135V210H137V211L139 210L138 213H139V212L141 213V215H139V216H142V215H143V214H142V211L145 213L144 209L146 210V212H148V210L151 209V211L148 212L149 214L145 213V214H147V215H145V216H149V219H150L152 216L157 217V216H158V214H157L158 211H156L157 213H155L154 210H155V209L158 210L159 208L161 209V208H162L161 206H163L162 203L165 201V200H164V201L162 202L161 200H157V199H163L162 197H164V196L167 197V199L170 201V203H169V202L167 203V202L165 201L164 205H166V206L163 207V208L166 209L167 206H171V205H170V204H171V200H174V199L178 196V195H176L177 193L175 194V193L172 192L174 195L171 194L170 189H168V192H170V194L173 195V197H175V198H173V197L170 195V197L173 198V199H172V198H170V197L168 196L169 193H167V190H164V191H163L164 193L166 192L165 195H164V193H162V191L159 192ZM204 189H205V190H206V189H207V190H211V192L209 191L210 193L206 194V192H208V191H205ZM218 189H215L214 192H215V193H218V192H219ZM245 189L247 190V188H245ZM49 190H48V191H49ZM143 190H144V189H142L140 192H143ZM179 190L177 189V190H175V191H179ZM182 190H183V191H182ZM199 190H200V191H204V192H205V195H204V193L200 192ZM240 190H241V188H240ZM39 191H40V190H39ZM74 191H75V192H74ZM87 191H88V190H87ZM89 191H91V189H90ZM119 191H120L121 193H120ZM153 191L156 193V196L158 195V193H162V196L158 195V198L155 199L156 196L154 197L155 194L153 193ZM184 191H185V192H184ZM217 191H218V192H217ZM224 191H225V192H224ZM233 191H234V190H233ZM242 191L244 192V193H243V192H242V193L244 194L243 196H245V197H242V195H241V199L243 198V200H246V201L248 200L247 202H250L251 199H252V198L249 199V197H250V195H249L250 191H249V192L247 191L248 193H247L246 191H244L243 189H242ZM252 191H253V193H252ZM254 191H257L256 194L254 193ZM22 192H23V191H22ZM42 192H43V190H42ZM42 192H38V194H39V193H42ZM49 192H50V191H49ZM57 192H58V194H57ZM131 192H132V193H131ZM220 192H219V193H220ZM227 192H228V193H227ZM234 192H236V191H234ZM35 193H36V191H35ZM50 193H51V192H50ZM61 193H62V192H61ZM78 193H77V195L75 194L76 197H77V196L79 197L80 194H78ZM85 193H86V192H85ZM152 193H153L154 195H153ZM186 193H187V194H186ZM231 193H232V194H231ZM245 193H247V194H245ZM261 193L264 194V191H262ZM261 193H260V195H261ZM28 194H31V196H32V197H31V201H32V198H35V195H32V194H34V193H32V191H28V192H26V195H28ZM71 194H73V195L71 196ZM139 194H140V193H139ZM181 194H182V195H186V196L183 197ZM202 194H203V195H202ZM230 194H231V195H230ZM22 195H24V194L22 193L21 196H22ZM51 195H52V196H51ZM90 195H91V194H89V197H90ZM99 195H100V196H99ZM120 195H121V197H119ZM126 195H128V196H126ZM175 195H176V196H175ZM192 195H194V196H192ZM208 195H209V197H210L211 195H213V196H212L210 199H209V197H208V198H205V197H207ZM217 195H218V196H217ZM221 195H222V194H221ZM224 195L221 196V197H223L222 200H221V199L219 198L220 195H219V194H216V197H218V198L221 200L220 203H221L222 205H221L220 203H218V201L215 202L214 199H216V200H218V199H217L216 197H215V198L213 197L212 201L216 204V206H214L213 209H215V207H216V208H220L221 210H223L222 208L224 207V209H225L227 203L229 204V201H230V203H233V202H234V201L231 202V200H230L231 198H229L228 196H226V197H227V198H226V197H224ZM247 195H248V197H247ZM37 196L39 197L40 194H39V195H36V198L33 199V200L39 199V198H37ZM43 196H44V195H43ZM45 196H44V197H45ZM53 196H54V197H53ZM82 196H83V195H82ZM84 196L87 197L86 194H85ZM116 196H117V197H116ZM191 196H192V197H191ZM239 196H240V195H239ZM239 196L237 197L236 200H239V199H240ZM24 197H25V196H24ZM24 197H22V198H23V201H22V199H21V201H22L24 204L28 205L27 202H28V200H30V199H29L30 197L28 196L29 198H26V199H28L27 202H26V200H24V199H25ZM41 197H42V194H41ZM48 197H47V198H48ZM86 197H84V198H85L84 200H83V198L81 197V198H82V199H81L82 201H81L79 198H76V199H75V201H76V200L78 201V199H79V201H80V202H79V205H77V204L75 203L74 199H72V200L74 201V204L76 205V207L74 206V204H73V206H74L75 208L78 207L77 209H79V207H80V211L82 210L81 213H82V212H85V213H87V214H89V213L91 214V213L94 211V210H93L94 207L91 206V207H90V208L92 209V210H91V209L88 207V204H91L90 202H92V201H96V200H92V201H91V200L89 199L90 202L87 200V201H88V202H87L88 204H86V206H87V208H86L85 203H84V202H86ZM102 197H103L104 199H103ZM148 197H149V198H148ZM165 197H164V198H165ZM186 197H187L189 200H187ZM193 197H194V199H193ZM202 197H203L204 199H203ZM235 197H236V196H235ZM246 197H247L248 199H246ZM258 197H260V196H258ZM261 197H264V195H262ZM59 198H61L62 200H64V202L66 201V199H64V198H62L61 196H59V197L56 199V202L58 201ZM152 198H154V199L152 200ZM169 198H170V199H169ZM191 198H192L193 200H192ZM232 198H233V197H232ZM238 198H239V199H238ZM256 198H257V199H256ZM40 199H41V198H40ZM42 199H43V198H42ZM42 199H41V201H42ZM91 199H92V197H91ZM95 199H96V198H95ZM126 199H122V198H121L122 201H121V203H119V205H121V204L123 205V204H125V203L127 204V202H128L129 200L127 201ZM138 199H137V201H138ZM147 199H148V201H146ZM150 199H151V200H150ZM200 199H202V201H201ZM207 199H208L209 201H208ZM225 199H227V200H225ZM234 199H235V198H234ZM241 199H240L239 201H236L239 209H238L237 207H233V208H232V213H233V214L230 216L231 213L229 212V214L227 213V215L225 216V214H226V210H227V208H228V205H227L226 209L224 210V214H223V212L221 213V214H222V217H221V216H220V217H218V216L216 217L215 213L213 212V211H215V210H212V211H211L212 206H211V208L209 209V211H208V210H203V211H205V212H201L202 216L200 215V212H199V215L196 214L198 211L196 210L197 212L195 213V209H194V208H197L196 206H198V205H199V206H200V205L202 206L201 203H200V204H197V202L194 203V204H196V206H195L194 204H192V205H194V208H193L194 210L191 209V212H193V213H192L191 216H190L189 214H190L191 212H188V214L185 212V211H187V210L189 209V208H187L189 205L186 207V206L184 205L185 203L183 202V203H184V204H183L180 198H178V202L173 201V202L176 203L175 205L172 204V205H174L175 207H178L179 205H180V207H182V205L185 206V207L187 208V210H185V208H183V210H184L186 216H187V215L190 216V217H189V216H188V217L184 216V217L182 218L181 216H183L184 214L181 215V214L179 213V214L181 215V216L179 215V217H181V218L179 219V221L181 220L180 222H182V221L184 222V223H180V225L183 224L182 226H184L183 228H180L181 231L183 230V231L181 232V234H182V233H183V235L186 234V235H185V236H186L185 239L187 238V239H186L187 241H188V239L190 240V243H188V246L185 244L186 241H185V242H184V241L181 242V240H182L181 237H184V236H183V235H182V236L180 235V231H179L178 236L180 235L181 240L177 238V239H176V242H175V239L173 238L174 235H172L171 237L174 239V241H173V239H172V242H173V243L175 242V243H174L173 245H172V243H171V245L168 243V242H171V240H170V241L168 240V236L170 237V235H168V233L171 232V231H172L173 229H175V228H176V229H175V231L173 230V232H175L174 234H175V238H176V232H177V230H179V229H178V226L176 225L178 221H177L176 223H174V225L177 226V227H174V226H173V227H174V228H173L172 226H170V223H171L170 220H172L171 218H173L174 216H173V217L170 216L171 218H169V220L167 221L168 218L165 217V215H164V213H166V212H164V213L162 212V214H160L161 211L159 210V216L164 215V219H165L166 221H165V220H162V222L160 221V223H159V224H161L160 226L156 224V223H158L157 221L159 220V218H157L158 220H156V219H151V221H154V220L156 221L155 224H156V228H157V230H160L159 227L161 228V231H159L160 234L156 232L157 230H155V233L159 234V236H156V238L159 237L160 239H162V237H163V240H164V237H165V240H164V241H162V240H160V239H158V240L161 241V242H163V243L166 241V242L170 245V246H169V245L166 246L167 243L165 242V244H164L163 246H166V247H169V248L172 247V249H170V250H168L169 248L164 247V248H166L168 251H167V250L164 251V248H163V246L161 245L160 242H158V243H160V244H158L157 241H156V243H154L155 241L151 242L152 239H149V237H151V236L154 235V233L152 234L153 227H151V228H152V231H151V230H149V228L147 229V228H145V227H143V226H144V224L147 225L148 223H152V222H150L149 219H148V220H149V221H148V220L146 219V217H144V215H143L144 218H143V217H141V218H142L143 220L145 219V221H148V222H146L147 224L144 223L140 229H139V228H136L135 230H133L134 227H138V226L140 227V223H141L140 221H142V223H143V220H142L141 218H139V217H138L139 220H138V219H134V218H137V213H136L137 211L131 210L132 213L135 212V213H134L135 215L132 214L130 217H129V216L126 217V215H125V216H124V219H125V220L122 218L123 216H120L121 218L118 217V219H119V218L121 219V220H119V222L122 223V224H120V223L118 222V224H120V225H118V227L120 228V229L118 228V229L120 230L119 232H122V233H118V234H121V235H122V234L124 233V234H127V235H124V234H123V235H124V236H127V237H129V236L131 235V238H135V236H137L138 238H137V239H136V238L134 239V243H135V244H133L134 247H135V249H134L132 243H130L132 240H131L130 238L127 239L126 237H125V240H126V239H127V240H126V241L124 240L126 243H123V244H122L123 241H121V239L119 240V238H122V237H118V240L121 241V243H120V242L118 243V241H116V244H115V241L113 240V242H114V246L116 245L117 247H116V246H115V247H114V246L111 247V246L113 245V243H112V245L110 246L111 248L109 247V244H106V246L108 245V248L106 247V249H108V251L111 250V251L113 252V254H115V253L117 254L118 249L121 248L120 250L122 251V253L119 252L120 250L118 251V253H120V256H121V255L123 256L125 253L127 254V255H124L123 257H125V256H126V257L129 256L128 260H127V258H125V259L129 262L128 264H134V263H136V262H137V264H139V263H142V262H145V261H146L147 264H150L149 262L152 261L151 259H156L155 261L153 260V262H152L151 264H159L161 261H163V262H161V264H173L174 261H172V260H175V259H176V257H175L176 255L173 256V257H175V259H174L172 256L169 258V257H168V256H170L169 253H170V254H178L177 259H176L177 262L175 261V264H177V263H178V264H180V263L191 264L190 259H191V260H192V259L195 260V261H193V262H195L194 264H196V261L198 262L197 264H203V263H206V264H207L208 261H207L206 259H208V260H211V259H212V260L210 261V263L208 262V264H216V263L218 264L219 261H220V264H222V263H223V264H229V263L233 262L232 260H234V259H236V260H234V263H235V264H238V263H240V264H250V262H251V263H252V262L254 263V261H255V262H256V261L259 262V264H264V257H262V256H264V232H262V231H264V227L261 226V225H262V223H260L261 221H260V220H259L260 222L258 221L259 218H264V216L260 215L259 218L257 217L258 214H264V212H262V211H264V210H262V209H264V207H262V206L260 205V202H259V204H258L257 206H256L255 204H254V205H255L257 208H258V206H259V208H258L259 210L261 209L260 206L262 207L260 213L257 211L258 209L256 210V207L250 206V207L253 208V209H251L250 213L248 212V214H247V213L245 214V211H246L245 207H244V206H243V207H240L241 205H243L242 203H244L245 201H244V202L242 201L241 203H238V202L241 201ZM261 199H262V198H261ZM261 199H259V201H262ZM44 200H46V198H45ZM44 200L42 201V203L44 202ZM59 200H60V199H59ZM72 200H70V201H72ZM124 200H126V201H124ZM191 200H192V201H191ZM203 200H204V201H203ZM206 200H207L208 202H206ZM223 200H225V201H223ZM232 200H233V199H232ZM249 200H250V201H249ZM31 201H30V202H31ZM47 201H46V202H47ZM107 201H108V202H107ZM119 201H120V200H119ZM152 201H153V202H152ZM158 201H159V202H158ZM176 201H177V200H176ZM212 201H211V202H212ZM58 202H60V201H58ZM58 202H57V203H58ZM138 202H139V201H138ZM145 202H147V203H148V202H151V205H152L154 208H155V203H156V204L159 206V208H158V207H156L155 209H154L153 207H152V208H149V207H151V206H150V203L146 204ZM160 202H162L161 205H160ZM211 202H210V203H211ZM213 202L211 203V205H215V204H213ZM247 202H245V203H247ZM23 203H21V206L24 208L25 205H23ZM33 203H34V202L32 201L31 204H33ZM47 203H48V202H47ZM77 203H78V202H77ZM82 203H83V204H82ZM111 203H112V202H111ZM133 203H131V204H133ZM135 203H134V204H135ZM152 203H154V205H153ZM181 203H182V204H181ZM190 203H188V204H190ZM210 203H209V206H208V205H207V206L205 205L204 207H205V208H206V207H207V208L210 207ZM261 203H264V202H261ZM31 204H29V205H31ZM43 204H44V203H43ZM43 204H42V206H46V205H45L46 203H45L44 205H43ZM53 204H55V202H54ZM58 204H59V203H58ZM69 204H71V202H70ZM80 204H81V205H80ZM93 204L95 205V203H93ZM134 204H133V205H134ZM178 204H179V205H178ZM204 204H203V205H204ZM219 204H220V205H219ZM224 204H225V205H224ZM234 204H235V203H234ZM234 204H232V205H234ZM55 205H56V204H55ZM82 205H83V207H82ZM109 205H110V203H109ZM109 205L107 204L108 207H109ZM136 205H134V208L136 207ZM146 205L148 206V210H147ZM176 205H177V206H176ZM186 205H187V203H186ZM192 205H191V206H192ZM232 205L229 206V207L231 208ZM244 205H246V204H244ZM247 205H248V204H247ZM262 205H264V204H262ZM35 206H36V204H35ZM35 206H33V207L35 208ZM47 206H48V205H47ZM107 206H106V207H107ZM110 206H112V205H110ZM199 206H198V207H199ZM217 206H218V207H217ZM222 206H223V207H222ZM235 206H236V204H235ZM22 207H21V209H22ZM33 207L31 206V207H30L31 210L29 209V211H32V210L34 209ZM40 207H41V206H40ZM40 207H39V208H36V210H37V209H39V210L41 209L40 211H46V210H42V208H44V207H42V208H40ZM84 207H85V208H84ZM92 207H93V208H92ZM144 207H145V208H144ZM180 207H178V209H181ZM221 207H222V208H221ZM246 207H247V209H248L249 205L246 206ZM26 208H28V206H27ZM134 208H132V209H134ZM163 208H162V209H163ZM168 208H169V207H168ZM190 208H191V207H190ZM205 208H204V209H205ZM230 208H229V209H230ZM202 209H203V208H201L199 211H201ZM244 209H245V210H244ZM249 209H250V208H249ZM18 210H19V209H18ZM18 210H17V211H18ZM23 210H24V209H23ZM36 210H35V211H36ZM84 210H86V211L88 210V211L86 212V211H84ZM90 210H91L92 212H91ZM123 210H124V209H123ZM176 210H177V209L175 208V211H176ZM181 210H182V209H181ZM181 210H180V211H181ZM216 210H217V209H216ZM221 210L218 209L219 212H221ZM239 210H240V211H239ZM243 210H244V212H243ZM254 210H256V211L254 212ZM20 211H21V214H22L23 212H25V210H24V211L20 210ZM27 211H28V209L26 210V213H28V216H27V215H25V216L28 217V218H30L31 220H33V219H32V218H33L32 213H30L29 211L27 212ZM40 211L35 212V213H36V214H39ZM48 211H49V210H48ZM153 211H154V212H153ZM166 211H167V210H166ZM172 211H173V210H172ZM189 211H190V210H189ZM207 211H208V213H207ZM229 211H230V210H229ZM237 211H238V212H237ZM247 211H248V210H247ZM247 211H246V212H247ZM252 211L256 214L255 216L253 215L254 213H253ZM119 212H120V211H119ZM121 212H122V211H121ZM152 212H153L154 214H156V215L151 214ZM176 212H178V211H176ZM182 212H183V211H182ZM184 212H183V213H184ZM210 212H211V213L213 212L214 214H211ZM251 212H252V215H251ZM256 212H258V213H256ZM40 213H41V212H40ZM45 213H47V214L49 215L48 212H45ZM81 213H78V214H81ZM140 213H139V214H140ZM170 213H171V211H170ZM172 213H175V212L173 211ZM172 213H171V214H172ZM204 213H205V214H204ZM243 213H244L245 215H244ZM21 214H19V212H16V215H21ZM23 214H24V213H23ZM30 214H31V216H29ZM52 214H53V213H52ZM128 214H130V213H128ZM177 214H178V213H177ZM208 214H211V215L209 216ZM217 214H219V213H217ZM234 214H237V216L234 215ZM242 214H243V216L241 217ZM40 215L43 216V212H42V214H40ZM61 215H63V213H62ZM168 215H169V213L166 214V216H168ZM192 215H193V216H192ZM194 215H195V217H194ZM206 215H207V216H206ZM228 215H229V216H228ZM239 215H240V216H239ZM42 216H41V217H42ZM65 216H66V215L64 214V215H63V218H64ZM134 216H135V217H134ZM175 216H176V214H175ZM214 216H215V217H214ZM235 216H236V217H235ZM14 217H16L15 214H14ZM31 217H32V218H31ZM41 217H40V218H41ZM43 217H44V216H43ZM50 217H51V216H50ZM61 217H62V216H60V218H61ZM132 217H133V221L131 222ZM168 217H169V216H168ZM179 217H177V218H179ZM234 217L236 218V220H237V219H241V218H242L241 220H243V218L245 219L244 222H243V221L241 222V220H240V223H239V224L242 225V228H240L241 225H239V224H238L239 226L237 225V227H236V224L234 223V222H235V218H234ZM239 217H240V218H239ZM249 217H251V218H249ZM252 217H253V218H252ZM46 218H47V217H46ZM65 218H66V217H65ZM65 218H64V219H65ZM126 218H127V219H126ZM128 218H131V219L128 220ZM147 218H148V217H147ZM153 218H154V217H153ZM177 218H176V219H177ZM188 218H189V219H188ZM207 218H208V220H207ZM214 218H217V219H215V221H214ZM218 218H220V219H219V223H220V224H218V225H221V228H222V229H219L220 226H217ZM224 218H225V219H224ZM255 218H256V219H255ZM43 219H45V218H43ZM160 219H163V216H161ZM176 219H175V220H176ZM26 220H28V219H26ZM45 220L47 221L48 219H45ZM65 220H66V219H65ZM65 220H64V221H65ZM127 220H128V221H127ZM135 220H138V221L135 222ZM175 220H174V222H175ZM187 220H188V221H187ZM192 220H193V221H192ZM204 220H205V222H204ZM206 220H207V221H206ZM216 220H217V221H216ZM224 220H225V221H224ZM256 220H257V222H256ZM18 221H19V220H18ZM52 221H53V217H52V220H51V221L48 220V222H50V223H52ZM122 221H123V222H122ZM126 221H127V223L130 222L131 225H133V224L135 225V226H133L132 229H131L132 234H128V232H129V228L127 229V226L131 227V225H130V224H127ZM145 221H144V222H145ZM229 221H230V222H233V224H235V225H232V226H231V224H230ZM124 222H125V223H124ZM133 222H134V223H133ZM137 222H138V223H137ZM187 222H188V223H187ZM208 222L210 223V228L208 227V226H209V225H208ZM211 222H212V223H211ZM213 222H214V224H213ZM123 223H124V225L126 224V226L123 227ZM132 223H133V224H132ZM191 223H192V224H191ZM205 223H206V224H205ZM237 223H238V222H237ZM138 224H139V225H138ZM166 224H167V226H166ZM168 224H169V225H168ZM184 224H185V225H184ZM198 224H199V225H198ZM121 225H122V226H121ZM136 225H138V226H136ZM148 225H149V224H148ZM152 225H153V224H151V226H152ZM178 225H179V224H178ZM207 225H208V226H207ZM223 225H224V226H223ZM149 226H150V225H149ZM164 226H165V227H164ZM168 226H170L169 228L172 227L173 229H171L170 231H169V230H165L166 232H167V231H168V232H167V234L164 233L165 236H163V235H162V234H163L162 232H164L163 229H165V228L167 229ZM211 226H212V228H211ZM125 227H126L127 230L125 229ZM147 227H148V226H147ZM162 227H163V228H162ZM180 227H181V226H180ZM204 227H205V228L208 227V228H206V230H205ZM216 227H219V228H217V230H213V229H216ZM230 227H231V228H230ZM235 227H236V229H235ZM121 228H124V229H122V231H121ZM142 228H143V229H142ZM154 228H155V226H154ZM169 228H168V229H169ZM184 228H185V229H184ZM229 228H230V229H229ZM239 228H240L241 231L239 230ZM252 228H253V229H252ZM255 228H256V230H255ZM137 229H139V231H138ZM145 229H147V231L150 232L152 235H150V233H147V231H146ZM211 229H212V230H211ZM225 229H226V230H225ZM231 229H232V232L227 233V232L230 231ZM237 229H238L240 232L237 231ZM123 230H124V231H123ZM210 230H211V231H210ZM218 230H219V231H218ZM234 230H235V231H234ZM254 230H255V231H254ZM258 230H259L260 232H259ZM125 231H127V232H125ZM131 231H130V232H131ZM137 231H138V233H137V235H135V232H137ZM141 231H144V233H142ZM145 231H146V233H145ZM188 231H190V232H188ZM197 231H198V232H197ZM208 231H209V232H208ZM217 231H218V233H217ZM220 231H221V232H220ZM222 231H223V232H222ZM257 231H258V232H257ZM72 232H73V230H72ZM139 232L142 233V235H141L142 237L138 236ZM173 232H171V233H173ZM195 232H196V233H195ZM207 232H208V235H207ZM214 232H215V233H214ZM252 232H253V233H252ZM219 233H220V234H219ZM224 233H225V234H224ZM256 233H257V234H256ZM143 234H144L146 237H148V235H149V237H148V238H145V237H143V236H144ZM147 234H148V235H147ZM169 234H170V233H169ZM204 234H205V235H204ZM223 234H224L225 236H228L227 234H229V236H228V237H225ZM123 235H122V236H123ZM166 235H167V236H166ZM209 235H210V236H209ZM219 235H222V236H219ZM77 236H78V235H77ZM77 236H76V237H77ZM117 236H119V235H117ZM133 236H134V237H133ZM211 236H212V237H211ZM230 236H231V237H230ZM139 237H140V238H139ZM166 237H167V239H166ZM171 237H170V238H171ZM218 237H220V238L218 239ZM223 237H224V238H223ZM77 238H78V237H77ZM141 238H143V240H142ZM144 238H145V239H144ZM154 238H155V237H153V240H157V239H154ZM211 238H213V239H211ZM215 238H216V239H215ZM221 238H222V239H221ZM116 239H117V237H116ZM123 239H124V238H123ZM146 239H147V240L149 239V241H147ZM220 239H221V241H220ZM74 240H75V239H74ZM74 240H73V243H77V242H74ZM144 240H146V243H147V244H144V245L141 244V245L143 246V249H141L142 246L140 245V243H144V242H145ZM179 240H180V241H179ZM183 240H184V238H183ZM211 240H212V241H211ZM101 241H102V240H101ZM111 241H112V240H110V242H111ZM127 241H128V243H129L128 246L132 245L133 248L130 246L132 249H131V248H129V249H130L131 251H133V253H131V251H130L129 249H128V250H127V249H124V247L127 248V246L124 245V244H127ZM138 241H139V242H138ZM215 241H216V243H215ZM106 242H109V241H106ZM132 242H133V241H132ZM149 242H150V243H149ZM177 242H178V244H177ZM180 242H181V243H184L185 246H183V244H181ZM80 243H81V242H80ZM82 243H83V241H82ZM136 243L138 244V246H140L139 250H138V246H135V245H137ZM163 243H162V244H163ZM222 243H223V244H222ZM118 244H119V245H118ZM149 244H150V245H149ZM152 244H153V245H152ZM154 244H155V246H154ZM179 244H180V245H179ZM81 245H82V244H81ZM123 245H124V247H121V246H123ZM156 245H159L160 247H158V246L156 247ZM191 245H192V246H191ZM219 245H221V246H219ZM222 245H223V247H222ZM239 245H240V246H239ZM88 246H89V245H88ZM118 246H119V247H118ZM173 246L178 247L179 250L176 249V248H174ZM241 246H242V247H241ZM76 247H77V245H76ZM79 247H80V248H79ZM79 247L76 248V250L78 249V250H77L78 252H79V250L81 251V247H82V249H83V245H82V246H79ZM84 247H86V244H84ZM144 247H145V248H144ZM154 247H156V248H154ZM180 247H181V248H180ZM183 247H184V248H183ZM185 247H186V248H185ZM188 247H189V248H188ZM238 247L241 248V249H242L241 251H243L244 253H243V252H241L242 254L239 253L240 250H239ZM248 247H249V249H248ZM88 248H89V247H87L86 249H88ZM109 248H110V250H109ZM136 248H137V249H136ZM210 248H211V249H210ZM227 248H228V249H227ZM89 249H90V248H89ZM89 249H88V250H89ZM106 249H105V248L102 249V250H103V254H104L105 256H106V254L109 255V254L111 253V252L108 253V251H106ZM122 249H123L124 251H123ZM156 249H158V251H160V252H158ZM173 249H174V251H173ZM175 249H176V251H175ZM235 249H237L238 251L235 250ZM104 250H105L106 253H104ZM114 250H117V251L115 252ZM126 250H127V252H126ZM135 250H137V252H139V253H137V252L134 253ZM154 250H155L156 252H154ZM162 250H163V251H162ZM228 250H229V251H228ZM233 250H235V252H232ZM248 250H249V251H248ZM77 251H76V252H77ZM93 251H94V250H93ZM95 251H96V250H95ZM100 251H101V250H100ZM129 251H130V252H129ZM151 251H152V252H151ZM178 251H179V253H178ZM201 251H202V252H201ZM224 251H225V252H224ZM236 251H237V252H236ZM123 252H124V253H123ZM149 252H150V254L153 253V255L151 254L152 256L148 258V259L151 260V261L149 260V262H148V260H145V259H147V257L150 256V254H148ZM161 252H162V253H161ZM173 252H174V253H173ZM175 252H176V253H175ZM210 252H211V253H210ZM229 252H232V253L230 254ZM128 253H129V254H128ZM159 253H160V254H159ZM166 253H167V255H166ZM192 253H193V254H192ZM201 253H202L201 257H202V256H206V257L203 258V259H205L204 261H203V259H202V260H199V257H200V256H197V255H199V254H201ZM103 254H102V255H103ZM111 254H112V253H111ZM131 254H132V255H131ZM136 254H137V256H136ZM147 254H148V255H147ZM154 254H155V255H154ZM157 254H158V255H157ZM162 254H163V255H162ZM179 254H181V255L179 256ZM184 254H185V255H184ZM217 254H218V256H217ZM232 254H233V255H232ZM236 254H238V255H236ZM239 254H241L242 257H241V255H239ZM37 255H38V257H39V258H37V256H36V259H37V260L42 259V258H40L41 256H40L39 254H37ZM91 255H92V254H91ZM96 255H97V254H96ZM117 255H119V254H117ZM145 255H146V256H145ZM165 255L168 257V261H165V260H167V257H166ZM230 255H231L232 257H231ZM105 256H104V257H105ZM122 256L119 257V258H118V256H117L118 264H123V263H122L123 261L121 260V259H123ZM135 256H136V257H135ZM144 256H145V257H144ZM155 256H156V257L158 256V258H156ZM161 256H162V258H161ZM163 256H164V257H163ZM185 256H186V257H185ZM209 256H210V257H209ZM213 256H214V257H213ZM215 256H217V257H215ZM219 256H220V257H219ZM233 256H234L235 258H234ZM236 256H237V257H236ZM239 256H240V257H239ZM247 256H248V257H247ZM258 256H259V257H258ZM63 257H64V256H63ZM91 257H92V256H91ZM104 257H103V258H104ZM110 257H115V256H109V258H110ZM132 257H134V258L131 259ZM165 257H166V258H165ZM178 257H179V258L181 257L182 260L179 259ZM208 257H209V258H208ZM230 257H231V258H234V259L230 260L231 262L228 261L229 259H231ZM251 257H252V258H251ZM257 257H258V259H257ZM107 258H108V257H106L104 260L107 261V260H108ZM172 258H173V259H172ZM184 258H185V259H184ZM249 258H250V261H249ZM63 259H65V258H63ZM106 259H107V260H106ZM119 259H120V262H121V263L119 262ZM134 259H135V260H134ZM160 259H162V260H160ZM170 259H171V262H170ZM187 259H188V260H187ZM196 259H197V260H196ZM200 259H201V258H200ZM227 259H228V260H227ZM247 259H248V260H247ZM34 260H35V259H34ZM102 260H103V259H102ZM102 260H101V261H102ZM123 260H124V259H123ZM129 260H130V261H129ZM133 260H134V261H133ZM136 260H137V261H136ZM179 260H180V261H179ZM184 260H186V262H185ZM240 260H241V261H240ZM61 261H62V260H61ZM99 261H100V260H99ZM105 261H104V262H105ZM111 261H116V258H113V260L110 258V261H109V262H111ZM124 261H125V260H124ZM135 261H136V262H135ZM158 261H159V262H158ZM188 261H190V263H188ZM199 261L202 262V263H200ZM214 261H215V263H214ZM226 261H227V262H226ZM237 261H238V262H237ZM63 262L65 263L64 260H63ZM107 262H108V261H107ZM116 262H117V261H116ZM116 262H115V263H116ZM130 262H131V263H130ZM133 262H134V263H133ZM193 262H192V263H193ZM257 262H256V263H257ZM111 263L114 264V262H111ZM126 263H127V262H126ZM146 263H145V264H146ZM61 264H62V262H61ZM65 264H66V263H65ZM101 264H103V262H101ZM104 264H105V263H104ZM124 264H125V263H124ZM143 264H144V263H143ZM231 264H233V263H231ZM257 264H258V263H257Z\"/></svg>","mask_w":264,"mask_h":264},{"label":"clouds","instance_id":"clouds-1","mask_svg":"<svg viewBox=\"0 0 264 264\" xmlns=\"http://www.w3.org/2000/svg\"><path fill=\"white\" fill-rule=\"evenodd\" d=\"M10 9L7 0H0V62L6 61V67L0 80L10 86L31 79V70H39L40 82H48L55 75L54 61L63 55L62 42L53 41L45 48L36 38L32 27L17 32L16 27L8 20ZM26 15H34L32 7L25 9ZM7 91L0 86V101L7 98ZM63 124L68 130L71 142L82 139V129L76 123L75 101L68 96L62 100ZM7 151L10 158L4 168L9 176L18 169V161L14 157L15 145L10 144ZM21 206V193L18 188L0 187V264H33L37 254H46L58 261L69 240L76 238L78 230L71 234L61 227L50 223L35 213L30 224L18 223L14 214ZM88 230L94 225L88 223ZM91 257L84 252L78 254L72 264H90Z\"/></svg>","mask_w":264,"mask_h":264}]
</instances>
